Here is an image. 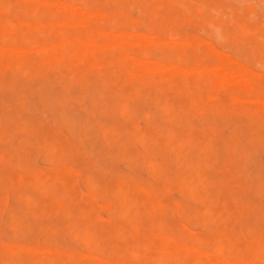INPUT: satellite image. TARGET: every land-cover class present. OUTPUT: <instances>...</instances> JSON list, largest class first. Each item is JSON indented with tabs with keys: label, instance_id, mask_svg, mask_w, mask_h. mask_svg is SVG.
Wrapping results in <instances>:
<instances>
[{
	"label": "rangeland",
	"instance_id": "rangeland-1",
	"mask_svg": "<svg viewBox=\"0 0 264 264\" xmlns=\"http://www.w3.org/2000/svg\"><path fill=\"white\" fill-rule=\"evenodd\" d=\"M3 1V2H2ZM6 1V2H5ZM27 1V0H26ZM28 1H29V3H28ZM26 3H25V0H0V24H2V25H0V26H3L4 27V25H5V28L4 29H2V28H0V48H1V46H4L7 42H9V40L11 41V39H12V37L10 36V35H12L13 33V35H16V34H22V35H24V37H23V45H25L28 49H26V47H24L23 45H22V47L21 48H23V49H25V50H27V52L25 51V54L24 53H22V52H20V51H18L17 49H15L14 51H12L11 52V55L12 56H15V57H17V58H19V59H24L25 57H26V60H28V59H31L34 63H30V64H28V63H26L25 64V66H23V65H21L20 67H21V69L19 68V66H15L14 64H10L9 66L8 65H6V63L3 65L2 64V66H4L3 68L1 67V64H0V78H4V79H1V81H0V92H2V94L1 95H3V97L2 96H0L1 97V99H2V103H1V99H0V115H1V118H3V119H5V116L7 117V113L9 112V116L10 117H8L9 118V120H8V118H6L5 120H1V118H0V124H2V125H0V128H2V126L4 127V128H2L1 130H0V132H2L3 133V135H5L6 136V134H7V136L5 137V136H3L2 135V133H1V135H0V140L3 138V137H5L4 138V140L2 139V141H3V143H1L2 141H0V161H1V163H0V181H2V180H4V182L2 181V183L0 182V209H1V213H0V221H2V222H0V228H1V231H4L3 233H0V236H2L1 234H3V237H1L0 238V263H2V264H12V263H14V262H12L11 263V261H13L12 259H14V257H15V262H17V263H14V264H44V260L48 257V253H49V251L50 250H48L50 247L49 246H57V243H58V246L59 247H61L62 249H64L65 251H69V252H78L79 253V257H76L75 259L76 260H74L75 262V264H91L92 262H93V256L95 257L96 255H99L100 253V251L101 250H103L105 247H103L102 248V246L103 245H101V244H104V246L107 244L108 245V243H106V242H109V245L107 246L108 248H109V250H110V252H109V250L107 249V247H106V249H104L105 250V252L104 253H106L107 252V250H108V254H105V255H101L103 258H108V259H106V260H108V261H111L112 263L113 262H115V261H124V259H125V264H157V262H158V264H159V258H155V257H153V256H155V255H157V253H156V248L154 247V243H153V241H154V239H156L157 240V237H155V235H157V233L158 234H160L161 232L159 231V227H158V224H156V223H158V222H155V221H157V220H159L158 218L160 217V216H163V218L166 216V218H164V219H161V220H163V221H160V222H163V224H166V223H168V224H170V226H166V225H163V227H162V229L164 230V236H168L169 237V241H166V240H168V237H167V239H165V243L166 244H164V247L165 248H168L169 246H171L172 244L171 243H173V244H178L177 242H179L180 244L181 243H183L182 244V248H179L177 251H176V253L174 254V255H172V256H167V255H165V257H162L161 258V261H162V264H165V262L167 261V257H168V261H169V263H167V264H180V262H181V264L183 263V264H193L194 262H193V259L194 258H196V254H198L197 256H198V261L200 260V262L199 263H201V264H203V262H204V264L206 263V264H210V258L212 257V255L214 254H218L219 252H217L216 250H217V247H215V246H212L213 244H212V242H214V244H216V241H217V243L220 241V239H221V241H222V243H221V241L219 242V243H221V244H223V246H224V248H223V252L222 253H219L220 254V257H222L221 258V260L219 261V263L220 264H264V261H262L259 257L261 256V252L259 253V250H257V253H255V250H251V251H249L250 252V254L248 255V242H246L245 243V241H248L249 239H251V238H255L257 241H258V244H259V246L261 245V246H263L264 247V218H263V215L264 214H262V213H264V135H259V134H264V129H262V127H264V123H262V121H263V119H264V106H263V104H264V98H262V97H264V62H263V58H264V35L262 36L261 35V32H264V24H262L263 22H264V17H263V15H264V4H263V2H264V0L262 1V0H260L261 1V3H260V1H258L257 0V4H255L256 3V0H233L234 1V6L233 7H230L231 8V10H230V8L228 7L227 8V6H229V0H192V2L190 3L189 2V0H184V4H190V6L189 7H182V3H183V1L182 0H135L134 2L137 4V6L138 7H135L136 5L135 4H132L131 3V1H133V0H127V2H126V0H117V2L116 1H114V0H81L80 2H78L79 0H75V2H73L74 0H61V1H59V2H64V3H71L72 5L69 7L68 5V8H67V13H68V16L70 17V18H72V19H76V18H78V17H80V15H82V13H81V11H86L87 13H88V10H89V12L90 13H85V15L89 18L90 16L91 17H93V16H97V17H95L93 20L97 23V25H98V27H99V32H98V34H97V36L95 37V39H96V41H99V42H101V43H99V44H97L96 45V50H94V56H97V59H96V61H95V57H94V59L93 60H91L90 61V65H88V62L86 61L87 59L85 58V60L80 64L79 63V61H78V63L77 62H70V63H65V62H60V63H55V64H57L56 66H55V64H49V67L50 68H52L53 70H51V69H49V68H47L48 66V64H45V63H42V62H37V57L39 56V54L37 53V52H39L40 50V48H42L43 46H42V43L43 42H41V40L42 41H50V39L49 38H55V36H56V38L57 37H60V35L62 34V33H58V32H60L59 30H64V33L66 34V35H72L74 32H76V31H82V32H80V35L81 36H84V37H86V36H89V34H88V31H86L87 29H86V27H84L83 26V24L80 22V21H78L77 22V20H74L75 21V24H73V22H72V20L70 21V23L71 24H73V25H71L70 23H68L67 25H65L64 26V24H61L62 22H59L60 20H59V18L57 19V17H54L53 16V20H52V15H51V13H48V14H46V12L47 11H42L43 9H45V8H48L49 7V5H51V4H53L54 2H56L55 0H38V2H37V0H34V2H37V3H35L34 4V2H33V0H28ZM31 1V2H30ZM47 1H48V4H47ZM69 1V2H68ZM96 1V2H95ZM114 1V2H113ZM139 1H142V3H140L139 2V5H138V2ZM146 1V2H145ZM178 1V2H177ZM250 1V3H252V2H254V3H252L253 5H254V8L255 7H258V8H255V11L254 12H252V13H250V12H248L245 8H241L242 6L241 5H244L243 3L245 2V3H247V2H249ZM252 1V2H251ZM9 2V3H8ZM84 2V3H83ZM100 2V3H99ZM103 2V3H102ZM105 2H106V4H105ZM120 2V3H119ZM130 4H129V3ZM147 2H149V5L147 4ZM179 2H181L180 4H182L181 6L179 5ZM197 2H199L198 4H197ZM211 2H214V3H216V4H219L220 6H221V8H222V11L224 12V14H223V12H219V11H217V10H214L213 8H211L210 6H209V3H211ZM222 2V3H221ZM235 2H238L239 4H236ZM13 3V4H12ZM16 3V4H15ZM30 4L31 3V5H33L34 7H40L39 8V11L36 13L37 14V16L35 15V14H33V12H31V9L30 10H28V9H26L25 8V4ZM46 3V4H45ZM50 3V4H49ZM78 5V7L76 8L75 6H76V4ZM88 3L90 4V5H88ZM108 3H110V5L108 4ZM117 4L116 5V7H115V4ZM119 3V4H118ZM123 3H124V7H123V10H122V7H121V4L123 5ZM259 3H260V5H259ZM10 4H12V5H10ZM42 4V5H41ZM83 4H85L86 6L88 5V7H89V9L88 8H86L85 7V5H83ZM101 4H103V6L101 5ZM142 4V5H141ZM146 4L148 5V8L149 9H147V6H146ZM155 4V5H154ZM202 4H204L205 5V7H204V5H201ZM17 5H19V6H17ZM20 5H21V7H20ZM45 5V6H44ZM47 5V6H46ZM75 5V6H74ZM101 5V6H100ZM104 5H105V7H104ZM114 5V6H113ZM143 5H145V8L147 9V11H145V12H147V14H148V16H145L146 15V13H145V15H144V13L141 11L140 12V9H142L144 6ZM2 6V7H1ZM10 6H12L13 7V9H10V8H12V7H10ZM73 6V7H72ZM126 6H128V7H130V8H128V7H126ZM158 6V7H157ZM165 6V7H164ZM168 6V7H167ZM184 6H186V5H184ZM198 6L200 7V10L198 9ZM207 6V7H206ZM240 6V7H239ZM259 6H261L262 7V9H261V7H259ZM16 7H17V9H16ZM33 7V8H34ZM75 7V8H74ZM84 7H85V9H84ZM92 7H94V9L92 8ZM113 7H114V9H113ZM135 7V8H134ZM196 7H197V9H196ZM202 7H204V8H202ZM208 7H210V8H208ZM242 10V12L239 10V8ZM19 8H23L22 10H23V14H21V13H18V12H20L21 11V9L19 10ZM84 10H83V9ZM106 10H105V9ZM125 8H126V10H125ZM145 8H143L142 10H145ZM184 8H188V10L187 9H184ZM16 9V10H15ZM110 9V11L111 12H108V10ZM120 9H121V11H120ZM132 9V10H131ZM134 9V10H133ZM212 11H214V12H212ZM237 9H238V11H237ZM34 10H35V8H34ZM81 10V11H80ZM117 10H119L120 12H118ZM128 10H130L129 12H128ZM187 10V11H186ZM263 10V11H262ZM91 11H93L92 13H91ZM103 13H102V12ZM105 11V12H104ZM116 11L118 12V13H116ZM209 11V12H208ZM216 11V12H215ZM227 11V12H226ZM240 11V12H239ZM2 12H5V14L3 13V14H1ZM10 12V13H9ZM97 12H99V14H97ZM121 12H124V14L123 13H121ZM130 12H133V14H130ZM138 12H140L139 14H141V15H138L137 13ZM176 12V13H175ZM179 12H180V14H181V16H180V14H179ZM191 12H193V13H191ZM7 13H9V14H7ZM15 13V14H14ZM45 13V15H46V17L43 15ZM94 13V15H92ZM142 13H143V17L145 16L146 18H143L142 17ZM195 13V14H194ZM214 13V14H213ZM220 13V14H219ZM230 13V14H229ZM248 13V14H247ZM11 14H12V16H11ZM91 14V15H90ZM116 14H117V17H116ZM123 14V15H122ZM157 14V15H156ZM216 14L218 15V16H216ZM229 14L230 16H228L227 17V15ZM25 16V18H24V16ZM30 15V16H29ZM39 15H42V16H44V18L42 17V19L43 20H41V16L39 17V19H38V16ZM99 15H102V17L101 16H99ZM107 15V16H106ZM122 15V16H121ZM151 15V16H150ZM191 15H192V17L194 18L195 17V19H193L192 17H191ZM222 15H224V16H226V17H223ZM249 15H251V17L249 16ZM6 16V17H5ZM14 16V17H13ZM24 18V19H22V17ZM36 16V18H34V17ZM103 16H105V19H106V25H105V23H104V17ZM110 16V17H109ZM125 16V17H124ZM139 16H141V17H139ZM153 16H156V18H154ZM181 17L180 19L178 18V17ZM215 16H216V18H215ZM263 18H262V17ZM8 17H10V18H8ZM90 17V18H91ZM107 17V18H106ZM115 17V18H114ZM121 19V21H123V26L125 25L126 26V28L124 27V28H122L123 26H121V23L122 22H117V20L119 19V18ZM151 17V18H150ZM163 17V18H162ZM185 17V18H184ZM197 17H198V19H197ZM204 17H205V19H204ZM252 17H254L253 19H255V20H253V19H251ZM256 17V18H255ZM3 18V19H2ZM5 18H8V19H6V22H5ZM14 18V19H13ZM27 18V19H26ZM117 18V19H116ZM127 18V19H126ZM135 18H136V20L138 21H136L135 20ZM139 18H141V19H139ZM156 20H154V19ZM200 18H202V19H200ZM247 18H250V20L249 19H247ZM9 19H11V22L10 21H8L9 23H7V20H9ZM18 19V20H17ZM31 19H34L33 21L31 20ZM36 19V20H35ZM92 19V18H91ZM124 19V20H123ZM136 21H134V20ZM146 19V20H145ZM210 19H211V22L213 23H210V24H212L213 26L210 28V29H212V32H210V29L208 28L209 27V23H208V21H210ZM212 19H214V20H212ZM231 19H233V20H235V21H237V23H243L244 24V28H248V29H251L252 31L250 32V30L248 31V29L246 30V29H244L245 31H242V32H237V31H240V30H238V29H236V26H235V24H234V22H232V20ZM3 20V21H2ZM18 22H17V21ZM100 22V20H101V22L100 23H98V21ZM104 20V21H103ZM133 20V21H132ZM142 20L144 21V22H142ZM149 20V21H148ZM193 20V21H192ZM208 20V21H207ZM26 21H28V22H26ZM38 21V22H37ZM43 21V22H42ZM51 22V21H54V22H56L57 23V25H58V23H60L61 25H59V27H54V26H57L56 25V23H55V25H51V23L49 24V23H46V22ZM109 21H110V23L111 24H109ZM120 21V20H119ZM148 21V22H147ZM153 21L154 22H156V24L155 25H153L154 23H153ZM162 21V22H161ZM214 21V22H213ZM230 21V22H229ZM4 22H5V24H4ZM35 22V23H34ZM40 22V23H39ZM54 22H52V24L54 23ZM193 22V23H192ZM253 22V23H252ZM262 22V23H261ZM17 23V25L16 26H14L15 24ZM20 23H22V24H20ZM27 23V24H26ZM28 23H29V25H28ZM45 24V26H44V24ZM78 23H80V24H78ZM103 23V24H102ZM118 23V24H117ZM129 23V24H128ZM139 23V24H138ZM147 23V24H146ZM152 25H151V24ZM261 23V24H260ZM4 24V25H3ZM7 24H8V26L10 25L11 27H14V28H16V29H11V27L9 28L8 26H7ZM12 24H14V25H12ZM37 26H36V25ZM133 24V25H132ZM136 24H137V26H136ZM145 24V25H144ZM151 26H150V25ZM160 24V25H159ZM161 24L162 25H164L165 27H163V26H161ZM167 24V25H166ZM183 25V27L181 28V26L180 27H174V26H176V25ZM185 24H187V26H189V27H191V28H189V27H185L186 25ZM192 24V25H191ZM203 24V25H202ZM215 24H217V25H215ZM22 25V26H21ZM24 25H26V31L28 32H26V31H24L25 30V27H24ZM34 25V26H33ZM41 25H42V27H41ZM63 25V26H62ZM70 27H69V26ZM108 25H111V26H108ZM117 25V26H116ZM135 25V26H134ZM141 25H144V26H142V27H140ZM157 25V26H156ZM194 25V26H193ZM200 25V26H199ZM219 25V26H218ZM253 25V26H252ZM263 25V26H262ZM20 26H21V28H20ZM33 26V27H32ZM39 26V27H38ZM44 26V27H43ZM49 26L50 27H52V29L51 28H49ZM60 26H62V27H60ZM79 26H80V29H78L79 28ZM82 26V27H81ZM118 26H120V28L118 27ZM138 26L140 27V28H145V29H140V28H138ZM153 26H156L155 28L153 27ZM167 26H168V28H167ZM169 26H173V27H169ZM23 27H24V29H23ZM55 29H54V28ZM77 27V28H76ZM110 27L112 28V27H115V28H113V30L112 29H110ZM146 27H147V29H148V27L150 28V29H152V28H154L155 30V32H153V29H152V31L150 30L149 31V29L148 30H146ZM195 28V30L196 31H194V28ZM198 27V28H197ZM207 27V28H206ZM253 27H256L257 28V30H255ZM22 29V30H18V29ZM36 29V30H39V29H37V28H40V32H38V31H36V30H34V29ZM46 28V29H45ZM49 28V29H48ZM85 28V29H84ZM159 28V30L160 29H162L163 30V28H166L167 30H165V31H161L162 33H164L163 35H162V33L160 32V31H156V29H158ZM171 28H179V29H177V31L175 32L173 29H171ZM181 28V29H180ZM186 28H187V30H186ZM193 28V29H192ZM197 28V29H196ZM214 28V29H213ZM6 29V30H5ZM78 29V30H77ZM106 29V30H105ZM107 29H108V31L110 32V33H115V36L116 37H112L109 41H107V42H102L103 41V37L105 36L104 34H108L109 32L107 31ZM192 29V31L190 32V30ZM221 29V30H220ZM1 30H3V31H1ZM5 30V31H4ZM8 30V31H7ZM102 30V31H101ZM171 30H173V33H174V35L172 34V31ZM178 30H181L180 31V33H179V31ZM186 30V31H185ZM217 31V32H215V31ZM220 30V31H219ZM15 31V32H14ZM20 31V32H19ZM54 31L56 32V33H54ZM105 31V32H104ZM116 31V32H115ZM120 31H122V33H126V34H123V37L121 38V36H122V33H119ZM128 31V32H127ZM136 31H139V33L138 32H136ZM145 31V32H144ZM171 31V32H170ZM184 31H185V33H184ZM247 31H248V33H247ZM2 32L4 33V34H2ZM10 32H13V33H10ZM43 33V35L41 34V35H39V33ZM85 32V33H84ZM106 32H108V33H106ZM160 32V33H159ZM166 32H168V33H166ZM179 33V34H181V32L182 33H184V35L182 34L181 36H182V38H180V37H178V35L175 37V33ZM187 32V33H186ZM195 32H196V34H195ZM201 32V33H200ZM221 34H220V33ZM244 32H246L247 34H245ZM7 33V34H6ZM118 33V34H117ZM146 33H149V34H146ZM177 33V34H178ZM202 36H200L199 34ZM212 33V34H211ZM213 33L216 35H213ZM216 33H218V34H216ZM250 33V34H249ZM34 34V36L36 37V40H38V41H32V35ZM138 34V35H137ZM151 34H153V35H151ZM165 34H167V36L165 35ZM171 34L173 35V37H175V38H173L172 36H171ZM188 34V35H187ZM198 34V35H197ZM204 34V35H203ZM240 34H241V36L242 37H240ZM246 36H245V35ZM12 35V36H13ZM39 35V37L37 38V36ZM86 35V36H85ZM103 35V36H102ZM136 35H137V37H136ZM146 35V36H145ZM192 35H194V36H192ZM210 35H213V36H210ZM258 35H260L259 37H258ZM4 36H6V37H4ZM8 36H10L11 37V39H10V37H8ZM26 36V37H25ZM27 36H30V38L29 37H27ZM118 36V37H117ZM144 36V37H143ZM149 38H148V37ZM162 36V37H161ZM180 36V35H179ZM186 36H188V37H186ZM207 36V37H206ZM209 36V37H208ZM220 36H222V38L223 39H225L226 38V36H227V38L225 39V41L227 40V43L228 44H226L225 43V41L220 37ZM35 37H33V40L35 39ZM47 37V39H45ZM100 37H101V39H100ZM143 37V38H142ZM184 37H186V38H184ZM195 37V38H194ZM211 37H213V38H211ZM252 37V38H251ZM2 38H5V40L7 39V38H9L8 40H6L7 42H5V44H3L4 42H3V39ZM26 40H25V39ZM124 38V39H123ZM138 38V39H137ZM144 38L146 39L145 41L147 42H144V44L145 45H143V44H140V41H144ZM165 38V39H164ZM173 39V41L171 40V39ZM177 38V40H174V39H176ZM189 38V39H188ZM197 38V39H196ZM204 38V39H203ZM216 38H218V41L220 42H218L217 41V39ZM237 38V39H236ZM259 40H258V39ZM2 39V40H1ZM27 39H30L29 41H32L31 42V44H30V42H29V45H28V43H27ZM147 39H150V40H147ZM151 39H153V40H151ZM160 39V40H159ZM163 39V40H162ZM186 39V40H185ZM216 39V40H215ZM222 39V40H221ZM232 39V40H231ZM129 41V42H134V41H136V42H138L140 45H141V47L140 46H136V45H129L130 43H128V45H127V43H126V45L124 46V48H123V50L122 51H113L112 49H113V47L112 46H114V44H118L119 45V43H121V42H123V41ZM139 40V41H138ZM179 40H182V42L181 41H179ZM190 40H192L194 43L197 41V42H199L200 44V46L199 45H195V44H198L197 42L194 44L192 41H190ZM204 40V41H203ZM207 40H211V42L209 41V43H208V41ZM214 40V41H213ZM235 40H236V43H235ZM263 42H262V41ZM3 43H2V42ZM177 41L178 42H180V46L181 47H178V45H179V43H178V45L176 44L177 43ZM190 41V42H189ZM223 43H225L226 44V46L224 45V44H222V42ZM232 41H234V42H232ZM242 41H243V43H242ZM245 41V42H244ZM37 43V44H35V43ZM41 42V43H40ZM174 42V43H173ZM192 42V43H191ZM202 42V43H201ZM216 42H218V44L216 43ZM231 42V43H230ZM188 43V44H187ZM211 43V44H210ZM232 43H234L235 44V46H234V44H233V46L232 47H229V48H231L232 50H235V52L234 53H237L238 55H233L234 53H233V51L230 49L229 50V48H228V50H225V48L229 45V46H231L232 45ZM176 44V45H175ZM188 46H187V45ZM191 44V45H190ZM208 44V45H207ZM210 44V45H209ZM221 44V45H220ZM237 44H238V46L239 47H241V49H242V52L243 51H245L246 50V48L248 47V50H246V54L244 55V53H242V52H240L241 50H240V48H238V46H237ZM241 44H242V46L243 47H245V48H242V46H241ZM36 45H38L39 47H36ZM172 45V46H171ZM173 45H175V46H173ZM193 45L195 46V48H196V46H197V49L200 47V49L201 48H204L205 47V45L207 46V47H205L204 49H201L202 51H199V49H198V51L199 52H203V51H205V52H203V53H198V51H197V49H194L193 48ZM225 47H223V46ZM247 47H246V46ZM31 46V47H30ZM41 46V47H40ZM165 46H167V48L166 49H169L170 47H173V48H175V49H173L174 51H176L177 52V50L176 49H179L178 51H182L183 52V54H182V58L181 59H184L183 61H182V63L180 62V65L181 66H183V68H184V70H185V72H186V74H188V77H186L185 75L186 74H180L181 75V77H180V75H177V76H175V77H173V78H171L170 80H168V82H166V80L164 81V78L163 77H160V76H162L163 74H164V72H166V70L165 69H167V64L169 65V63L171 62H176L177 60H175L174 58H176V56L177 55H175V52L173 51V50H171V49H169V51L165 54L168 58H169V61H167L168 59H166L167 57L164 55V53L163 52H165V51H162L161 49L163 48L164 49V47ZM190 46V47H189ZM192 46V47H191ZM202 46V47H201ZM220 46H222V48L220 47ZM255 47V48H252V47ZM127 47L129 48L128 50H127ZM137 49H136V48ZM178 47V48H177ZM233 47H235V48H233ZM251 47V50H252V52H249V48ZM133 48V49H132ZM213 49V50H209V49ZM237 48H238V51L239 52H237ZM263 48V49H262ZM125 49V50H124ZM135 49V50H134ZM147 49H149L150 51H148ZM186 49V50H185ZM216 49V50H215ZM227 49V48H226ZM254 49H256V50H254ZM39 50V51H38ZM116 50V49H115ZM147 51V53L146 54H149V52H150V54H151V56H150V54H149V56L148 55H145V53H142L141 51ZM152 50H154V53H152L153 51ZM160 50H161V52H162V54H158L157 52H160ZM165 50V49H164ZM172 52H174L173 54L172 53H170L171 51ZM184 50L186 51V52H184ZM188 50V51H187ZM250 50V51H251ZM113 51V52H112ZM128 51L130 52L131 51V53L129 54L128 53ZM143 51V52H144ZM145 51V52H146ZM167 51V50H166ZM214 51H216V52H214ZM222 51H224L223 53H222ZM231 51H232V53H231ZM263 51V52H262ZM107 52V53H106ZM113 53V54H111V53ZM139 52V53H138ZM194 52V53H193ZM209 52V53H208ZM219 52V53H218ZM227 52V53H226ZM33 53H35V54H33ZM108 53H110V54H108ZM135 53H137V54H135ZM189 53H191V54H189ZM205 53V54H204ZM217 53H218V55L219 56H222V57H224V58H226V59H230L229 61H231L232 60V62L231 63H229V64H220L219 62V56L217 57ZM229 53V54H228ZM248 53L250 54V56L251 57H249V59H245L247 56L246 55H248ZM255 53V54H254ZM262 53V54H261ZM104 54H106V55H104ZM155 54H156V56H155ZM172 54V55H171ZM186 54H187V56H186ZM222 54V55H221ZM227 54H228V56H227ZM239 54H241V55H243V56H241V57H239ZM35 55H37L36 57H35ZM99 55V56H98ZM114 57H113V56ZM140 55V56H139ZM143 55H145V56H143ZM164 56V58H162V56ZM188 55H191V57H192V60H191V57L189 56V58H188ZM200 55L201 56H203V55H205L204 57V59L206 60H204L205 62H207V64L205 63V62H203V59L201 60H199V58L198 57H200ZM254 55V56H253ZM103 56H105V57H103ZM108 56H109V58H108ZM142 56V57H141ZM147 56V57H146ZM152 56H154V57H152ZM159 56V58H156V57H158ZM173 56V57H172ZM175 56V57H174ZM208 56H211L213 59H214V57L216 56L217 57V60L219 61H217V60H213L214 61V63H212L211 61V57L210 58H207ZM227 56V57H226ZM238 56V58H234V57H237ZM245 56V57H244ZM101 57H103V58H101ZM118 57V60H116V58ZM120 57V58H119ZM145 59H148V60H150L151 62H150V64H151V66L149 65V63H148V60H145ZM166 57V58H165ZM230 57V58H229ZM254 57V58H253ZM34 58V59H33ZM101 58V59H100ZM112 58H115V59H112ZM187 58L189 59V60H187ZM195 58H198V60H195ZM201 58V57H200ZM243 58V59H242ZM251 58V59H250ZM103 59H105V60H103ZM153 59V60H152ZM162 59H164V61L162 60ZM166 59V60H165ZM175 61H174V60ZM194 59V60H193ZM216 59V58H215ZM244 59H245V61H244ZM259 59V62L257 63L256 61ZM103 60V61H102ZM124 62H123V61ZM142 60H144V61H142ZM154 60H156V61H162V62H160V63H162V64H159V65H156L154 68H153V64H152V62L154 61ZM173 60V61H172ZM191 60V63H193L194 64V61H197V64L199 63V61L201 62V63H199L200 65H197V64H195V65H193V64H190V62L188 63V61H190ZM235 60V61H234ZM237 60V61H236ZM94 61V62H93ZM111 61V63H109ZM120 61V62H119ZM126 61H130V62H126ZM135 61V62H134ZM138 61H142V63L143 64H145L144 62H146V64H145V66L147 67V70H145V71H147V72H145L144 71V73L141 71H139L138 70V72L136 73L135 71H137V67H136V63L138 62ZM166 61V62H165ZM184 61L186 62L187 61V64L189 65L188 67L186 66V64L184 63ZM215 61H217L216 63H215ZM251 61V63L253 64V66H251L252 64H250L249 62ZM96 62V64H94ZM99 62H101V63H99ZM117 62V64L119 65H121V63H122V68H121V66H119L120 68H118V66H117V64H115ZM245 62V63H244ZM254 62H255V64H254ZM84 63H86V64H84ZM131 63V64H130ZM134 63V64H133ZM196 63V62H195ZM203 63V64H202ZM236 63H239L240 65L241 64H243L242 66H246L247 68H248V70L250 71V76H251V78L255 81V84H257V85H259V87H258V90H251V92L249 91H246L247 93H249L248 95H246L245 96V90H243L244 91V93H243V91L242 92H240V91H235V93H231L229 90H227L228 88H224V84H223V81H225L226 82V86H228V87H230V89H235L237 86H238V84H239V77L236 75L237 73H236V71H234L235 69H233V65L232 64H236ZM261 64L260 66L262 67V68H258V64ZM42 64H43V66H42ZM61 65V68H59L60 67V65ZM77 64H78V66H77ZM82 65V67L80 66V65ZM92 64V65H91ZM98 64H100L102 67H101V69L103 70V72H104V70H105V78L108 80V82L107 81H103V79H101V75L99 74V71L100 70H96L97 72H98V74H97V76H95L96 74L95 73H97V72H94L95 71V69H100V65H98ZM105 64H107L108 65V67H105L104 65ZM202 64V65H201ZM217 66H216V65ZM249 64V65H248ZM12 65H14V66H12ZM34 65V66H33ZM62 65H63V67H62ZM74 65V66H73ZM106 65V66H107ZM114 65L115 66H117V68H114ZM161 65H165V68H164V66H162L161 67ZM190 65H193V66H191L190 67ZM215 65V66H214ZM221 65L222 66V68L224 69V71H221V73H220V76H219V80L217 81V82H214V83H216V86L214 85H212L210 82H212L213 83V81H211L212 79H211V77L213 76V74H209L210 76H207L208 75V71L210 70V71H213V72H215L214 70H217L218 68H219V66ZM12 66V67H11ZM52 66V67H51ZM56 68H55V67ZM59 66V67H58ZM95 66V67H94ZM96 66H99V67H96ZM125 66V67H124ZM196 66H197V68H196ZM220 66V67H221ZM13 67H17V68H14V70H13ZM91 67V68H90ZM105 67V69H103ZM112 67V68H111ZM193 67V68H192ZM200 67V68H199ZM214 67V68H213ZM216 67V68H215ZM218 67V68H217ZM253 67V68H252ZM5 68V69H4ZM56 69V71H55V69ZM59 68V69H58ZM124 68V69H123ZM136 68V70H134ZM151 68V69H150ZM153 68V69H152ZM187 68V69H186ZM191 68V69H190ZM232 69V71H231V69ZM255 68V69H254ZM256 68H258V69H256ZM24 69H26L25 71L27 72V70H29V72L28 73H26L25 71H22V70H24ZM89 69H92V70H89ZM122 70V71H119V70ZM214 69V70H213ZM251 69V70H250ZM261 69V70H260ZM263 69V70H262ZM7 71V73H10V74H7V76H6V74L4 73V72H6ZM10 70V71H9ZM75 70V71H74ZM87 70H88V72H87ZM110 70H112V71H110ZM116 70V71H115ZM132 70V71H131ZM134 70V71H133ZM207 70V71H206ZM253 70V71H252ZM257 70V71H256ZM21 71V72H20ZM60 71V72H59ZM115 71V72H114ZM128 71H129V73L130 72H133V74H134V76L132 75L131 76V73L130 74H128ZM149 71V72H148ZM206 71V72H205ZM17 72H20L21 74H23V73H26L25 75L23 74V76L20 74V73H17ZM39 72V73H38ZM43 72V73H42ZM45 72H47V75H46V73ZM50 72V73H49ZM57 72V73H56ZM75 72V73H74ZM94 72V73H93ZM118 74H117V73ZM204 72V73H203ZM212 72V73H213ZM235 72V73H234ZM2 73H3V75H2ZM17 73V74H16ZM30 73V75L28 76V74ZM37 73V74H36ZM43 74V76H44V79H43V76L42 75H40V74ZM45 73V74H44ZM74 73V74H73ZM112 73V74H111ZM122 73V74H121ZM147 73V74H146ZM149 73H151L152 74V76H155L156 78H152V76H151V78L149 77L150 76V74ZM201 73H203V74H201ZM209 73H211V72H209ZM252 73V74H251ZM254 73V74H253ZM15 75V76H13V75ZM19 74H20V76H19ZM50 74V75H49ZM55 74H57V77H56V75ZM60 74L62 75V74H64L65 76H64V80L62 81V77L60 76ZM87 74V75H86ZM89 74V75H88ZM95 74V75H94ZM110 76H109V75ZM136 74V75H135ZM201 75V78H200V76L198 75V77L200 78V81H198V87H200L199 89H201L202 88V90L201 91H199V89H198V87H197V85L195 84V82L194 81H192L193 80V78H195L196 76H194V75ZM45 75H46V78H45ZM91 75V76H90ZM98 75H99V77H98ZM102 75H104V73L102 74ZM118 75V76H117ZM183 75V76H182ZM234 75H236V76H234ZM36 77V79L37 78H39V76H40V78H39V80L37 81V80H35L34 78ZM55 76V77H54ZM83 76H85V77H83ZM87 76V77H86ZM90 78H89V77ZM93 76H95V77H97L95 80H94V78H93ZM125 76V77H124ZM204 78H203V77ZM216 76V75H215ZM25 77V78H24ZM27 77H28V79H27ZM30 77H31V79H30ZM34 77V78H33ZM42 77V78H41ZM49 77L51 78V80H53V81H55L54 83L55 84H53V81L52 82H50L51 80H49ZM54 77V78H53ZM70 77H72V79H69ZM80 77H82L83 79L85 78V80H83L82 78L80 79ZM108 77H109V79H108ZM124 77V78H123ZM127 77V78H126ZM134 77V78H133ZM210 79H209V78ZM16 78H17V80H16ZM86 78L87 79H89L88 81L91 83L90 84V86H89V84L88 85H85V86H83V84H85V83H89L88 81H86ZM102 78H103V76H102ZM114 78V79H113ZM132 78V79H131ZM135 78H137L136 80H134ZM138 78L139 79H141V80H138ZM148 78H150V80H148ZM177 78V79H176ZM186 78H188V80H189V85L188 84H186L185 83V81H186ZM199 78H198V80H199ZM205 78H208L210 81H208V80H206ZM10 79V80H9ZM20 79H22V82H23V85L25 86V87H23L22 86V84H21V81H19ZM42 81H41V80ZM55 79V80H54ZM60 79V80H59ZM94 80L95 81V83H96V85H97V87H101L102 89H103V87L104 86H101V84L102 83H100V82H103V84L105 85V86H107V87H104V89L102 90L103 91V93L101 92V88H98L99 90H100V92H99V90L95 87L96 85L95 84H92V83H94V81L92 82V81H90V80ZM100 79V80H99ZM118 79V80H117ZM130 79V80H129ZM146 80V81H152V82H155V81H157L158 83L160 82V84H159V87L158 88H160L161 86L163 87V85H165L164 86V88H162L161 87V89H163V90H165L166 92H164L163 90H159L158 88H157V86H156V88H155V85H158V84H153L152 83V85L154 86H151V85H148V83L146 82L145 83V81H142V80ZM202 79V80H201ZM30 80H32V81H30ZM47 80V81H46ZM49 80V81H48ZM57 80H58V82H60V83H58L57 82ZM66 80H67V82H69V84L70 85H67L66 86ZM79 80H83L82 81V83H81V86H83L82 88H83V90L81 89V90H79V88H81V86H80V82H79ZM97 80H99L100 82H98ZM102 80V81H101ZM117 80V81H116ZM131 80H133L132 82H131ZM177 80V81H176ZM207 82H206V81ZM223 80V81H222ZM259 80H261V81H259ZM30 81V82H29ZM45 81L47 82V84L45 83ZM72 81H73V84H72ZM74 81H75V83H74ZM111 81L113 82V84H111ZM131 83H129V82ZM136 81H142V82H136ZM176 81V82H175ZM205 83H204V82ZM221 83H220V82ZM11 82L12 83V85H11V83L9 84V83ZM27 82H29L28 83V85L30 86H26L27 85ZM41 82H42V84H41ZM110 82V83H109ZM117 83V85H116V83ZM129 83L128 85H126L125 83ZM145 83V85H147L146 87H145V85H143L142 83ZM174 83L173 85L172 84H170V83ZM194 82V83H193ZM4 83V84H3ZM5 83L6 84H9V85H5ZM16 83H17V85H16ZM33 84V86H31L32 84ZM35 83V84H34ZM37 83V84H36ZM48 83H50V85H48ZM64 83H65V86H64V88H63V85H64ZM134 83V84H133ZM205 85H204V84ZM220 83V84H219ZM5 85V87L6 88H4V86H2V85ZM13 84H14V86H13ZM18 84H20V85H18ZM61 84H63V85H61ZM71 84H72V86H71ZM77 84V85H76ZM108 84V85H107ZM109 84H110V86H109ZM139 84H142V86L141 85H139ZM150 84V83H149ZM186 84V85H185ZM193 84H195L196 85V87L193 85ZM208 84H210V85H208ZM218 84H219V86L220 85H223V86H220V88L218 89L217 87H219L218 86ZM37 85H40V86H38V87H40V88H38L37 87ZM47 85V86H46ZM53 85H54V87H53ZM92 85V86H91ZM93 85H95V86H93ZM167 85L169 86V87H171V89L170 88H168L167 87ZM179 85V86H178ZM200 85V86H199ZM212 85V87L214 88H212V87H210ZM13 86V88L9 91V88H11ZM16 86V87H15ZM19 86L20 87H23L22 89L21 88H19ZM34 86H36L37 88H38V90H35V89H37L36 87H34ZM43 86H45V87H43ZM50 87V88H47V87ZM87 86H89V87H87ZM108 86L110 87V88H108ZM172 86H173V88H172ZM191 87V89H193V91H195V89L198 91V92H200V93H197L196 91H195V93H197L196 95H194V94H191V95H194L195 97H193V98H191L190 96V93H191V91L189 92V88ZM207 86H208V88H207ZM7 87H9L8 88V90H6L7 89ZM18 87V88H17ZM32 87V88H31ZM54 88V89H57L58 88V90L59 89H61L62 88V90H59V92L61 91L62 92V95H63V93L65 94V98H69L68 96L70 95V99L68 100V99H66V101H65V99L63 98V97H61V95L60 94H58V92L56 91V90H52L51 88ZM67 87V88H66ZM73 87V88H72ZM94 87V88H93ZM112 87V88H111ZM134 87H136L135 89H134ZM176 87L177 88H179L180 90H178V89H176ZM4 88V89H3ZM18 90H17V89ZM31 89V90H28V89ZM75 88V89H74ZM86 88L88 89V91H84V90H86ZM95 89V90H93V89ZM114 88V89H113ZM116 88V89H115ZM120 88V89H119ZM141 88H142V90H145V91H142L141 90ZM175 88V89H174ZM184 88H187L186 90H184ZM206 88V89H205ZM223 88V89H222ZM40 89V90H39ZM64 89V90H63ZM66 89V90H65ZM72 89H74V90H72ZM132 89H134V90H132ZM189 89V90H188ZM207 89H213V91L214 92H212L211 94L209 93V91L211 92V90H207ZM222 89V90H221ZM5 90V91H4ZM15 90L16 91H19V92H17V93H20L19 95H21V99L23 100L24 99V97H25V101L23 100H21V102H22V104H24V105H21V103H19L20 101H19V97L18 98H16V96L18 95L17 93H15ZM21 90L23 91V92H21ZM47 90H49L48 92H52V93H48L47 94ZM72 90V91H71ZM116 91V93H118L119 92V94L117 95V96H119L118 98H115V97H113V98H115V99H113L112 98V94H114L115 96H116V94L114 93L115 91ZM124 91L123 93L121 92L120 93V91ZM150 90V91H149ZM173 90V91H172ZM183 90V91H182ZM27 91V92H26ZM66 91H68V92H66ZM80 91V92H79ZM82 91H84V92H82ZM127 91L128 92H130V93H127ZM137 91H138V94L136 95V93H137ZM147 91H149V92H147ZM164 92V94H163V92ZM184 91H186V92H188V93H186V95L183 93V94H181V93H179V92H184ZM192 91V93H194ZM208 91V92H207ZM8 94H7V93ZM9 92H10V94L12 93V95H9ZM32 92L35 94H33L32 95ZM93 92H94V94H93ZM105 92V93H104ZM147 93L146 95L145 94H141V93ZM155 92V93H154ZM161 92V93H160ZM201 92H202V94H201ZM6 93V94H5ZM26 93V95H24V94ZM69 93V94H68ZM71 93V94H70ZM82 94V93H84V94H82V95H80V94ZM96 93V94H95ZM104 94V96H105V94H106V96H105V99L108 101L107 103L109 104H112V106L111 107H113L112 109V111L113 112H110V111H108L109 113H107V110H109L111 107L109 106V105H107L106 104V101L104 100V97L100 94ZM251 93V94H250ZM259 93V94H258ZM38 94V95H37ZM68 96H67V95ZM121 94V95H120ZM122 94H123V96L125 97H123L122 96ZM126 94H129V95H126ZM132 94H134V96H131ZM149 94V96L150 97H147V95ZM165 95V94H167L169 97H168V100H167V98H166V96H164L165 97V100L163 99L164 97H163V95ZM178 94H180V96L178 95ZM210 94V95H209ZM223 94V96H221ZM229 94V95H228ZM241 94V95H240ZM255 94H256V96H255ZM261 94V95H260ZM14 95H15V97H14ZM18 95V96H19ZM22 95H24L23 97H22ZM30 95V96H29ZM32 95V96H31ZM37 95V96H36ZM39 95H41V97L39 96ZM49 95V96H48ZM76 95H78V96H76ZM80 95V96H79ZM86 95V96H85ZM96 95V99H94V96ZM140 95V96H139ZM143 95H145V97H143L145 100H143L142 99V96ZM151 95L153 96V99H154V101L153 100H150V98H151ZM206 95H209V96H206ZM214 95V96H213ZM250 95H252V96H250ZM254 95V96H253ZM26 96H27V98H28V96H29V98H36V100L35 99H30L29 100V98L28 99H26ZM34 96V97H33ZM56 96H57V100L58 101H54V100H56ZM67 96V97H66ZM72 96V97H71ZM74 96V97H73ZM98 96V97H97ZM101 96H102V99H101ZM116 96V97H117ZM120 96H122L121 98H123L124 99V106H125V104H126V102L128 101V99H130L128 102H130V106H127L128 104H126V108L124 107V106H122L121 107V105H119V102L118 101H120V104L122 103V100L120 99ZM128 96H130L128 99H127V97ZM138 97V99H136V97ZM179 98H178V97ZM231 96V98H229ZM232 96H234V97H232ZM240 96H242V97H240ZM248 96V97H247ZM261 96V97H260ZM37 97H38V99H37ZM44 97V98H43ZM59 97H61V98H59ZM83 97H84V99H83ZM88 97V98H87ZM100 97V98H99ZM132 97H134L135 98V102L134 101H132L133 100V98ZM162 98L160 101L159 100H157V98ZM199 97H201L202 99H200ZM207 97H209V98H212V99H209V98H207ZM217 97V99L215 100V98ZM236 97V98H235ZM239 97V98H238ZM5 98H6V100H8V101H6L5 100ZM15 98V99H14ZM43 98V99H42ZM62 98H63V100H62ZM79 98V99H78ZM82 99V101H80L81 99ZM98 98H99V100L101 99L102 101H103V105L101 104V100H100V102H98ZM147 98H148V100H150V101H148L147 100ZM214 98V99H213ZM244 98V99H243ZM246 98H248V100H252L251 102H252V105L250 104L251 102L250 101H248ZM250 98V99H249ZM41 99V100H40ZM60 99V100H59ZM88 99H89V101H88ZM93 99H94V103H93ZM127 99V101H125ZM152 99V98H151ZM183 99H185V100H183ZM192 99H194V100H196L195 102H194V100H192ZM231 99H233V101L231 100ZM237 99H239L238 101H237ZM243 99V100H242ZM5 100V101H4ZM13 100L15 101V102H17V104H18V106H17V104H15V102H14V104H13ZM26 100H28L29 102V106L28 107H30L31 108V103H33L34 102V107H35V109H30V108H28L27 107V101ZM35 100V101H34ZM50 100V101H49ZM77 100H79V101H77ZM92 100V101H91ZM113 100V101H112ZM117 102H115V101ZM118 100V101H117ZM138 100H141L140 102L141 103H139L138 102ZM163 100H164V102H163ZM190 100H191V102L192 103H195V104H192V103H190ZM234 100H236L235 102H237L238 104L236 105L235 104V102H234ZM248 103H246L245 101ZM31 101H33V102H31ZM42 102V103H40V102ZM49 101V102H48ZM95 101H97V102H95ZM144 101V102H143ZM145 101H148L147 103L149 104V103H152L153 104V106H152V104L149 106ZM152 101V102H151ZM155 101H159V102H161V104H162V102H163V104L161 105V106H159V107H161V108H158V109H160V112H163L164 113V110H166L165 111V114L169 111L168 109H170V114L169 113H167V114H169V115H165V117H164V119H163V113H162V115H160V113H159V110H157V108H156V105H158V104H156L155 103ZM5 102L9 105H4L5 104ZM25 102V103H24ZM38 102L40 103V104H38ZM61 103L60 105L58 104V103ZM78 102V103H77ZM88 102V103H87ZM131 102H132V106H131ZM159 102H157V103H159ZM208 104H207V103ZM210 102L212 103L211 105H210ZM232 102V103H231ZM240 102V103H239ZM56 103V104H55ZM72 103V104H71ZM98 103V104H97ZM101 105H100V104ZM133 103H136L137 105H139V106H143L142 105V103L144 104V107H136V104H134V106H133ZM164 103H165V107H167L168 109H166L165 107H164ZM206 103V104H205ZM222 103V104H221ZM224 103H226V105L224 104ZM228 103V104H227ZM26 104V105H25ZM55 104V105H54ZM87 104H88V108H87ZM145 104H147V105H145ZM254 104V105H253ZM259 104V105H258ZM262 104V105H261ZM14 105H16L14 108H16L17 107V111L19 112L18 114H17V111L15 110V112H14V110H13V107L12 106H14ZM42 105H43V110H41L42 109ZM45 105H47V111H44V110H46L45 109ZM50 105H51V107H50ZM58 105V106H57ZM61 105L63 106V107H61ZM73 105V106H72ZM86 105V108L84 107ZM95 105H97L96 106V108L97 109H95ZM160 105V104H159ZM167 105V106H166ZM192 105H195L194 106V108L193 109H191L192 110V112L191 113H194V114H192V116H187L186 117V115L187 114H185V113H183L184 112V110L185 111H187L190 107H192ZM198 105V106H197ZM207 105H210V106H208V108H211V107H214V108H212V109H209V110H207L208 108L206 107L205 108V106H207ZM218 105V106H217ZM247 105V106H246ZM1 106H2V109H3V107L7 110H5V109H3L4 111V113L2 112V109H1ZM24 106H25V108H24ZM48 106L50 107V110L48 109ZM54 106V107H53ZM72 106V107H71ZM81 106V107H80ZM105 106H108V107H105ZM116 106H117V108H116ZM147 106H149L151 109H152V112L154 111V109L156 108V110H155V112H156V115L154 114V113H152L151 111H150V108H148ZM204 106V107H203ZM229 106V107H228ZM7 107V108H6ZM33 107V104H32V108H34ZM39 107H40V109H39ZM58 107V108H57ZM66 107H68L69 108V110L70 111H67V108ZM110 107V108H109ZM127 107H128V109H127ZM132 109V107H133V109L135 110V109H137V111H138V108H139V110L141 109V108H143V110H144V112H145V109H146V112L148 113V111H147V108L149 109V111L151 112V115H149V114H147V113H145L144 114V112H143V110L141 109V111H142V113H139L140 111H138L137 113H139V115L132 109V112L134 111V114L136 113L137 115H135L134 116V114L133 113H131V111H129V109L130 108ZM136 107V108H135ZM146 107V108H145ZM158 107V106H157ZM163 107H164V109H163ZM172 107V108H171ZM231 107L232 108H234V109H231ZM245 107H247V108H250V110L249 109H243V108H245ZM26 108H27V111L30 113H28L27 111H26ZM57 108V109H56ZM60 108H62V109H60ZM71 108V109H70ZM84 108V109H83ZM106 109L107 108V110H104V109ZM121 108V109H120ZM145 108V109H144ZM200 108V109H199ZM18 109H20V110H18ZM57 111H56V110ZM86 109V110H85ZM90 109H92V110H90ZM129 111V113H131V114H133V116L132 115H129V113H127L128 111ZM130 109V110H131ZM181 109H182V112H181ZM214 109V110H213ZM217 109V110H216ZM259 111H257V110ZM23 110H25V111H23ZM59 110H61V111H59ZM63 110V111H62ZM93 110H95L94 111V113H93ZM163 110V111H162ZM190 110V109H189ZM190 110V111H191ZM201 110H202V112H204L205 110L206 111H208V113L206 114H204V113H201ZM204 110V111H203ZM210 110H213L214 111V113H216V115L213 113V112H211ZM220 110H222L224 113H225V115L226 116H228L227 118L226 117H224L225 115H220L221 114V112H220ZM240 110L242 111L241 113H243V114H239L240 113ZM255 110H256V113H255ZM13 111V112H12ZM22 111V112H21ZM56 111V112H55ZM73 111V112H72ZM79 112V113H76V115H74L75 113L74 112ZM90 111H91V113H90ZM158 111V112H157ZM190 111H188V113L190 114ZM199 111H200V113H199ZM218 111V112H217ZM232 111V112H231ZM235 111H237L238 113H236V115H235ZM250 111H251V114L253 115H251L250 114ZM254 111V112H253ZM262 111V112H261ZM7 112V113H6ZM12 112V113H11ZM44 114H43V113ZM51 112V113H50ZM60 112V113H59ZM63 112V113H62ZM70 112V113H69ZM96 112V113H95ZM100 112V113H99ZM114 112H116V113H114ZM209 112H211V113H209ZM223 112H222V114H223ZM244 112H246V115L244 116ZM251 115V117H252V120L254 119V121H251V118H250V116H248L249 114ZM258 112V113H257ZM69 113V114H68ZM74 113V114H73ZM90 113V114H89ZM107 113V114H106ZM111 113V115H109ZM158 113H159V115H158ZM179 113H183L182 114V116L183 117H186L188 120H186V119H184L181 115H180V118L177 116V114H179ZM187 113V112H186ZM198 113H199V115H198ZM220 113V114H219ZM15 114V115H14ZM16 114H17V116H16ZM23 116H22V115ZM60 114H61V116H60ZM66 114V115H65ZM71 114H73V115H71ZM95 114V116H93ZM121 114H124L123 116H125L126 114L127 115H129V116H125V118H126V120H125V118H122L123 116H121ZM141 114H143V116L141 115ZM153 114L155 115L153 118H155V120L156 121H160L159 119H163V121H160V122H158V123H160L159 124V126H153V123L155 122V120L153 121L152 119H150L149 118V116H153ZM185 114V115H184ZM197 114V115H196ZM217 114H219L220 116H221V118H222V120H223V122L225 123L224 125H222L221 126V124H223L222 123V120L220 119V116L219 115H217ZM228 114V115H227ZM248 114V115H247ZM254 114H255V116H254ZM3 115H5V116H3ZM13 115H14V117H13ZM20 117H19V116ZM25 115H27V116H25ZM56 115H58V117L56 116ZM107 115V116H106ZM109 115V116H108ZM143 117V118H145V117H148L149 118V120L147 119V118H145L144 120L145 121H142L143 120V118L141 117V116ZM149 115V116H148ZM195 115H196V117H195ZM201 115H204V116H206L205 118H204V116H201ZM207 115H208V117H207ZM256 115H258V116H256ZM25 116V117H24ZM28 116H31V118L30 117H28ZM49 116V117H48ZM51 116V117H50ZM53 116V117H52ZM75 116L76 117H78L79 116V119H77V118H75ZM86 116H88V117H86ZM90 116H92V118L90 117ZM157 116H159V117H157ZM200 116V117H199ZM20 118L21 119V122H22V119H26V117H28V119H26V121H25V124L26 123H28L30 120H31V122H29L28 124L30 125H27V127H28V129L26 128L25 129V124H24V122H22V123H20L19 124V120H18V118ZM22 117H24V118H22ZM43 117V118H42ZM60 117V118H59ZM72 117V118H71ZM129 117H131L130 119H129ZM133 117V118H132ZM137 117H140L139 118V120H138V118ZM174 117H176V119H177V117L180 119V120H178L177 122L173 119ZM190 117H192L191 119H190ZM223 117L224 118H226V119H223ZM240 117V118H239ZM246 117V118H245ZM257 117H258V119H257ZM262 117H263V119H262ZM16 118H17V120H18V124H16V122H17V120H16ZM69 118V119H68ZM99 118V119H98ZM114 118V119H113ZM136 120H135V119ZM142 118V119H141ZM152 118V117H151ZM159 118V119H158ZM169 120H168V119ZM181 118L183 119V122H182V120H181ZM208 118V121H206L205 119H207ZM214 118V119H213ZM249 118V119H248ZM260 118H261V121H260ZM10 119H11V121L13 120H15V122H13L12 121V123L10 122ZM43 119V120H42ZM45 119V120H44ZM58 119V120H57ZM65 119V120H64ZM72 119H74V120H72ZM87 119V120H86ZM89 119H91V120H89ZM95 119V120H94ZM101 119V121H103V120H106V122L105 121H103V122H101L102 123V126H101V123L99 122H97V120H100ZM128 119V120H127ZM132 119V120H131ZM134 119V120H133ZM203 119V120H202ZM213 119V120H212ZM228 119V121L226 122L225 120H227ZM249 121H251V125H248L249 123H248V120ZM256 119L258 120L257 121V123L258 122H260V126L262 125V127H260L259 126V128H257V130H259V134H257V132L258 131H256L255 130V128L256 127H258V124L255 122L256 121ZM7 120V121H6ZM28 120V121H27ZM89 120V121H88ZM150 120H152V121H150ZM172 120V121H171ZM192 120V121H191ZM205 120V121H204ZM230 120L231 121H233L232 123H235V124H232L231 122H230ZM234 120H236L235 122H234ZM238 120V121H237ZM2 121H3V123H2ZM8 122V123H6V122ZM24 121V120H23ZM46 121V122H45ZM71 121H73L72 123H70ZM86 121H88V122H86ZM94 121V122H93ZM139 121V122H138ZM170 121L172 122V123H170ZM180 121L183 123H180ZM58 122V123H57ZM60 122V123H59ZM64 122V123H63ZM78 122V124H76ZM84 122H86L87 124L85 125V123ZM108 122V123H107ZM144 122V123H143ZM149 123V124H147V123ZM152 122V123H151ZM165 122V123H164ZM168 122L170 123V124H168ZM187 122H190L189 124L187 123ZM208 122H210V123H208ZM229 122V123H228ZM253 122H255V123H253ZM14 123L16 124V126H14ZM66 123H68V125H66ZM91 123V124H90ZM107 124V127L105 128V126H106V124ZM157 123V124H158ZM162 123V124H161ZM174 123V124H173ZM207 124V125H204V124ZM212 123V126L211 125H209V124H211ZM220 123V124H219ZM228 123V124H227ZM237 123V124H236ZM262 123V124H261ZM24 124V126H22ZM34 124V125H33ZM38 124V125H37ZM57 124H59L60 126H56ZM80 124V125H79ZM90 124V125H89ZM103 124L105 125V126H103ZM132 124H136V126L135 125H132ZM147 124V125H146ZM151 124H152V126H151ZM156 124V123H155ZM164 124V125H163ZM165 124H166V127H167V125H168V127H169V129H168V127H167V131L168 130H170L171 129V131L173 132V130H174V132H173V134H176V136L174 137L175 138V140L176 141H174L173 142V140L171 141V143H170V145H169V142L166 140V138L164 139V137H167V133L166 134H164V132H163V129L165 128L164 126H165ZM177 124H179V125H177ZM185 124V125H184ZM203 124V125H202ZM215 124V125H214ZM227 124V125H226ZM230 124L232 125V127L230 126ZM8 125V126H7ZM55 125V126H54ZM64 125V126H63ZM72 126V128H70L71 130H72V133H71V131L70 130H68V128H69V126ZM95 125V126H94ZM97 125V126H96ZM137 125H139V127H137ZM213 125L217 128L218 126L217 125H219V127H220V129H219V127H218V130L217 129H215L214 127H213ZM233 125L234 126H237V127H235V130L233 129L234 127H233ZM19 126V127H18ZM34 126H35V128H34ZM44 126V127H43ZM70 126V127H71ZM74 126H75V128H74ZM76 126H78V127H76ZM80 126V127H79ZM84 126V127H83ZM206 126H210V127H206ZM240 126V128L239 129H243V133H241L240 134V132L241 131H239V129L237 130V128ZM248 126V127H247ZM18 127V128H17ZM24 128V130H23V128ZM68 127V128H67ZM87 127V128H86ZM91 127V128H90ZM93 127V128H92ZM115 128V129H113V128ZM160 127H162L163 129H161ZM206 127V128H205ZM251 127H253L254 128V131H252L253 129H251L250 130V128ZM19 129L20 130V132L22 131V133H20V132H17V129ZM30 128H32L33 130H31ZM54 128H55V130H54ZM62 128V129H61ZM67 128V129H66ZM99 128H101V129H99ZM109 130H108V129ZM173 128V129H172ZM204 128V129H203ZM248 128V129H247ZM8 129V130H7ZM16 129V130H15ZM32 131V132H30V133H33V135H36L37 137H33V135H30V133H29V131L30 130ZM36 129V130H35ZM39 129V130H38ZM43 129V130H42ZM74 129V130H73ZM85 129H87V130H85ZM96 129V130H95ZM99 129V130H98ZM130 129V130H129ZM146 129V130H145ZM153 129H155V130H157L156 132H154L155 130H153ZM186 129H190L191 131H192V134L193 135H196V133H198V137L195 139V140H192V143H190V145L192 144L193 145V147L194 146H197L198 148H199V151H198V148H197V150L196 149H194V151L196 152L195 154H193V153H191L192 152V150H190L191 149V147L189 148V150L191 151H189V150H187V151H189L188 153H189V158H188V154H186L187 153V151H186V149H184L185 151V154H186V158L184 159V161L185 160H187V159H189V161L191 160V162L193 161V163L195 162L194 160H199V154H200V157H201V155H203L204 157H205V152H203V148H204V150H207V149H205V145H207V143H205V142H207L208 141V139H210L211 137V142H212V146L210 145L211 144V142H210V144H209V146H207V148H210V149H208V150H214L215 148H216V150H215V152L217 153V151H218V154L217 155H219L218 157H216L215 155H210V154H212L211 152L213 151H211V152H209L208 153V151H207V153L210 155V157L212 156V159H214L215 157V159H221L223 162L221 163V160L219 161L218 159H217V163H216V161L214 160V161H211V160H209L210 159V157H208L209 159H207V161H206V163L204 162V160H203V158L204 157H202V161H201V163L199 164L198 163V165L199 166H201V170L199 169V167H198V171H203V173H200V172H198L199 173V175H201V176H197L196 174H195V172L197 171V169L195 168H193L192 169V165L190 164H188L189 166H192V167H188L187 168V164L186 163H190V162H183L184 163V165L182 166V167H180V165H176V164H178V163H180L181 162V160H180V162L178 161V162H174V161H172L173 159H174V154L173 153H175V151L177 150V148H176V150H174V148H175V146L177 147L178 145H182V143H183V140L185 139V138H187V139H185L184 141V143H186V147L185 148H188L189 147V143H187V140L188 141H190V133H187V134H185L184 136H179L180 135V133H182L181 131L182 130H186ZM210 129V130H209ZM4 130V131H3ZM8 132H7V131ZM27 130H29V131H27ZM35 130V131H34ZM80 130V131H79ZM85 130V131H84ZM88 130H89V132H88ZM91 130H93V131H91ZM115 131V132H113L112 133V131ZM205 130V131H204ZM230 130H231V132H230ZM232 130H234V131H232ZM261 130H263V131H261ZM5 131H6V133H5ZM46 131V132H45ZM62 133H61V132ZM65 131V132H64ZM68 131H70V133L68 132ZM83 131L84 132H86L87 131V133L89 134L87 137L86 136H83V135H85V134H87V133H83ZM90 131H91V133H90ZM103 131H104V133L105 134H103ZM111 131V132H110ZM129 131V134L127 133ZM149 131V132H148ZM151 131V132H150ZM251 131V133H249ZM14 132H16V133H18V134H16V133H14ZM28 132V134L26 135V133ZM36 132V133H35ZM57 132V133H56ZM75 132H76V134H75ZM136 132H137V134H136ZM139 132V133H138ZM168 132H170V131H168ZM213 132H215V134H213ZM229 132H230V136H229ZM233 132H235V134L239 137V140L237 139V136H234V133ZM255 132V134L256 135H252L253 133ZM261 132V133H260ZM14 133V134H13ZM23 133H24V135H23ZM38 133V134H37ZM44 133H45V135H44ZM70 135H69V134ZM73 133H74V136L72 137L71 135H73ZM93 133V134H92ZM107 133H108V136H107ZM111 133V134H110ZM161 133V134H160ZM204 134L205 135V137H203L201 134ZM16 134V135H15ZM40 134V135H39ZM113 134V135H112ZM143 134V137L142 136H140V135H142ZM171 135H173L172 133H170ZM239 134V135H238ZM243 134V135H242ZM12 135L14 136V137H12ZM25 135H26V138H28V139H25ZM28 135H30V136H28ZM39 135V136H38ZM75 135L77 136L76 137V139L74 138L75 137ZM81 135V136H80ZM103 135H104V137H103ZM112 135V136H111ZM121 135V136H120ZM128 135V136H127ZM138 135V136H137ZM158 135V137L156 138V136ZM159 135H161V136H159ZM248 135H251V137H249L248 138ZM259 135V136H258ZM1 136H3L2 138H1ZM21 136H24V137H21ZM91 136V137H90ZM105 136H107L108 137V139H107V137H105ZM115 136V137H114ZM118 136H120V137H118ZM152 136V137H151ZM187 136V137H186ZM257 137V138H259L260 136H261V138L263 139V141L261 140V139H258L257 140V138H255V137ZM7 137H8V139H7ZM11 137V138H10ZM21 137V138H20ZM31 139H30V138ZM80 137H84V139H83V141H81L80 140ZM95 137H98V141H96V142H90V141H95V139L97 140V138H95ZM111 137V138H110ZM114 137V138H113ZM127 137H129V140L131 141H128V139H127ZM132 137V138H131ZM138 137V138H137ZM142 137V138H141ZM145 137V138H144ZM184 137V138H183ZM214 137H215V139H214ZM233 137H236V138H234V141L237 139V143L238 144H236L237 146L235 147V143H233L234 145H233V147L235 148V149H233L232 148V146H230L229 148H228V143L229 142H231V145H232V142H233V140H231V141H229L230 139L229 138H233ZM243 137V138H242ZM247 139L246 140V142H245V138ZM13 138V139H12ZM18 138V139H17ZM38 140H37V139ZM41 138V139H40ZM43 138V139H42ZM46 138V139H45ZM86 138H88V139H86ZM141 138V140H139ZM218 138V139H217ZM6 139H7V141H6ZM19 139H21V140H19ZM23 139H25V140H23ZM33 139V140H32ZM114 139V140H113ZM117 139H118V141H117ZM133 139V140H132ZM144 139V140H143ZM157 139H159V140H157ZM213 139V140H212ZM220 139V140H219ZM251 139V140H250ZM18 140H19V144H18ZM23 140V141H22ZM32 141V146L33 145H35V142H38L37 144V146H39V148H40V146H41V149H40V151H41V153L39 152V151H36V153H35V149H36V147L37 146H33V147H35V148H33L31 145H29L28 144V142L29 141ZM36 140V141H35ZM51 141V142H47L46 143V141ZM80 140V141H79ZM109 141L108 143H107V141ZM111 140V141H110ZM113 140V141H112ZM135 140V141H134ZM146 140H148V141H150V140H153L154 142L155 141H158V144H157V142H156V144L157 145H155V143L153 144L152 142H150L149 143V145H148V141H146ZM224 140V141H223ZM244 140V142L242 143V141ZM261 140V141H260ZM6 141V142H5ZM27 141V142H26ZM39 141H44V143L42 142V145H41V143L39 142ZM54 141H55V143H54ZM114 141L117 143H115V145H114ZM125 141H128L129 142V144H127ZM135 142V144L137 145H135L134 144V142ZM138 141V142H137ZM139 141H140V143H139ZM196 141V142H195ZM261 143H260V142ZM80 142H83L82 144H83V147H85V148H83V147H81L82 145H81V143ZM91 144H90V143ZM123 142H125V144L123 143ZM182 142V143H181ZM194 142H195V145H194ZM209 142V141H208ZM221 142H226L227 144H224V143H221ZM257 142H259L258 144H257ZM263 142V143H262ZM27 143V144H26ZM54 143V145L56 146V148L57 149H55L54 147H53V150H51L50 151V149L48 148V146L51 144H53ZM80 143V144H79ZM93 143V144H92ZM98 143V144H97ZM110 143H111V145H110ZM113 143V144H112ZM138 143V144H137ZM168 143V144H167ZM197 143V144H196ZM247 143V144H246ZM252 144V146H251V144ZM7 144H9L10 146L8 147V145ZM26 144V145H25ZM47 144H49L48 146H46ZM107 144V145H106ZM126 145L127 144V148L129 147V145H130V148H125L124 147V145ZM154 146H153V145ZM161 144V145H160ZM259 144H260V147H259ZM13 145V146H12ZM90 145L92 146V145H95V146H92V148L90 147ZM110 145V146H109ZM113 145H114V147H113ZM122 145V146H121ZM152 145V146H151ZM180 145V146H181ZM223 145H225V146H227L226 148H227V150L228 151H224V150H226L224 147H222ZM242 145V146H241ZM243 145L245 146L246 145V148L245 147H243ZM9 148H7V147ZM53 146V145H52ZM106 146V149H108L107 151H105L106 149L104 148ZM155 146H158V150H156V152L158 153H156V155H155V149H150V147H155ZM159 146H160V148H159ZM162 146V147H161ZM170 146V147H169ZM180 146H178V148L180 147ZM241 146V147H240ZM7 149H6V148ZM30 147V148H29ZM43 147H44V150H43ZM51 147V146H50ZM99 147V148H98ZM112 147H113V149H112ZM123 147V148H122ZM147 147H149V148H147ZM182 147V146H181ZM192 147V148H193ZM200 147H201V149H200ZM213 147V148H212ZM239 147V148H238ZM242 147L244 148V149H242ZM253 147H255V148H257V149H255V151H256V155L255 154H253L254 153V150L252 151V148ZM28 148H29V150H28ZM48 150H47V149ZM78 148V149H77ZM91 148V149H90ZM122 148V149H121ZM150 149L151 150V152L152 151H154L152 154L150 153V151H147V149ZM157 148V147H156ZM195 148V147H194ZM212 148V149H211ZM222 150H221V149ZM240 148H241V150H244V151H246V154H244V153H242V152H244V151H241L240 150ZM247 148H248V150H250V154H247V153H249L248 151H247ZM3 149H5V152L7 153V155L5 156L4 154H3ZM17 149H19V150H17ZM21 149H24L23 151H21ZM25 149H26V151H25ZM30 149H31V153H30ZM38 149V148H37ZM36 149V150H37ZM57 151L58 149V151L57 152H59L60 154H58V156L59 157H57L56 156V153L57 152H55V150ZM78 150L79 151V153H78V151H75V150ZM83 149H84V152H83ZM88 149V150H87ZM118 149H121V151H118ZM146 149V150H145ZM237 149H238V151H237ZM2 150V151H1ZM8 152H7V151ZM15 150H16V152H15ZM39 150V149H38ZM65 150L67 151V152H65ZM72 150V152L74 151L75 152V154H74V152L72 153V152H70ZM91 150V151H90ZM92 150L94 151V152H92ZM97 150V151H96ZM98 150H99V152H98ZM110 150H113V151H110ZM123 150H125V151H123ZM179 150H182L183 151V148H179ZM179 150H177V151H179ZM201 150V151H200ZM221 150V151H220ZM17 151H18V153L19 154H17ZM29 151V152H28ZM45 152V154H43L44 152ZM48 151H50L51 153H53L52 155L51 154H49L48 153ZM86 151V152H85ZM96 151V152H95ZM101 151V152H100ZM123 151V152H122ZM126 151H128V152H126ZM170 151H174L173 153H171ZM181 151V152H182ZM193 151V152H194ZM237 151V152H236ZM11 152L13 153V156H12V158H9L10 159V162H12V160L11 159H13V157H14V155H15V157H14V159H13V162H12V165L9 163V159H7L8 158V156H10V155H12L11 154ZM21 152H23L22 154H21ZM55 152V153H54ZM65 152V153H64ZM90 152H91V156L92 157H90ZM111 152L114 154V155H112L111 156ZM117 152H120L119 153V155H117V156H119V157H116V154H117ZM131 152V153H130ZM149 152V156H150V154L152 155V156H150V157H148L147 156V158H146V156L144 155V154H147ZM160 152H161V154H160ZM163 152H164V154H163ZM180 152V151H179ZM199 152V153H198ZM202 152V153H201ZM214 152V153H215ZM220 152V153H219ZM225 152V154H226V152H227V154H228V156H227V154L226 155H224L223 153ZM229 152V153H228ZM236 154H235V153ZM31 154V156H34L33 158L32 157H29V155ZM33 153V154H32ZM66 154V155H64V156H61V154ZM80 155H78V154ZM83 153V154H82ZM89 153V154H88ZM93 153V154H92ZM108 153V154H107ZM124 153V154H123ZM125 153H127V155L129 156L128 158H127V155L125 154ZM136 153H141V156H142V158H139L138 156L139 155H137ZM173 155V157L172 156H170L171 154ZM198 153V154H197ZM204 153V154H203ZM215 153V154H216ZM232 153V154H231ZM234 153V154H233ZM10 154V155H9ZM29 154V155H28ZM47 154V155H46ZM49 154V155H48ZM62 154V155H63ZM72 154H74V155H77V156H74V159H71L72 161H73V164H72V161L70 162V156H71V158H73V156H72ZM159 154H160V157H162L161 159H160V157H159ZM191 154H193V155H195V156H193L192 155V158H191ZM242 154H243V157H242ZM18 155H20V156H18ZM28 156V158H27V156ZM54 155H55V157H54ZM68 155V156H67ZM85 155V156H84ZM87 155V156H86ZM94 155V156H93ZM96 155H99V157L98 156H96ZM123 155H125L124 157H123ZM137 155V156H136ZM164 155H166V157L167 158H165V156ZM184 155V154H183ZM207 155V154H206ZM230 155V156H229ZM234 155H236V160H235V158L233 157ZM246 155V156H245ZM250 156V158L252 159V158H256V159H252V161H251V159L249 158L248 159V161L249 162H247V156ZM66 156H67V158H68V162H67V160L65 161V159H67L66 158ZM110 156V157H109ZM134 156V157H133ZM136 156V157H135ZM140 156V157H141ZM143 156H145L144 158H143ZM164 156V157H163ZM198 156V157H197ZM213 156H215L214 158H213ZM221 156V157H220ZM225 156V161H224V159H223V157ZM256 156V157H255ZM18 157V158H17ZM46 157H48V158H46ZM62 157H64L65 159H62ZM77 157V158H76ZM88 157H90V160L88 159ZM98 157V158H97ZM113 157V158H112ZM127 158V159H122V158ZM194 157V158H193ZM207 157V156H206ZM226 157H228V158H226ZM231 157V158H230ZM17 158V159H16ZM20 158H21V160H20ZM31 159L32 161H33V164L31 165V160H28V159ZM101 158L103 159V160H101ZM113 159V161H112V159ZM132 158H133V161L132 162H129L130 160H132ZM148 158H150V159H148ZM184 158V157H183ZM182 157L180 158V159H183ZM198 158V159H197ZM244 158V159H243ZM19 159V160H18ZM62 159V160H61ZM78 159V161H77V164L75 163L76 162V160ZM91 159H93V160H91ZM97 160V161H94V160ZM201 159V158H200ZM235 160V161H232V160ZM241 159H243L242 161H241ZM5 160V161H4ZM28 160V161H27ZM123 160V161H122ZM150 160H153L151 163H152V166H154V167H151V169L152 168H155L154 170H156V168L157 169H159V166L160 165H155V163L157 162V160H159L156 164H161V162H162V164L161 165H163V164H165L166 163V160H167V166H164L163 165V168L161 169V167L162 166H160V169H161V171H159V174H161V176L160 175H158L157 176V174L156 173H158V171L156 172V171H154V173H152V171L153 170H151V172H150V164H149V161ZM171 160V161H170ZM175 160V159H174ZM256 160V161H255ZM2 161H3V163H2ZM7 161V162H6ZM20 162V165H18V167H17V165H16V163L18 164V162ZM22 161V162H21ZM25 161H27L26 162V166H28V167H26V166H23L24 164H25ZM63 163H62V162ZM92 161H93V163L95 164V166L92 164ZM122 161V162H121ZM136 161H138V162H136ZM140 161L142 162V163H140ZM145 161V162H144ZM183 161V160H182ZM200 161V160H199ZM208 161H210V163L209 164H207V162ZM227 161V162H226ZM238 162L237 164L240 166H238V165H236V163L234 164V162ZM246 161V162H245ZM253 161H255L254 163H253ZM6 162V163H5ZM14 162H15V164H14ZM56 162H58V163H56ZM70 162V163H69ZM90 162H91V164H90ZM129 162V163H128ZM136 162V163H135ZM220 162V163H219ZM241 162V163H240ZM98 163H100V165L102 166V170H100V172H99V166L97 165ZM126 163V164H125ZM127 163L128 164H130L131 163V165H127ZM141 165H140V164ZM146 163V164H145ZM176 163V164H175ZM192 163V164H193ZM197 163V162H196ZM254 164V166H253V164ZM4 164V166H2ZM7 164H10L9 166H8V168L10 169H8L7 168ZM35 164V165H34ZM53 166H52V165ZM58 164V165H57ZM61 164V165H60ZM143 164H145V165H143ZM149 164V165H148ZM154 164V165H153ZM181 164V163H180ZM186 164V165H185ZM195 164V163H194ZM193 164V165H194ZM243 164H246V165H242ZM249 164V165H248ZM14 165V166H13ZM36 166V167H34V166ZM55 165V166H54ZM62 165H64L63 167H64V169H63V167H61ZM77 165H79L78 167H80V168H78L77 167ZM111 165H112V167H111ZM135 165V167L136 168H138L139 167V170L137 169L136 171H135V169L133 170V166ZM143 165V166H142ZM208 165H210V166H208ZM213 165V166H212ZM16 166V169H14V167ZM19 166L21 167V169H27V171H29V175L27 174L28 172L26 171V170H21L20 168H19ZM30 166H32L33 167V169L34 168H36V170L34 169V173L33 174H35V175H33L32 174V170H29L30 168H32V167H30ZM65 166H66V168H65ZM70 167V169H71V171L69 170V167ZM72 166V167H71ZM87 166V168H85ZM98 166V167H97ZM101 166H100V169H101ZM129 168H128V167ZM155 166H158V167H155ZM186 166V167H185ZM236 166H238L240 169H238V167H236ZM246 166V167H245ZM41 167H43V168H41ZM47 168V167H49L50 168V170L52 169V172L51 171H49L48 169L49 168H47V170L49 171H46V172H43L42 174H43V176H42V174L40 175V173H41V171H44V168ZM60 167H61V169H60ZM83 167V168H82ZM235 167V169L237 170V172L239 173V174H237V172L235 173V171L233 170V168ZM11 168H13V169H11ZM19 168V169H18ZM54 168H56V169H58V171H59V169H60V175H59V172L58 171H55L54 170ZM68 168V169H67ZM72 168H75V169H73L74 170V172H76V173H73V170H72ZM107 169V170H109L108 172H107V170L105 171V169ZM131 168V169H130ZM180 168V169H179ZM190 168L192 169V171H190ZM263 168V169H262ZM92 169V170H91ZM159 169V170H160ZM185 169V170H184ZM243 169V170H242ZM245 169L247 170V171H245ZM21 170V172H19ZM68 171V173H67V171ZM77 170V171H76ZM91 170V171H90ZM104 170V171H103ZM110 170H111V172H110ZM146 170H147V172H146ZM163 170L166 172V173H163ZM31 171V172H30ZM37 171V172H36ZM119 171L120 172H122L123 171V174H124V172L126 173V175H123V177H121V173H119ZM19 172V173H18ZM23 172V173H22ZM80 172V173H79ZM90 172V174L88 175V173ZM98 172V174H96ZM107 172V173H106ZM115 172V174H113ZM127 172H128V175H130V177L131 178H128V175H127ZM129 172H130V174H129ZM137 172V173H136ZM162 172V173H161ZM183 172H185V175L183 174ZM243 172V173H242ZM244 172L246 173V175L244 174ZM262 172V173H261ZM53 173H55V174H53ZM87 173V174H86ZM121 174V175H119V174ZM149 173H151V174H149ZM242 173V174H241ZM261 173V174H260ZM3 174V175H2ZM19 174H20V176H19ZM25 174V175H24ZM85 174V175H84ZM118 174V175H117ZM134 175V180H133V178H132V176ZM167 176V178L165 177V175ZM181 174H183L186 178H185V182H186V180H189V179H191L192 178V176H193V174L195 175V177H194V179L192 178V180L194 181L193 182V184L195 185H197L196 187L198 188L199 186V188H198V190L196 189V192H190L189 191V188H188V190H186V191H189L190 193L189 194H192V197L194 198H198V199H195L194 198V200H193V198H189V194H188V192H187V194H188V197H185V199L186 198H188V199H190V200H185V199H183L184 198V196L183 195H185V194H182V192L184 191V192H186L185 190H181V188L183 187V186H181L180 184H184V183H179L183 178V176L181 175ZM241 174V175H240ZM257 174V175H256ZM23 175V176H22ZM30 175H31V177L32 176H34V177H30ZM38 175V176H37ZM51 175V176H50ZM58 175V176H57ZM82 175H84L83 177H85L86 176V179L84 178H82ZM132 175V176H131ZM236 175H238V176H236ZM246 176V178H245V176ZM255 175V176H254ZM25 176V177H24ZM35 176H37V177H35ZM87 176H88V178H87ZM90 176V177H89ZM98 176V177H97ZM151 176H152V178H151ZM172 176V177H171ZM180 176V177H179ZM182 176V177H181ZM191 176V177H190ZM241 176H242V178H241ZM48 177V178H47ZM95 177V178H94ZM97 177V178H96ZM106 177V178H105ZM159 177H160V179H159ZM163 177V178H162ZM170 177V178H169ZM180 179H178V178ZM204 177H205V179H204ZM260 177V178H259ZM3 178V179H2ZM22 178V179H21ZM43 178V179H42ZM45 178H46V180H48V181H46L45 182ZM81 178H82V180H84V182L82 181L81 182ZM153 178H155V179H153ZM159 179V180H157V179ZM173 178V179H172ZM203 178V179H202ZM221 178L223 179V182H222V180H221ZM257 178V179H256ZM26 179V180H25ZM36 179V180H35ZM37 179H42V180H37ZM54 179H57V183H55L54 181H56V180H54ZM78 179V180H77ZM119 179H122V180H125V181H127L129 184H128V186L129 187H127V189H129V188H131L130 190L135 194V195H137L136 196V198H134L133 200H130V204H128V202H127V204H128V207H127V210H129L130 208V210H132V211H128L127 212V210H126V208H125V206L127 205V204H125L124 203V201H122V199H120V198H118V196L117 195H115V191H116V189L118 188V187H121V185H120V183H118V182H116V181H118ZM142 179H145V180H142ZM148 179V181H151L150 183L147 181L146 182V180ZM178 179V180H177ZM17 180L19 181V184H18V182H17ZM31 180V181H30ZM54 180V181H53ZM86 180V181H85ZM91 182H89V181ZM136 180V181H135ZM157 180V181H156ZM168 180V181H167ZM169 180H172V181H169ZM199 180H201V182H202V180H204L205 181V183L204 182H202L203 183V185L201 184V182L198 184V182H199ZM262 180V181H261ZM33 181V182H32ZM36 183H39V186H40V184H42L41 185V188L43 187V185L44 186H47V187H43V189L41 190L40 189V187H38V185H36L38 188L36 189L34 186H35V182ZM65 183H64V182ZM77 181H79V182H77ZM120 181V180H119ZM145 181V182H144ZM174 181V182H173ZM179 181V182H178ZM223 183V186L222 187H218L219 185H222V183ZM224 181H226V182H224ZM238 181H239V184H241L239 187L238 186H236L235 184L236 183H238ZM12 182V183H11ZM21 182H22V185H21ZM45 182V183H44ZM55 183L58 187H60V189L56 186H52V183ZM59 182H61V184L59 183ZM71 182V183H70ZM95 182L97 183V184H95ZM124 182V181H123ZM132 182V183H131ZM141 182V183H140ZM171 182H173V183H171ZM220 182V183H219ZM256 182V183H255ZM258 182V183H257ZM262 182V183H261ZM31 183H32V185H34V186H32V187H34V189L33 188H31ZM48 183V184H47ZM53 183V184H54ZM80 183V184H79ZM89 183V184H88ZM92 183L93 184H95L96 186H98L99 188L98 189H96V186L94 187L93 186V188L94 189H96V190H98L97 192H96V190L94 191V190H92ZM117 183V184H116ZM136 183H137V186L138 185H142L141 187L139 186V188H135L134 187V185H136ZM147 183H148V185H147ZM188 183V182H187ZM212 183H215L216 185H217V187L219 188V189H223V191L221 192V190H220V192H221V194L219 195V198H215V199H213V197L217 194V193H220L218 190H216L217 188H216V185L215 186H212V187H210V184H212ZM260 183V184H259ZM7 185L8 184V186L6 187L5 185ZM24 184H26V185H24ZM28 184H29V186H30V188H29V191H28ZM60 184V185H59ZM154 185V187H152L153 185ZM205 184V185H204ZM261 184H263V185H261ZM11 185H12V187H11ZM64 185V186H63ZM151 186V187H146V186ZM186 185V184H185ZM184 185V187H185V189H187V187H188V185L187 186H185ZM228 185V186H227ZM238 185V184H237ZM257 185H259V187H260V185L262 186V191L260 190V188L259 187H257ZM17 186H24V188L23 187H20L22 190H24V189H26V190H24V192H26V191H28V192H26V193H30L31 191H33L34 192V194H32L31 195V193L29 194V196H28V194H24L23 193V191H21V189L19 188V187H17ZM27 186V187H26ZM49 186H51L52 187V189H54L53 191H56V189H57V191L55 192V194L53 193V192H51V189H48V188H50ZM145 187V189L146 190H149V192H147V191H142V189L143 190H145L144 189V187ZM168 187V189H169V191H168V189H166L165 187ZM203 186H206V188L205 187H203ZM256 186V187H255ZM3 187H6V188H3ZM14 187V188H13ZM15 187H16V190H14L15 189ZM55 187V188H54ZM170 187V188H169ZM195 187V188H196ZM202 187L204 188L203 190H202ZM214 187V188H213ZM10 188H12L11 190H10ZM46 188V191L47 190H49L48 192L50 193L49 195H47V193L48 192H46L44 189ZM62 188L64 189V190H62ZM152 188H154V189H152ZM180 188V189H179ZM194 188V189H195ZM214 190H213V189ZM216 188V189H215ZM236 188V189H235ZM254 188H256V190L254 189ZM7 189V190H6ZM33 189V190H32ZM36 189V190H35ZM39 189V190H38ZM59 189V190H58ZM158 189V190H157ZM182 189H184V188H182ZM206 189V190H205ZM212 189V190H211ZM235 189V190H234ZM8 190H10V191H8ZM17 190H19L21 193H19V191H17ZM41 190V191H40ZM44 190V192L42 193V191ZM62 190V192H59V191H61ZM66 190V191H65ZM155 190H157V191H160L159 193L161 194H163L162 196H160V194L158 193V192H156V193H154L155 192ZM179 190V191H178ZM207 190H209L208 191V194L210 195V193H211V199H213L212 200V202L211 203H209L210 202V196L208 195V196H205L204 195V193H207L206 191ZM38 191V192H37ZM66 192V195L64 194L65 192ZM198 191V192H197ZM204 191V192H203ZM217 193H216V192ZM32 192V193H33ZM64 192V193H63ZM68 192V193H67ZM108 193V194H106L105 195V193ZM170 192V193H169ZM183 192V193H184ZM16 195H15V194ZM39 193H40V195H39ZM46 194V196H45V194ZM53 193V194H52ZM63 193V194H62ZM69 193H70V195H69ZM97 193H98V195H97ZM113 193V194H112ZM23 194L26 196V197H29V198H27V199H24V201L21 199V198H23L24 196H23ZM38 194V195H37ZM61 194V197L59 196ZM68 194V195H67ZM102 194H104L103 195V202H102V200L101 199H99L101 196H102ZM155 194V195H154ZM156 194H158L157 196H156ZM196 194V195H195ZM214 194V195H213ZM17 195H19L20 196V198H19V196L17 197ZM23 197H22V196ZM37 195V198L35 197V196ZM99 195H101V196H99ZM111 195L113 196H115L116 198L115 199H113L112 197H111ZM218 195H216V196H218ZM235 195V196H234ZM32 196H34L35 198H33ZM38 196H40V199L38 198ZM96 196V197H95ZM113 196V197H114ZM145 196H150V198H153L154 200H156V199H158V201H146L145 200ZM160 196V197H159ZM191 196V195H190ZM213 196V197H212ZM228 196V197H227ZM232 196V197H231ZM8 197H9V199H8ZM31 197H32V199L34 200V202L36 201H38V203H37V207L35 206H33V205H35L34 203H33V200H31ZM95 197V198H94ZM112 198V199H109V198ZM166 197V198H165ZM209 198V199H207L206 200V198ZM235 197H236V199H239V201H237L236 199H235ZM3 198V199H2ZM16 198H17V200H16ZM245 198H247V199H249V202H247V200L245 199ZM6 199H7V202H4V201H6ZM20 199V200H19ZM117 199V200H116ZM164 199H166V200H164ZM183 199V200H182ZM192 199V200H191ZM220 199V200H219ZM225 199V200H224ZM243 199H245V200H243ZM29 200H31V201H29ZM86 202H85V201ZM110 200V201H109ZM174 200L175 201H177L176 203H174ZM180 200H181V203H182V205L184 206V208H185V204H183V202L182 201H184V203L185 202H187V203H190L189 205L190 206H192V208L190 209V207H189V205L187 204V206H186V208H185V210L183 209L182 211H184V213H182L181 215H178V213L180 212H182L181 211V207H183V206H180ZM209 200V201H208ZM241 200L243 201V203L241 202ZM250 200H252L253 202H251ZM255 200V201H254ZM19 202V205H18V207L20 208H18L17 207V204H18V202ZM25 201H26V203H27V205H29V204H31V202L33 203V204H31V205H29V207L27 208L28 210L30 209L31 211H28L26 208H25V205L24 204H26L25 203ZM70 201H71V203H70ZM73 201V202H72ZM74 201H75V203H76V201H77V204H75L74 203ZM78 201H79V203H78ZM97 201L99 202V203H97ZM112 201V202H111ZM114 201L117 203V204H114ZM121 201V202H120ZM178 201H179V203H178ZM189 201V202H188ZM225 201V202H224ZM235 201V202H234ZM14 202V203H13ZM21 202H23V203H21ZM95 202H96V204H95ZM134 202H136V203H134ZM146 202V203H145ZM156 202H158V203H156ZM207 202V203H206ZM214 202V203H213ZM15 203H17L16 205H15ZM54 203L56 204V205H54ZM64 203V204H63ZM67 203H69L68 205H67ZM109 203H110V205H109ZM124 203V207H122V204ZM132 203H133V205H132ZM145 203V204H144ZM245 203V204H244ZM249 203V204H248ZM254 203H255V206H254ZM8 204H9V206H8ZM11 204V205H10ZM23 204V205H22ZM63 204V205H62ZM71 204H73V205H71ZM75 204V205H74ZM98 204V205H97ZM101 204V205H100ZM119 204H120V206H119ZM165 204V205H164ZM178 204V205H177ZM208 204H210V205H208ZM26 205V206H27ZM44 205H45V207H44ZM59 205V206H58ZM100 205V206H99ZM115 205H116V207H115ZM129 205H132V206H129ZM137 205V207H135ZM158 205H159V207H158ZM160 205H162V206H160ZM248 207H247V206ZM256 205H257V210H256V212H255V208H256ZM8 206V207H7ZM14 208H13V207ZM62 206V207H61ZM68 206L70 207V209H71V207L72 206H74L71 210H75V212H73V211H71V210H69V209H66V207L68 208ZM75 206H77V208L80 206V211L79 210H77L76 211V208H75ZM86 206V207H85ZM99 206V207H98ZM117 206H119V207H117ZM164 206H166L165 208H164ZM178 206V208H179V206H180V210L179 209H177L176 207ZM249 206H250V208H249ZM61 207V208H60ZM83 207H84V209H85V214L83 215V217H82V215H80V214H82L81 213V210H84L83 209ZM111 207V208H110ZM161 208L162 207V209L161 210H159V209H156V208ZM168 207V208H167ZM188 207V208H187ZM207 207H208V209H207ZM40 208H42L41 209V211L43 210L44 211V213H42L41 211H40ZM93 208V209H92ZM120 208H122L123 209V211L124 210H126L125 211V214L126 215H129V216H126L125 217V214L124 213H122L121 214V210L122 209H120ZM136 210H138V211H141V212H138V211H135L137 214L135 215L133 212H134V210L135 209ZM196 208H198V209H196ZM263 208V209H262ZM4 209V210H3ZM14 209V210H13ZM21 209H25V211H22ZM32 209H35V211H33ZM65 209V210H64ZM115 210V211H113V210ZM120 209V210H119ZM146 209H147V211H146ZM168 210V214H164L163 212H162V210H164V212L166 213V211ZM196 209V210H195ZM251 209V210H250ZM259 209V210H258ZM3 210V211H2ZM12 210V211H11ZM20 210V211H19ZM61 210V211H60ZM65 212V214H66V212L68 213L66 216H68L67 217V219L65 220V214L63 215V211ZM69 210V211H68ZM90 210H91V212H90ZM118 210V211H117ZM144 210H145V212H144ZM158 210H159V212H158ZM166 210V211H165ZM179 212H178V211ZM9 211V212H8ZM14 211V212H13ZM15 211H17V214L15 215ZM79 211V212H78ZM119 211H120V213H119ZM152 211V212H151ZM198 211V212H197ZM222 211V212H221ZM259 211V216H258V214H257V212ZM261 211V212H260ZM22 212L24 213V215L26 216V214H27V217H23L22 215ZM30 212V213H29ZM32 212H33V214H32ZM35 212V213H34ZM39 212H40V214H39ZM70 212V213H69ZM77 212V214H76V216L79 218V216L81 217V219L79 218V220H78V218H75L76 219V221L77 222H75V219H74V217H76V216H74V217H72V215H70V214H73L74 215V213H76ZM83 212V211H82ZM154 212H156V215L154 214ZM158 212V213H157ZM162 212V213H161ZM172 212V213H171ZM178 212V213H177ZM253 212H254V214H253ZM12 213V214H11ZM78 213H79V215H78ZM84 213V212H83ZM114 213L116 214V215H114ZM119 213V214H118ZM128 213V214H127ZM133 213V214H132ZM149 214V215H145V214ZM161 214L160 216L158 215V214ZM170 213H171V215H170ZM174 213V214H173ZM177 213V214H176ZM29 214L31 215V216H33L34 215V217H35V215H37V217L36 218H34V217H32V218H30L29 217ZM56 216H55V215ZM121 214V216H124V218H121V216L119 217V219H115V218H118V216ZM140 214V215H139ZM172 214H173V216H172ZM229 216H227V215ZM11 215H13L14 217H19V218H17L18 220H20V222L17 220V222H19V224H23V222H24V224L22 225L23 226V228H22V230H18L19 228H21V226L19 225V227L17 226V227H14V225L13 224H11V225H9L10 223V221H9V219H10V217H11ZM50 215H52L53 217H52V219H51V221H52V223H51V221H50V219H48L49 218V216ZM88 215V216H87ZM151 215V216H150ZM240 215H242V216H240ZM243 215H245V216H249L248 218H246L245 216H243ZM252 215H254V217L252 216ZM10 216V217H9ZM22 216V217H21ZM40 216H42V217H44L43 219L40 217ZM85 216V217H84ZM110 216H113V217H115L114 219H115V222H114V219H113V217H111V219H110ZM132 216H133V218H132ZM138 216V217H137ZM158 216V217H157ZM239 216L240 217H244L245 219H243L242 218V220H241V218L239 219ZM257 217V219H258V224L256 225V221H257V219H256V217ZM38 217H40V218H38ZM137 217V218H136ZM141 217V218H140ZM221 217H222V219H221ZM231 217V218H230ZM9 218V219H8ZM24 218V219H23ZM28 220H27V219ZM30 218V219H29ZM36 219L35 221L34 220H32V219ZM47 218V219H46ZM92 218H93V220H92ZM108 218H109V220H108ZM138 218L141 220L142 219V221H139L138 220ZM157 218V219H156ZM219 218V219H218ZM230 218V219H229ZM235 218V219H234ZM263 218V219H262ZM43 220L42 222L44 223V224H42V225H45V227L43 228V226H42V228H40V229H42L43 231H41V230H39V226H37V224L38 225H40L41 223V220ZM69 219V220H68ZM89 219V220H88ZM107 219V220H106ZM129 219V220H128ZM132 219H134L135 221H136V223L134 222V221H131ZM137 219V220H136ZM198 219V220H197ZM221 219V220H220ZM226 219V220H225ZM26 220H27V223H26ZM40 220V221H39ZM100 220V221H99ZM113 220V221H112ZM167 220V222L165 223V221ZM230 220V221H229ZM232 220H234V221H232ZM240 220V222H238ZM9 221V222H8ZM30 221H33V222H36V226L34 225L35 223H31ZM37 221L39 222V223H37ZM47 221V222H46ZM50 221V222H49ZM54 221H57L56 223H57V228H56V224H54L55 222ZM59 221H61L62 223L63 222H66L65 224L63 223H61V222H59ZM67 221H72L73 222V226L71 225V222H70V224L67 222ZM78 221H80V222H78ZM105 221H107V224H109V225H111L110 223H112V228L114 227V229H112L111 227H110V229L108 228L109 227V225L107 226V224H106V222ZM191 221V222H190ZM197 221V222H196ZM252 221V222H251ZM48 222H49V224H48ZM109 222V223H108ZM121 222V223H120ZM159 222V225H161V223ZM170 222V223H169ZM2 223H3V225H2ZM9 223V224H8ZM27 225H29V230H30V228H32L31 229V231H27V229H25L26 228V224ZM48 224V226L51 228L50 230H46V224ZM58 223H59V225H58ZM77 223V224H76ZM96 223H98V226H97V224ZM118 224V225H116L115 226V224ZM138 223H139V226H138ZM142 223V224H141ZM240 223V225L238 226V224ZM33 224V225H32ZM67 224H69L68 226H71V227H68V226H66ZM94 225V226H92V225ZM104 224H105V226H104ZM128 224V225H127ZM13 225V229H12V226ZM32 225V226H31ZM75 225L77 226V227H79V228H77V229H75ZM86 225V226H85ZM100 225V226H99ZM102 225H103V227L105 228H103L102 227ZM132 225H137L136 227L137 228H132L133 226ZM4 226H5V229H4ZM59 226V227H58ZM97 226V227H96ZM121 226V227H120ZM123 226V227H122ZM129 226H132V227H129ZM144 226V227H143ZM155 226H156V228H155ZM238 226V227H237ZM11 227V228H10ZM68 227V228H67ZM72 227H73V229H72ZM86 227H88V228H86ZM94 227V228H93ZM164 227L166 228L167 227V229H166V231L168 230V228H169V231H170V233H168V232H166V234H165V229H164ZM171 227V228H170ZM177 227H180L181 229H177L178 231H180V233H182L181 231H183V235L181 234V236L183 237H181L180 236V233H178V236L180 237H178L177 235H176V233L178 232L177 230H176V228ZM184 227V228H183ZM224 227V229H223V231H221L222 229L221 228H223ZM231 227H233V228H231ZM235 227V228H234ZM250 227V228H249ZM27 228H28V226H27ZM33 228L35 229L34 231H33ZM59 228V229H58ZM63 228V229H62ZM2 229H4V230H2ZM15 229H17V230H15ZM49 229V228H48ZM72 229V230H71ZM74 229H75V232H74ZM80 229V230H79ZM81 229H82V231H81ZM99 229V230H98ZM102 229H104V230H102ZM107 229V230H106ZM156 229V230H155ZM171 229L172 230H175V231H171ZM28 232L27 234H25V232L26 231ZM71 230V231H70ZM86 230V231H85ZM187 230V231H186ZM215 230V231H214ZM227 230L229 231V233L227 232ZM247 230H248V232H247ZM250 230H251V232H250ZM254 230V231H253ZM14 231L16 232V234H15V236H14ZM25 231V232H24ZM45 231H53V232H57V233H59L60 234V236L62 237V236H66V237H64L65 238V242H66V244H67V248L65 247V248H63L64 246H63V244L65 245V243L63 242L64 241V239H63V237L61 238V237H59L58 236V234L56 233V234H54V235H56V236H54L53 235V237L51 236V234L52 233H48L47 234V232H45ZM60 231V232H59ZM70 231V232H69ZM79 231H80V235H81V237H79ZM84 231L85 232H88L89 231V234H90V236H91V238H92V241L94 242H97L98 240H100L99 241V245H98V249L96 248V250H95V247L92 245V246H89V245H87L86 244V242L82 239V236L84 235ZM118 231H120L122 234H120V233H117V235L119 236L120 235V239L118 238V236H116V232H118ZM220 231H221V234L222 235H220L219 237H217L216 236V234L218 235L219 233H220ZM261 231V232H260ZM69 232V233H68ZM76 233L75 234V236H74V233ZM154 232V234H152V235H154V236H150L149 234L150 233H153ZM175 233V234H173L172 235V233ZM196 232V233H195ZM217 232V233H216ZM72 233H73V235H72ZM82 233V234H81ZM186 233H187V235H186ZM263 234V235H260V234ZM40 234V235H39ZM67 234V235H66ZM72 236H71V235ZM96 234H99V236L101 237H98V235H96ZM108 234H110V236H112L113 238H115V240H116V243H118L120 246L118 247V249H116L115 247H117L116 245H112V243H115L113 240L114 239H112L111 241H109L110 239H111V237L109 236V238H107L108 236ZM114 234V235H113ZM135 234V235H134ZM163 234V233H162ZM185 234V235H184ZM69 235V236H68ZM107 237H106V236ZM127 235V236H126ZM135 236V238H133V236ZM169 235H171V236H169ZM177 237H176V236ZM197 236L198 237V239H196V241H194V243L192 242V240L190 241V239H191V237L190 236ZM248 235V236H247ZM260 235V236H259ZM47 236H49V239H48V237ZM75 238H74V237ZM77 236V237H76ZM102 236H104L105 238H103ZM124 236L126 237V238H124ZM173 236H174V238H173ZM54 237H56L55 239H54ZM72 239H74V240H71L70 238ZM96 237H98V240H97V238ZM142 237H143V239H142ZM185 237V238H184ZM235 237H237V240H238V238H239V240L237 241H235L234 239H235ZM37 238V239H36ZM48 239V241H50V242H48L47 241V243L46 244H48L49 243V245H46L45 243H43V242H46V240L45 239ZM53 240H52V239ZM103 238V239H102ZM164 238V237H163ZM182 238V239H181ZM188 238V239H187ZM196 238V237H195ZM218 238H220L219 240H218ZM229 238H230V242L231 243H228L229 242ZM261 238V239H260ZM107 239V240H106ZM109 239V240H108ZM124 239V241H122ZM153 239V240H152ZM34 240H36L37 242H39V243H37V242H35ZM103 240H105L106 242H104ZM149 240L151 241L152 240V242L151 243H153V245H151L150 246V244H149ZM59 241H61V243H63V244H61ZM84 241V242H83ZM103 241V242H102ZM113 241V242H112ZM164 241V240H163ZM172 241V242H171ZM198 241V242H197ZM42 242V243H41ZM54 242V244H52ZM55 242H57V243H55ZM102 242V243H101ZM122 242H127V244H124V243H122ZM155 242V241H154ZM170 244H169V243ZM207 242H208V245H206L207 244ZM223 242H225V243H223ZM32 243H34V245H32ZM115 243V244H116ZM132 244L131 246L129 245V244ZM143 243L145 244L144 246H146V247H144L143 246ZM4 244V247L6 248V249H4L3 248V246L2 245ZM20 244H22V245H24V247H26L24 250L22 249V251L23 252H21V250L19 251L20 253H22V254H18V256H22L23 257V259H22V263L20 262V260H18V259H20L21 257H16L15 255H16V253H19V252H17V250L15 249L16 248V245H20ZM52 244V245H51ZM60 244V245H59ZM117 244V245H118ZM168 244V245H167ZM197 246H196V245ZM210 244H212V245H210ZM36 245H39V246H36ZM81 245V246H80ZM113 246V250H114V254H112L111 253V250L112 249H110L112 246ZM137 245H138V247H137ZM142 245V246H141ZM194 246V247H197V249H198V253H196L192 248H191V246ZM210 245V246H209ZM31 246H34V247H37L35 250H34V248H33V250L32 249H30L31 248ZM57 246V247H58ZM63 246V247H62ZM86 246V247H85ZM90 247V248H87V247ZM111 246V247H110ZM141 246V247H140ZM148 246L149 247H151L150 249L148 248ZM168 246V247H167ZM75 247V248H74ZM102 249H101V248ZM129 247H131V248H129ZM246 247H247V251H246V253H244L245 252V250H246ZM251 247H254V246H251ZM68 248H70V249H68ZM71 248H73V249H71ZM77 248V249H76ZM92 248H94L93 250H92ZM132 249H134V251L135 252H133V250ZM231 249V250H230ZM242 249H243V251H242ZM256 249H258V247L256 248ZM73 250V251H72ZM92 250V251H91ZM112 250V251H113ZM116 250H117V252H116ZM128 251V252H127ZM131 251V252H130ZM138 253H137V252ZM240 251H242L243 252V254H242V252H240ZM4 252H6V254H3ZM9 254H8V253ZM102 253L101 254H104L103 253V251H101ZM123 252H124V254H125V256L123 255ZM97 253H99V254H97ZM116 253H118V256L119 257H122L123 256V260H122V258H116ZM120 253H121V255H120ZM126 253H128L127 255H126ZM133 253H134V259L132 258V256H130V254L131 255H133ZM136 253V254H135ZM140 253H141V255L143 254V256H145V257H143V256H141L140 258H139V256H138V254L140 255ZM144 253L147 255H144ZM180 253V254H179ZM110 254H112V257L110 256ZM149 254V255H148ZM244 254H246V256L244 255ZM11 257H10V256ZM128 255H129V257H128ZM138 257H137V256ZM178 255V256H177ZM213 255V256H214ZM241 255H243V256H245V257H239V256H241ZM115 256V257H114ZM126 256H127V259H126ZM175 257V258H172V257ZM180 256H181V259L183 260V261H180ZM185 256L187 257L186 259H185ZM8 259H7V258ZM114 257V258H113ZM125 257V258H124ZM148 257V258H147ZM262 257V256H261ZM3 258H5V259H7V260H5V259H3ZM57 259L55 260V261H53V264H62L63 262V260H64V258L63 257H60V256H58V257H56ZM131 260H130V259ZM137 258H138V260H137ZM144 258V259H143ZM151 259V261L153 260V262H151L150 263V259ZM172 260H171V259ZM188 258H191V260H188ZM213 258V257H212ZM3 259V260H2ZM148 259H149V261H148ZM188 260V263H187V261L185 262V260ZM209 259V260H208ZM81 262V263H79V261ZM3 261H5L4 263H3ZM19 261V262H18ZM137 261V262H136ZM163 261H164V263H163ZM111 262H107V263H101V264H112ZM45 264H47L46 262H45ZM93 264H94V262H93Z\"/></svg>",
	"mask_w": 264,
	"mask_h": 264
},
{
	"label": "bare ground",
	"instance_id": "bare-ground-1",
	"mask_svg": "<svg viewBox=\"0 0 264 264\" xmlns=\"http://www.w3.org/2000/svg\"><path fill=\"white\" fill-rule=\"evenodd\" d=\"M8 1H9V0H8ZM27 1H28V0H27ZM27 1L25 0V3H26ZM55 1H56V0H55ZM59 1H61V0H57V1L54 2L53 4L49 5L48 8H45V9H43L42 11H47L46 14L51 13V15H52V16H51V17H52V20H53V16H54V17H57V19L59 18V20H60L59 22H62L61 24H64V26L67 25L68 23H70L71 20H72V22H73L74 20H77V22L80 21V22L83 24V26L86 27V29H87L86 31H88L89 36H86V35H85L86 37L81 36V35H80V32H82L81 30H80L79 32H78V31L74 32V33H73L72 35H70V36H69V35H66V34L64 33V30H62V31L59 30L60 32H58V33H62V34L60 35V37H57V38H56V36H55V38H52V39L49 38L50 41H42V40H41V42H43V43H42V46H43V47L39 49L40 51L38 50L39 52H37V53L39 54V56L37 57V59H38L37 62H42V63L48 64V65H47V66H48L47 68H49V69H51V70H53V69L49 67V64H55V63H60V62L70 63V62H74V61L77 62V63H78V61H79V63L81 64V63L85 60V58L87 59V60H86L87 62L89 61V62H88V65H90V61L93 60L94 57H95V61H96L97 56H94V50H96V45L99 44V43H101V42H99V41H96V39H95V37L97 36L98 32L100 31V30H99V27H98V25H97V23L93 20V19H94L95 17H97V16H93V17L90 16L92 19H91L90 17L88 18V17L85 15V13H87V12H86V11H81V10H80L81 13H82V15H80V17H78V18H76V19H72V18H70V17L68 16V13H67V11H66L67 8H68V6L70 7L72 4H71V3L69 4V3L59 2ZM80 1H81V0H79L78 2H80ZM83 1H84V0H83ZM104 1H105V0H104ZM114 1L117 2V0H114ZM114 1H113V2H114ZM118 1H119V0H118ZM122 1H123V0H122ZM134 1H135V0L131 1V3H132V4H135V5H136L135 7H138L137 4L135 3L136 1H135V2H134ZM182 1H183V3H182L183 5L180 4L181 2H179V5H180V6H181V5H182V7H189V6H190V4H184V0H182ZM226 1H227V0H226ZM229 1H230V2H229V6H227V8H228V7L230 8V7H233V6H234V1H233V0H229ZM258 1H260V0H258ZM262 1H263V0H262ZM2 2H3V1H2ZM5 2H6V1H5ZM30 2H31V1H30ZM33 2H34V0H33ZM37 2H38V0H37ZM37 2H34V4L37 3ZM68 2H69V1H68ZM73 2H75V0H74ZM84 2H85V1H84ZM84 2H83V3H84ZM95 2H96V1H95ZM123 2H124V1H123ZM126 2H127V0H126ZM137 2H138V1H137ZM139 2L142 3V1H139ZM139 2H138V5H139ZM145 2H146V1H145ZM177 2H178V1H177ZM189 2L191 3L192 0H189ZM251 2H252V1H251ZM8 3H9V2H8ZM28 3H29V1H28ZM28 3L25 4V8L28 9V10L31 9V12H33V14H35V15L37 16L36 13L39 11V8H40V7H34L33 5H31V3H30V4H28ZM99 3H100V2H99ZM102 3H103V2H102ZM119 3H120V2H119ZM119 3H118V4H119ZM128 3H129V2H128ZM198 3H199V2H197V4H198ZM221 3H222V2H221ZM235 3H236V4H239L238 2H235ZM252 3H254V2H252ZM252 3H250V1L247 2V3L244 2V3H243L244 5H241V6H242L241 8H245L248 12L252 13V12L255 11V8H258V7H255V8H254V5H253ZM257 3H258V2H257V0H256V3H255V4H257ZM260 3H261V1H260ZM260 3H259V5H260ZM12 4H13V3H12ZM12 4H10V5H12ZM15 4H16V3H15ZM45 4H46V3H45ZM47 4H48V1H47ZM49 4H50V3H49ZM75 4H76V3H75ZM105 4H106V2H105ZM108 4L110 5V3H108ZM114 4H115V3H114ZM129 4H130V3H129ZM147 4L149 5V2H147ZM147 4H146L147 9H149ZM263 4H264V2H263ZM41 5H42V4H41ZM67 5H68V6H67ZM83 5H85V4H83ZM88 5H90V4L88 3ZM88 5H87V6L85 5V7L89 9L90 6L88 7ZM101 5L103 6V4H101ZM101 5H100V6H101ZM116 5H117V4H115V7H116ZM141 5H142V4H141ZM154 5H155V4H154ZM184 5H186V6H184ZM200 5H201V4H200ZM202 5H204V4H202ZM202 5H201V6H202ZM239 5H240V4H239ZM257 5H258V4H257ZM12 6H13V5H12ZM12 6H10V7H12ZM17 6H19V5H17ZM44 6H45V5H44ZM46 6H47V5H46ZM74 6H75V5H74ZM113 6H114V5H113ZM117 6H118V5H117ZM122 6L124 7V3H123V5L121 4V7H122ZM143 6H144L143 8H145V5H143ZM209 6H210L211 8H213L214 10H217V11H219V12H223V11H222V8H221V6H220L219 4H216V3H214V2H211V3H209ZM1 7H2V6H1ZM13 7H14V6H13ZM13 7L10 8V9H13ZM20 7H21V5H20ZM33 7L35 8V10H34ZM72 7H73V6H72ZM75 7L77 8L78 5L76 4ZM75 7H74V8H75ZM79 7H80V6H79ZM79 7H78V8H79ZM85 7H84V9H85ZM104 7H105V5H104ZM123 7H122V10H123ZM126 7H128V6H126ZM130 7H131V6H130ZM130 7H128V8H130ZM135 7H134V8H135ZM157 7H158V6H157ZM164 7H165V6H164ZM167 7H168V6H167ZM204 7H205V5H204ZM204 7H202V8H204ZM206 7H207V6H206ZM210 7H208V8H210ZM239 7H240V6H239ZM239 7H238V8H239ZM259 7H261V6H259ZM92 8L94 9V7H92ZM143 8H142V9H143ZM263 8H264V7H263ZM16 9H17V7H16ZM16 9H15V10H16ZM20 9H21V8H19V10H20ZM22 9H23V8H22ZM22 9H21V11L18 12V13L23 14V10H22ZM82 9H83V8H82ZM84 9H83V10H84ZM104 9H105V8H104ZM113 9H114V7H113ZM142 9H140V12L142 11V12L144 13V15H145V13H146L145 16H148L147 12H145V11H147V9H146V8H145V10H142ZM184 9H187V10H188V8H184ZM196 9H197V7H196ZM198 9L200 10V7H199V6H198ZM198 9H197V10H198ZM261 9H262V7H261ZM85 10H86V9H85ZM89 10H90V9H89ZM89 10H88V13H90ZM105 10H106V9H105ZM125 10H126V8H125ZM131 10H132V9H131ZM133 10H134V9H133ZM187 10H186V11H187ZM210 10H211V9H210ZM230 10H231V8H230ZM239 10L242 12V10H241L240 8H239ZM117 11L120 12L121 9H120V11H119V10H117ZM117 11H116V13H118ZM126 11H127V10H126ZM129 11H130V10H128V12H129ZM211 11H212V10H211ZM231 11H232V10H231ZM237 11H238V9H237ZM240 11H239V12H240ZM262 11H263V10H262ZM92 12H93V11H91V13H92ZM101 12H102V11H101ZM104 12H105V11H104ZM108 12H111L110 9L108 10ZM140 12H138L137 14H138V15H141V14H139ZM208 12H209V11H208ZM212 12H214V11H212ZM215 12H216V11H215ZM226 12H227V11H226ZM3 13L5 14V12H2L1 14H3ZM9 13H10V12H9ZM9 13H7V14H9ZM88 13H87V14H88ZM102 13H103V12H102ZM121 13L124 14V12H121ZM143 13H142V17H143ZM175 13H176V12H175ZM191 13H193V12H191ZM263 13H264V12H263ZM14 14H15V13H14ZM97 14H99V12H97ZM123 14H122V15H123ZM125 14H126V13H125ZM125 14H124V15H125ZM130 14H133V12H130ZM179 14H180V12H179ZM194 14H195V13H194ZM213 14H214V13H213ZM219 14H220V13H219ZM223 14H224V12H223ZM229 14H230V13H229ZM229 14H228V15L226 14L227 17L230 16ZM247 14H248V13H247ZM43 15L46 17L45 13H44ZM90 15H91V14H90ZM92 15H94V13H93ZM122 15H121V16H122ZM126 15H127V14H126ZM133 15H134V14H133ZM156 15H157V14H156ZM11 16H12V14H11ZM23 16H24V15H23ZM29 16H30V15H29ZM36 16H35V17L33 16V17L36 18ZM40 16H41V17H40ZM44 16L39 15V16H38V19H39V17H40L41 20H43L42 17L44 18ZM99 16L102 17V15H99ZM106 16H107V15H106ZM145 16H144L143 18H146ZM150 16H151V15H150ZM180 16H181V14H180ZM216 16H218V15L216 14ZM216 16H215V18H216ZM222 16H223V17H226V16H224V15H222ZM249 16L251 17V15H249ZM5 17H6V16H5ZM13 17H14V16H13ZM21 17H22V16H21ZM103 17H104L103 19L105 20V21H104V20H103V21H104V23H105V25H106V22H107V21H106V19H105V16H103ZM109 17H110V16H109ZM116 17H117V14H116ZM124 17H125V16H124ZM139 17H141V16H139ZM142 17H141V18H142ZM153 17L156 18V16H153ZM177 17H178V16H177ZM191 17H192V15H191ZM261 17H262V16H261ZM263 17H264V15H263ZM263 17H262V18H263ZM8 18H10V17H8ZM8 18H5V22H6V19H8ZM24 18H25V16H24ZM24 18L22 17V19H24ZM106 18H107V17H106ZM114 18H115V17H114ZM118 18H119V17H118ZM141 18H139V19H141ZM150 18H151V17H150ZM154 18H153V19H154ZM162 18H163V17H162ZM178 18L180 19L181 17H178ZM184 18H185V17H184ZM192 18H193V17H192ZM228 18H229V17H228ZM253 18H254V17H252L251 19H253ZM255 18H256V17H255ZM2 19H3V18H2ZM13 19H14V18H13ZM26 19H27V18H26ZM116 19H117V18H116ZM126 19H127V18H126ZM193 19H195V17H194ZM197 19H198V17H197ZM200 19H202V18H200ZM204 19H205V17H204ZM229 19H230V18H229ZM247 19L250 20V18H247ZM17 20H18V19H17ZM17 20H16V21H17ZM31 20L33 21L34 19H31ZM35 20H36V19H35ZM119 20H120V21H119ZM123 20H124V19H123ZM133 20H134V19H133ZM133 20H132V21H133ZM135 20H136V18H135ZM135 20H134V21H135ZM145 20H146V19H145ZM145 20H144V21H145ZM154 20H155V19H154ZM205 20H206V19H205ZM212 20H214V19H212ZM231 20H232V22H234V24H235V26H236V29L240 30V31H237L238 33H239V32H242V31H245L244 29H246V30L248 29L247 27L244 28V27H245L244 24H243L244 22H243V23H237V21H235V20H233V19H231ZM253 20H255V19H253ZM2 21H3V20H2ZM8 21L11 22V19L7 20V23H9ZM97 21H98V20H97ZM136 21H137V20H136ZM136 21H135V22H136ZM144 21L142 20V22H144ZM148 21H149V20H148ZM148 21H147V22H148ZM155 21H156V20H155ZM192 21H193V20H192ZM207 21H208V20H207ZM5 22H4V24H5ZM17 22H18V21H17ZM26 22H28V21H26ZM37 22H38V21H37ZM42 22H43V21H42ZM52 22H54V21H51V22H48V21H47L46 23H49V24L51 23V25H55L56 22H54L53 24H52ZM72 22H71V23H72ZM100 22H101V20H100ZM100 22L98 21V23H100ZM117 22H122V23H121V26H123V24H124L123 21H121L120 18L117 20ZM137 22H138V21H137ZM145 22H146V21H145ZM161 22H162V21H161ZM213 22H214V21H213ZM229 22H230V21H229ZM34 23H35V22H34ZM39 23H40V22H39ZM71 23H70V24H71ZM153 23H154V24H153ZM153 23H152L153 25L156 24V22H154V21H153ZM192 23H193V22H192ZM208 23H209V24L212 23V22H211V19H210V21H208ZM252 23H253V22H252ZM261 23H262V22H261ZM261 23H260V24H261ZM4 24H3V25H4ZM20 24H22V23H20ZM26 24H27V23H26ZM43 24H44V23H43ZM61 24L58 23V25H57V23H56L57 26H54V27H55V28H56V27H59V25H61ZM73 24H75V21L73 22ZM73 24H71V25H73ZM76 24H77V23H76ZM76 24H75V25H76ZM78 24H80V23H78ZM102 24H103V23H102ZM109 24H111L110 21H109ZM117 24H118V23H117ZM128 24H129V23H128ZM138 24H139V23H138ZM146 24H147V23H146ZM150 24H151V23H150ZM150 24H149V25H150ZM152 24H151V25H152ZM212 24H213V23H212ZM212 24L209 25V27H208L209 29L213 26ZM262 24H264V22H263ZM0 25H2V24H0ZM12 25H14V24H12ZM16 25H17V23H16L14 26H16ZM22 25H23V24H22ZM22 25H21V26H22ZM28 25H29V23H28ZM35 25H36V24H35ZM71 25H70V26H71ZM132 25H133V24H132ZM144 25H145V24H144ZM144 25H141L140 27H142V26H144ZM151 25H150V26H151ZM159 25H160V24H159ZM166 25H167V24H166ZM183 25H184V24H183ZM183 25H182V24H181V25H178V24H177V25L174 26V27H180V26H181V28H182ZM185 25H186L185 27H189V26H187V24H185ZM191 25H192V24H191ZM202 25H203V24H202ZM215 25H217V24H215ZM7 26H8V24H7ZM9 26H10V25H9ZM9 26H8V27H9ZM21 26H20V28H21ZM29 26H30V25H29ZM33 26H34V25H33ZM33 26H32V27H33ZM36 26H37V25H36ZM44 26H45V24H44ZM44 26H43V27H44ZM62 26H63V25H62ZM62 26H60V27H62ZM68 26H69V25H68ZM70 26H69V27H70ZM73 26H74V25H73ZM106 26H107V25H106ZM108 26H111V25H108ZM116 26H117V25H116ZM134 26H135V25H134ZM136 26H137V24H136ZM156 26H157V25H156ZM156 26H153V27L155 28ZM161 26L165 27V26L162 25V24H161ZM193 26H194V25H193ZM199 26H200V25H199ZM218 26H219V25H218ZM252 26H253V25H252ZM262 26H263V25H262ZM2 27H3V26H0V28H2ZM10 27H11V26H10ZM10 27H9V28H10ZM24 27H25V30H24V31H26V25H24ZM24 27H23V29H24ZM38 27H39V26H38ZM41 27H42V25H41ZM54 27H53V28H54ZM81 27H82V26H81ZM118 27L120 28V26H118ZM124 27L126 28L125 25H124L122 28H124ZM140 27L138 26V28H140ZM169 27H173V26H169ZM213 27H214V26H213ZM4 28H5V25H4V27H3L2 29H4ZM12 28H13V29H16V28H14V27H11V29H12ZM20 28H19L18 30H22V29H20ZM49 28L52 29V27H50V26H49ZM49 28H48V29H49ZM55 28H54V29H55ZM76 28H77V27H76ZM113 28H115V27H112V28L110 27V29H112V30H113ZM154 28H152V29H153V32H155V31H154V30H155ZM167 28H168V26H167ZM181 28H180V29H181ZM189 28H191V27H189ZM193 28H194V27H193ZM193 28H192V29H193ZM197 28H198V27H197ZM197 28H196V29H197ZM206 28H207V27H206ZM253 28H254L255 30H257L256 27H253ZM33 29H34V28H33ZM37 29H39V30H36V29H34V30L40 32V28H37ZM45 29H46V28H45ZM56 29H57V28H56ZM78 29H80V26H79ZM78 29H77V30H78ZM84 29H85V28H84ZM140 29H145V28H140ZM148 29H149V31H150V30L152 31V29H150L149 27H148ZM148 29H147V27H146V30H148ZM171 29H173V28H171ZM177 29H179V28H176V29L174 28L173 30H174V31H175V30L177 31ZM192 29L190 30V32L192 31ZM213 29H214V28H213ZM251 29H252V28H251ZM251 29H248V31L250 30V32H251V31H252ZM5 30H6V29H5ZM5 30H4V31H5ZM105 30H106V29H105ZM160 30L163 32V31H165V30H167V29H166V28H163V30H162V29H160ZM160 30H159V28L156 29L157 32L160 31ZM173 30H171V31H172V34L174 35ZM186 30H187V28H186ZM186 30H185V31H186ZM220 30H221V29H220ZM220 30H219V31H220ZM1 31H3V30H1ZM7 31H8V30H7ZM101 31H102V30H101ZM107 31H108V29H107ZM161 31H160V32H161ZM171 31H170V32H171ZM176 31H175V32H176ZM178 31H179V33H180L181 30H178ZM185 31H184V33H185ZM194 31H196L195 28H194ZM214 31H215V30H214ZM248 31H247V33H248ZM14 32H15V31H14ZM19 32H20V31H19ZM26 32H27V31H26ZM104 32H105V31H104ZM108 32H109V31H108ZM108 32H106V33H108ZM115 32H116V31H115ZM118 32H119V31H118ZM127 32H128V31H127ZM136 32L139 33V31H136ZM144 32H145V31H144ZM160 32H159V33H160ZM162 32H161V33H162ZM210 32H212V29H210ZM215 32H217V31H215ZM10 33H13V32H10ZM27 33H28V32H27ZM54 33H56V32L54 31ZM84 33H85V32H84ZM119 33H122V31H120ZM155 33H156V32H155ZM166 33H168V32H166ZM177 33H178V32H177ZM177 33H175V34H176L175 37L178 35V37L182 38L181 35H182V34L184 35V33H182V32H181V34H179V33L177 34ZM186 33H187V32H186ZM200 33H201V32H200ZM219 33H220V32H219ZM244 33L247 34L246 32H244ZM0 34H1V33H0ZM2 34H4V33L2 32ZM6 34H7V33H6ZM13 34H14V33H13ZM13 34H12V35H13ZM41 34L43 35L42 32L39 33V35H41ZM117 34H118V33H117ZM123 34H126V33H122L121 38L123 37ZM146 34H149V33H146ZM163 34H164V33H162V35H163ZM172 34H171V36L173 37ZM195 34H196V32H195ZM198 34H199V33H198ZM198 34H197V35H198ZM211 34H212V33H211ZM216 34H218V33H216ZM220 34H221V33H220ZM245 34H244V35H245ZM249 34H250V33H249ZM12 35H10V36L12 37V39H11L10 36H8V37H10V39H11V41L9 40V42L6 41V40H8L9 38H7L6 40H5V38H2L4 43H3L2 41H1V42H2L3 44H5V42H7V43H6L4 46H1V48H0V64H1V67L3 68L4 66H2V64L4 65V64L6 63V65H8V66H9L10 64H14L15 66L17 65V66H19V68L21 69V67H20L21 65L25 66L26 63H28V64H30V63H34L31 59L26 60V57H25L24 59H19V58L15 57V56H12V55H11V52L14 51L15 49H17L18 51H20V52H22V53H24V54H25V51L27 52V50L21 48L22 45L24 44L22 41H23V37H24L25 34H24V35H22V34H16V35H13V36H12ZM39 35L37 36V38L39 37ZM104 35H105V36L102 38V39H103L102 42H107V41H109L112 37H116V36H115V33H110V32H109L108 34H104ZM137 35H138V34H137ZM137 35H136V37H137ZM149 35H150V34H149ZM151 35H153V34H151ZM165 35L167 36V34H165ZM179 35H180V36H179ZM187 35H188V34H187ZM199 35H200V34H199ZM203 35H204V34H203ZM213 35H215V34L213 33ZM213 35H210V36H213ZM261 35L263 36V35H264V32H261ZM43 36H44V35H43ZM102 36H103V35H102ZM145 36H146V35H145ZM153 36H154V35H153ZM192 36H194V35H192ZM200 36H201V35H200ZM215 36H216V35H215ZM245 36H246V35H245ZM259 36H260V35H258V37H259ZM0 37H1V36H0ZM4 37H6V36H4ZM25 37H26V36H25ZM27 37L30 38V36H27ZM33 37H35L34 34L32 35V41H35V42L38 41V40H36V37H35V39L33 40ZM117 37H118V36H117ZM143 37H144V36H143ZM143 37H142V38H143ZM147 37H148V36H147ZM161 37H162V36H161ZM175 37H173V38H175ZM186 37H188V36H186ZM186 37H184V38H186ZM201 37H202V36H201ZM206 37H207V36H206ZM208 37H209V36H208ZM220 37L222 38V36H220ZM240 37H242L241 34H240ZM148 38H149V37H148ZM194 38H195V37H194ZM211 38H213V37H211ZM226 38H227V36H226ZM226 38H225V39H226ZM251 38H252V37H251ZM2 39H1V40H2ZM24 39H25V38H24ZM45 39H47V37H46ZM100 39H101V37H100ZM123 39H124V38H123ZM137 39H138V38H137ZM164 39H165V38H164ZM170 39H171V38H170ZM188 39H189V38H188ZM196 39H197V38H196ZM203 39H204V38H203ZM216 39H217V41H218V38H216ZM216 39H215V40H216ZM222 39H223V38H222ZM222 39H221V40H222ZM225 39H223V40L225 41ZM236 39H237V38H236ZM257 39H258V38H257ZM25 40H26V39H25ZM27 40H28V41H27L28 45H29V42H30V44H31L32 41H29L30 39H27ZM145 40H146V39L144 38V41H140V44L145 45V44L147 43ZM147 40H150V39H147ZM151 40H153V39H151ZM159 40H160V39H159ZM162 40H163V39H162ZM171 40L173 41V39H171ZM174 40H177V38L174 39ZM185 40H186V39H185ZM231 40H232V39H231ZM258 40H259V39H258ZM138 41H139V40H138ZM179 41L182 42V40H179ZM190 41H192V40H190ZM190 41H189V42H190ZM197 41H198V40H197ZM197 41H196V42H197ZM203 41H204V40H203ZM207 41H208V43H209V41L211 42V40H207ZM213 41H214V40H213ZM261 41H262V40H261ZM35 42H34V43H35ZM41 42H40V43H41ZM144 42H146V43L144 44ZM192 42H193V41H192ZM192 42H191V43H192ZM196 42H195V43H196ZM199 42H200V41H199ZM199 42H197L198 44H195L194 42H193V43H194L195 45H199V44H200ZM218 42H219V41H218ZM218 42H216V43L218 44ZM221 42H222V41H221ZM232 42H234V41H232ZM244 42H245V41H244ZM262 42H263V41H262ZM22 43H23V44H22ZM126 43H127V45H128V43H130L129 45H131V46H132V45H136V46L138 45V46L141 47V45H140L138 42H136V41H134V42L132 43V42H129V41L127 42V41L125 40V41L119 43V45H118V44H114V46H112V47H113L112 50H113V51H119V50L122 51L123 48H124V46L126 45ZM173 43H174V42H173ZM178 43H179V45H178ZM201 43H202V42H201ZM219 43H220V42H219ZM225 43L228 44L229 42L227 43V40H226ZM225 43L222 42V44H224V45L226 46ZM230 43H231V42H230ZM235 43H236V40H235ZM242 43H243V41H242ZM35 44H37V43H35ZM176 44L178 45V47H181V46H180V42L177 41ZM176 44H175V45H176ZM187 44H188V43H187ZM187 44H186V45H187ZM210 44H211V43H210ZM210 44H209V45H210ZM233 44H234V43H232L231 46L228 45V46L226 47L227 49H226L223 45H222V46L225 48V50H228V48H229V47H232ZM175 45H173V46H175ZM190 45H191V44H190ZM207 45H208V44H207ZM220 45H221V44H220ZM263 45H264V44H263ZM23 46L26 47L25 45H23ZM171 46H172V45H171ZM187 46H188V45H187ZM199 46H200V45H199ZM222 46H220V47L222 48ZM234 46H235V44H234ZM237 46H238V44H237ZM241 46H242V44H241ZM243 46H244V45H243ZM243 46H242V48H245V47H243ZM245 46H246V45H245ZM30 47H31V46H30ZM36 47H39V46L36 45ZM40 47H41V46H40ZM132 47H133V46H132ZM178 47H177V48H178ZM189 47H190V46H189ZM191 47H192V46H191ZM201 47H202V46H201ZM205 47H207V46L205 45ZM205 47H204V48H205ZM246 47H247V46H246ZM251 47H252V46H251ZM251 47L249 48L250 50H251ZM28 48H29V47H28ZM28 48L26 47V49H28ZM129 48H130V47H129ZM129 48L127 47V50H128ZM133 48H134V47H133ZM133 48H132V49H133ZM135 48H136V47H135ZM166 48H167V46L164 47L165 50H164L163 48L161 49L162 51H165V52H163L164 55L169 51V49H171V50L175 49V48H173V47H170L169 49H166ZM172 48H173V49H172ZM193 48H194V49H197V46H196V48H195V46L193 45ZM204 48H201V49H204ZM233 48H235V47H233ZM238 48H240V50H241L240 52H242L241 47L238 46ZM238 48H237V52H239V51H238ZM252 48H255V47H252ZM115 49H116V50H115ZM136 49H137V48H136ZM198 49H199V51H202V50L200 49V47H199ZM198 49H197V51H198ZM213 49H214V48H213ZM213 49L211 48V49H209V50H213ZM230 49H231V48H229V50H230ZM262 49H263V48H262ZM124 50H125V49H124ZM134 50H135V49H134ZM147 50L150 51L149 49H147ZM161 50H160V52H157L159 55L162 54ZM166 50H167V51H166ZM171 50H170V51H171ZM176 50H177V52L174 51V50H173V51L175 52V55H177L176 58H174V59L177 60V61H176V62H172V63L170 62L169 65L167 64V69H165L166 72H164V74H163L162 76H160V77H163V78H164V81L166 80V82H168V80H170L171 78H173V77H175V76H177V75H180V74H182V73H183V74H186V72H185L183 66L180 65V62L182 63V61L185 59V58H184V59H181V58H182V54H183V52H182V51H178L179 49H176ZM185 50H186V49H185ZM185 50H184V52H186ZM215 50H216V49H215ZM231 50H232V49H231ZM246 50H248V47L246 48ZM246 50L242 52V53H244V55L248 52V51L246 52ZM250 50H249V52H252V50H251V51H250ZM254 50H256V49H254ZM113 51H112V52H113ZM143 51H144V50H143ZM143 51H141V52H142V53H145V55H148V56H149L150 52H149V54H146L147 51H146V50H145L146 52H145V51L143 52ZM152 51H153L152 53H154V50H152ZM187 51H188V50H187ZM199 51H198V53H200V54L203 53V52H205V51H203V52H199ZM232 51H233V53L235 52V50H232ZM232 51H231V53H232ZM174 52L171 51L170 53L173 54ZM214 52H216V51H214ZM223 52H224V51H222V53H223ZM262 52H263V51H262ZM27 53H28V52H27ZM106 53H107V52H106ZM110 53H111V52H110ZM110 53H108V54H110ZM128 53L130 54L131 51H130V52L128 51ZM138 53H139V52H138ZM193 53H194V52H193ZM208 53H209V52H208ZM218 53H219V52H218ZM218 53H217V57L219 56ZM226 53H227V52H226ZM33 54H35V53H33ZM111 54H113V53H111ZM135 54H137V53H135ZM172 54H171V55H172ZM189 54H191V53H189ZM204 54H205V53H204ZM228 54H229V53H228ZM228 54H227V56H228ZM235 54L238 55L237 53H234L233 55H235ZM254 54H255V53H254ZM261 54H262V53H261ZM104 55H106V54H104ZM145 55H143V56H145ZM173 55H174V54H173ZM221 55H222V54H221ZM236 55H235V56H236ZM36 56H37V55H35V57H36ZM98 56H99V55H98ZM112 56H113V55H112ZM139 56H140V55H139ZM150 56H151V54H150ZM155 56H156V54H155ZM161 56H162V55H161ZM165 56H166V55H165ZM186 56H187V54H186ZM189 56L191 57V55H188V58H189ZM204 56H205V55H203V56L200 55L201 58L198 57L199 60H200V59H201V60L203 59V62H205L206 60L204 59V58H205ZM227 56H226V57H227ZM241 56H243V55L239 54V57H241ZM246 56H247V57H246L245 59H249V57H251L249 53H248V55H246ZM248 56H249V57H248ZM253 56H254V55H253ZM103 57H105V56H103ZM103 57H101V58H103ZM113 57H114V56H113ZM141 57H142V56H141ZM146 57H147V56H146ZM152 57H154V56H152ZM166 57H167V56H166ZM166 57H165V58H166ZM172 57H173V56H172ZM174 57H175V56H174ZM210 57H211V56H208L207 58H210ZM217 57L215 56L214 59L211 57V58H212V59H211V60H212L211 62L214 63L213 60H217ZM244 57H245V56H244ZM101 58H100V59H101ZM108 58H109V56H108ZM115 58H116V57H115ZM115 58H112V59H115ZM119 58H120V57H119ZM143 58H144V57H143ZM154 58H155V57H154ZM156 58H159V56L156 57ZM162 58H164V56H162ZM188 58H187V60L190 59V58H189V59H188ZM198 58H195V60H198ZM215 58H216V59H215ZM229 58H230V57H229ZM234 58H238V56H237V57H234ZM253 58H254V57H253ZM33 59H34V58H33ZM144 59H145V58H144ZM166 59H168L167 61H169V58H168V57H167ZM166 59H165V60H166ZM174 59H173V60H174ZM242 59H243V58H242ZM245 59H244V61H245ZM250 59H251V58H250ZM263 59H264V58H263ZM103 60H105V59H103ZM103 60H102V61H103ZM116 60H118V57L116 58ZM145 60H148V59H145ZM152 60H153V59H152ZM162 60L164 61V59H162ZM173 60H172V61H173ZM175 60H174V61H175ZM191 60H192V57H191ZM191 60L188 61V63L190 62V64H193V63H191ZM193 60H194V59H193ZM204 60H205V61H204ZM229 60H230V59H226V58H224V57H222V56H219V61H220V62H219L218 60H217V61H218L220 64H229V63L232 62V60H231V61H229ZM122 61H123V60H122ZM142 61H144V60H142ZM142 61H138V62L136 63V67H137V71H135L136 73L138 72V70H139L140 72L142 71L143 73H144L145 70H147V67H146L147 65L145 66L146 62H144L145 64H143ZM217 61H215V63H216ZM234 61H235V60H234ZM236 61H237V60H236ZM93 62H94V61H93ZM119 62H120V61H119ZM123 62H124V61H123ZM126 62H130V61H126ZM134 62H135V61H134ZM150 62H151V61L148 60V63H149V65L151 66ZM160 62H162V61H156V60H154V61L152 62V64H153V68H154L156 65H159V64H162V63H163V62H162V63H160ZM165 62H166V61H165ZM195 62H196V63H195ZM218 62H217V63H218ZM256 62L258 63V62H259V59H258ZM263 62H264V60H263ZM99 63H101V62H99ZM109 63H111V61H110ZM184 63L186 64L187 67L189 66V65L187 64V61H186V62L184 61ZM199 63H201V62L199 61ZM199 63L197 64V61H194V64H193V65H195V64L200 65ZM205 63L207 64V62H205ZM219 63H218V64H219ZM244 63H245V62H244ZM249 63L252 64L251 61H250ZM80 64H79V65H80ZM84 64H86V63H84ZM94 64H96V62H95ZM111 64H112V63H111ZM115 64H117V62H116ZM130 64H131V63H130ZM133 64H134V63H133ZM202 64H203V63H202ZM202 64H201V65H202ZM254 64H255V62H254ZM14 65H12V66H14ZM56 65H57V64H55V66H56ZM59 65H60V64H59ZM91 65H92V64H91ZM98 65H100V64H98ZM106 65H107V64H105L104 66H105V67H108V65H107V66H106ZM193 65H190V67L193 66ZM215 65H216V64H215ZM215 65H214V66H215ZM232 65H233V69H235L234 71H236V73H237L236 75L239 77V84H238V86H237L235 89H230V87L226 86V82L222 80V81H223V84L225 85L224 88H228L227 90H229L231 93H232V92L235 93V91H240V92H242L243 90H245V92H246V91H248V92L250 91V92H251V90H258L259 85L255 84V81L251 78L252 75L250 76V71L248 70V68H247L246 66L244 67V66H242L243 64L240 65L239 63L232 64ZM248 65H249V64H248ZM260 65H261L260 63L257 65L258 68H259V67L262 68ZM12 66H11V67H12ZM33 66H34V65H33ZM42 66H43V64H42ZM55 66H54V67H55ZM73 66H74V65H73ZM77 66H78V64H77ZM80 66L82 67V65H80ZM117 66H118V68H120L119 66H121V68H122L123 65H122V63H121V65H120V64H119V65L117 64ZM117 66L114 65V68H117ZM162 66H164V68H165V65H161V67H162ZM216 66H217V65H216ZM218 66H219V65H218ZM220 66H221V65H220ZM220 66H219V68L217 67V68H218L217 70H214V69H213L215 72L210 71V70L208 71V75H207V76H210L209 74H213V76L211 77V79H212L211 81H213V83L210 82L213 86H214V85L216 86V83H214V82H217V81L219 80V76H220L221 71H224V69L222 68V66H221V67H220ZM251 66H253V64H252ZM51 67H52V66H51ZM58 67H59V66H58ZM62 67H63V65H62ZM94 67H95V66H94ZM96 67H99V66H96ZM101 67H102V66L100 65V69H99V68H98V69H95L94 72H97L98 70H100V71H99V74L101 75V76H100L101 79H103V81L105 80V81L108 82V80L105 78V77H106V76H105V75H106V74H105V70H104V72H103V70L101 69ZM105 67H104L103 69H105ZM124 67H125V66H124ZM14 68H17V67H13V70H14ZM55 68H56V67H55ZM55 68H54V69H55ZM59 68H61V65H60ZM59 68H58V69H59ZM90 68H91V67H90ZM111 68H112V67H111ZM153 68H152V69H153ZM192 68H193V67H192ZM196 68H197V66H196ZM199 68H200V67H199ZM213 68H214V67H213ZM215 68H216V67H215ZM252 68H253V67H252ZM258 68H256V69H258ZM0 69H1V68H0ZM4 69H5V68H4ZM123 69H124V68H123ZM150 69H151V68H150ZM186 69H187V68H186ZM190 69H191V68H190ZM230 69H231V68H230ZM254 69H255V68H254ZM25 70H26V69H24V70H22V71H25ZM89 70H92V69H89ZM96 70H97V71H96ZM134 70H136V68H135ZM134 70H133V71H134ZM250 70H251V69H250ZM260 70H261V69H260ZM262 70H263V69H262ZM0 71H1V70H0ZM5 71H6V70H5ZM9 71H10V70H9ZM55 71H56V69H55ZM74 71H75V70H74ZM110 71H112V70H110ZM115 71H116V70H115ZM115 71H114V72H115ZM119 71H122V70L120 69ZM131 71H132V70H131ZM206 71H207V70H206ZM206 71H205V72H206ZM231 71H232V69H231ZM252 71H253V70H252ZM256 71H257V70H256ZM20 72H21V71H20ZM20 72H17V73H20ZM25 72H26V71H25ZM28 72H29V70H27L26 73H28ZM59 72H60V71H59ZM87 72H88V70H87ZM94 72H93V73H94ZM145 72H147V71H145ZM148 72H149V71H148ZM209 72H211V73H209ZM212 72H213V73H212ZM4 73L6 74L7 71L4 72ZM10 73H11V72H10ZM10 73H7V74H10ZM17 73H16V74H17ZM26 73H23V74L25 75ZM38 73H39V72H38ZM42 73H43V72H42ZM42 73H41L40 75L43 76ZM45 73H46V75H47V72H45ZM45 73H44V74H45ZM49 73H50V72H49ZM56 73H57V72H56ZM74 73H75V72H74ZM74 73H73V74H74ZM103 73H104V75H102ZM116 73H117V72H116ZM118 73H119V72H118ZM118 73H117V74H118ZM130 73H131V76H132V75L134 76L133 72H130ZM130 73H129V71H128V74H130ZM203 73H204V72H203ZM203 73H201V74H203ZM234 73H235V72H234ZM7 74H6V76H7ZM20 74H21V73H20ZM20 74H19V76H20ZM23 74H21V75L23 76ZM36 74H37V73H36ZM95 74H96V75H95ZM95 74H94V75L97 76L98 72L95 73ZM111 74H112V73H111ZM121 74H122V73H121ZM146 74H147V73H146ZM149 74H150L149 77L151 78L152 74H151V73H149ZM251 74H252V73H251ZM253 74H254V73H253ZM263 74H264V73H263ZM2 75H3V73H2ZM12 75H13V74H12ZM29 75H30V73L28 74V76H29ZM46 75H45V78H46ZM49 75H50V74H49ZM55 75H56V77H57V74H55ZM86 75H87V74H86ZM88 75H89V74H88ZM108 75H109V74H108ZM135 75H136V74H135ZM193 75H194V74H193ZM198 75H199V74H198ZM198 75H194V76H196V77L193 78V80H192V81L195 82V84L197 85V87H198V84H199L198 81H200V78H201V75H199L200 78L198 77ZM215 75H216V76H215ZM236 75H234V76H236ZM13 76H15V75H13ZM60 76H61V77L63 76V77H62V78H63L62 81H63L65 75H64V74H62V75L60 74ZM90 76H91V75H90ZM95 76H93L94 80L97 78V77H95ZM102 76H103V78H102ZM104 76H105V77H104ZM109 76H110V75H109ZM117 76H118V75H117ZM182 76H183V75H182ZM185 76L188 77V74H186ZM34 77H35V76H34ZM34 77H33V78H34ZM36 77H37V76H36ZM36 77H35L34 79L38 81L39 78H40V76H39V78H37V79H36ZM54 77H55V76H54ZM54 77H53V78H54ZM83 77H85V76H83ZM86 77H87V76H86ZM88 77H89V76H88ZM98 77H99V75H98ZM100 77H99V78H100ZM124 77H125V76H124ZM124 77H123V78H124ZM180 77H181V75H180ZM202 77H203V76H202ZM204 77H205V76H204ZM204 77H203V78H204ZM24 78H25V77H24ZM41 78H42V77H41ZM81 78H82V77H80V79H81ZM89 78H90V77H89ZM126 78H127V77H126ZM133 78H134V77H133ZM150 78H148V80H150ZM152 78H156V77H155V76H152ZM198 78H199V80H198ZM208 78H209V77H208ZM208 78H205V79L208 80V81H210V80H209L210 78H209V79H208ZM1 79H4V78H0V81H1ZM27 79H28V77H27ZM30 79H31V77H30ZM43 79H44V76H43ZM69 79H72V77H70ZM82 79H83V78H82ZM108 79H109V77H108ZM113 79H114V78H113ZM131 79H132V78H131ZM136 79H137V78H135L134 80H136ZM176 79H177V78H176ZM9 80H10V79H9ZM16 80H17V78H16ZM40 80H41V79H40ZM44 80H45V79H44ZM49 80H51L50 77H49ZM49 80H48V81H49ZM54 80H55V79H54ZM59 80H60V79H59ZM83 80H85V78H84ZM83 80H82V81H83ZM88 80H89V79L86 78V81H88ZM94 80L91 79L90 81L93 82ZM99 80H100V79H99ZM99 80H97V81L100 82ZM109 80H110V79H109ZM117 80H118V79H117ZM117 80H116V81H117ZM129 80H130V79H129ZM138 80H141V79L138 78ZM201 80H202V79H201ZM206 80H205V81H206ZM19 81H21L22 86L25 87V86L23 85L22 79H20ZM30 81H32V80H30ZM30 81H29V82H30ZM41 81H42V80H41ZM46 81H47V80H46ZM46 81H45V83L47 84ZM52 81H53V80H51L50 82H52ZM55 81H56V80H55ZM55 81H53V84H55V83H54ZM80 81H81V80H79V82H80ZM82 81L80 82V86H81ZM101 81H102V80H101ZM105 81H104V82H105ZM132 81H133V80H131V82H132ZM142 81H145V83L147 82L148 85H151V86H153L152 83H153V84H154V83H155V84H158V85H155V84H154V85H155V88H156V86H157V88H158V87H159V84H160V82H161V81H160L159 83H158L157 81H155V82H152V81L150 82V81H149V82H148V81H146V80H144V79H143ZM142 81H136V82H142ZM176 81H177V80H176ZM176 81H175V82H176ZM222 81H221V82H222ZM259 81H261V80H259ZM1 82H2V81H1ZM29 82H27V85H26V86H29V85H28ZM57 82H58V80H57ZM66 82H67V80H66ZM88 82H89V81H88ZM128 82H129V81H128ZM194 82H193V83H194ZM200 82H201V81H200ZM203 82H204V81H203ZM206 82H207V81H206ZM219 82H220V81H219ZM221 82H220V83H221ZM261 82H262V81H261ZM8 83H9V82H8ZM10 83H11V82H10ZM10 83H9V84H10ZM58 83H60V82H58ZM74 83H75V81H74ZM96 83H97V82H96ZM96 83H95V81H94V83H92V84H95V85H96ZM100 83H102L101 86L107 87V86H105V85L103 84V82H100ZM109 83H110V82H109ZM115 83H116V82H115ZM129 83H130V82H129ZM129 83L126 82L125 84L128 85ZM145 83L143 82L142 84L145 85ZM149 83H150V84H149ZM161 83H162V82H161ZM169 83H170V82H169ZM185 83L188 84V85L190 84L188 78H186ZM197 83H198V84H197ZM204 83H205V82H204ZM204 83H203V84H204ZM217 83H218V82H217ZM220 83H219V84H220ZM3 84H4V83H3ZM9 84H6V83H5V85H9ZM31 84H32V83H31ZM34 84H35V83H34ZM36 84H37V83H36ZM41 84H42V82H41ZM72 84H73V81H72ZM72 84H71V86H72ZM88 84H89V86H90L91 83H90V82H89V83H85V84H83V86L88 85ZM111 84H113L112 81H111ZM130 84H131V83H130ZM133 84H134V83H133ZM142 84H139V85L142 86ZM170 84L173 85L174 83H170ZM186 84H185V85H186ZM195 84H193V85L196 87ZM219 84H218V86H219ZM1 85H2V84H1ZM5 85H2V86H4V88H6ZM11 85H12V83H11ZM16 85H17V83H16ZM18 85H20V84H18ZM48 85H50V83H48ZM61 85H63V84H61ZM67 85H70L69 82L66 83V86H67ZM76 85H77V84H76ZM95 85H93V86H95ZM107 85H108V84H107ZM116 85H117V83H116ZM174 85H175V84H174ZM204 85H205V84H204ZM208 85H210V84H208ZM212 85H211L210 87H212ZM13 86H14V84H13ZM13 86H12L11 88L7 87L6 90H8V88H9V91H10V90L13 88ZM31 86H33V84H32ZM38 86H40V85H37V87H38ZM46 86H47V85H46ZM64 86H65V83H64V85H63V88H64ZM83 86H81V88H79V90H81V89L83 90V88H84ZM89 86H87V87H89ZM91 86H92V85H91ZM109 86H110V84H109ZM109 86H108V88H110ZM146 86H147V85H145V87H146ZM164 86H165V85H163V87H162V86H161V87L164 88ZM178 86H179V85H178ZM199 86H200V85H199ZM220 86H223V85H220ZM220 86L217 87V88L219 89ZM15 87H16V86H15ZM23 87H20V86H19V88H21V89H22ZM29 87H30V86H29ZM34 87H36V86H34ZM37 87H36V88H37ZM43 87H45V86H43ZM53 87H54V85H53ZM53 87L51 88L52 90L55 88V87H54V88H53ZM82 87H83V88H82ZM95 87H96L97 89H98V88H101V87H97V85H96ZM104 87H103V89H104ZM153 87H154V86H153ZM161 87L158 88L160 91L163 90V89H161ZM167 87L171 89V87H169L168 85H167ZM187 87H188V86H187ZM197 87H196V88H197ZM0 88H1V87H0ZM4 88H3V89H4ZM17 88H18V87H17ZM17 88H16V89H17ZM31 88H32V87H31ZM38 88H40V87H38ZM38 88L35 89V90H38ZM47 88H50V87L48 86ZM66 88H67V87H66ZM72 88H73V87H72ZM89 88H90V87H89ZM93 88H94V87H93ZM93 88H92V89H93ZM96 88H95V89H96ZM111 88H112V87H111ZM135 88H136V87H134V89H135ZM157 88H156V89H157ZM172 88H173V86H172ZM188 88H189V87H188ZM199 88H200V87H198V89H199ZM207 88H208V86H207ZM212 88H213V87H212ZM214 88H215V87H214ZM214 88H213V89H214ZM27 89H28V88H27ZM40 89H41V88H40ZM40 89H39V90H40ZM74 89H75V88H74ZM74 89H72V90H74ZM95 89H93V90H95ZM103 89L101 88V92H102V93H103V91H102ZM113 89H114V88H113ZM115 89H116V88H115ZM119 89H120V88H119ZM134 89H132V90H134ZM136 89H137V88H136ZM164 89H165V88H164ZM174 89H175V88H174ZM176 89L180 90V89L177 88V87H176ZM186 89H187V88H184V90H186ZM189 89H190V90H189ZM189 89H188L189 92L191 91L190 95H191V94L196 95L197 93H200V92L197 91L198 89H197V90L195 89V91H196L197 93H195V91H193V89H191V87H190ZM205 89H206V88H205ZM213 89H207V90H211V92L209 91V93L211 94L212 92H214ZM222 89H223V88H222ZM222 89H221V90H222ZM17 90H18V89H17ZM28 90H31V89H28ZM54 90H56V91L58 92V94H60L61 97H63V98L65 99V101H66V99H68V100L70 99V95L68 96V95L66 94L69 98H65V97H64V96H65V94H64L65 92L63 93V95H62V92H61V91L59 92V90H62V88L59 89V90H58V88H57V89H54ZM63 90H64V89H63ZM65 90H66V89H65ZM72 90H71V91H72ZM98 90H99V89H98ZM141 90H142V88H141ZM145 90H146V89H145ZM145 90H142V91H145ZM201 90H202V88L199 89V91H201ZM4 91H5V90H4ZM23 91H24V90H23ZM23 91L21 90V92H23ZM31 91H32V90H31ZM48 91H49V90L46 91L47 94H48V93H52V92H48ZM84 91L86 92V91H88V89L86 88V90H84ZM84 91H82V92H84ZM114 91H115V90H114ZM149 91H150V90H149ZM149 91H147V92H149ZM163 91L166 92L165 90H163ZM163 91H162V92H163ZM172 91H173V90H172ZM182 91H183V90H182ZM192 91H193L194 93H192ZM10 92H11V91H10ZM10 92H9V95H12V93L10 94ZM17 92H19V91H16V90H15V93H17ZM26 92H27V91H26ZM66 92H68V91H66ZM79 92H80V91H79ZM99 92H100V90H99ZM121 92L123 93L124 91L122 90V91H120V93H121ZM164 92H163V94H164ZM185 92H186V91H184V92H179V93H181V94L184 93V94L186 95V93H188V92H186V93H185ZM207 92H208V91H207ZM0 93L2 94V92H0ZM6 93H7V92H6ZM6 93H5V94H6ZM86 93H87V92H86ZM88 93H89V92H88ZM88 93H87V94H88ZM104 93H105V92H104ZM114 93L116 94V96L119 94V92L116 93V91H115ZM127 93H130V92L127 91ZM154 93H155V92H154ZM160 93H161V92H160ZM166 93H167V92H166ZM243 93H244V91H243ZM1 94H0V96L3 97V95H1ZM7 94H8V93H7ZM17 94L19 95L20 93H17ZM23 94H24V93H23ZM33 94H34V93L32 92V95H33ZM68 94H69V93H68ZM70 94H71V93H70ZM79 94H80V93H79ZM82 94H84V93H82ZM82 94H80V95H82ZM93 94H94V92H93ZM95 94H96V93H95ZM98 94H99V93H98ZM100 94H101V93H100ZM100 94H99V95H100ZM130 94H131V93H130ZM137 94H138V91H137L136 95H137ZM141 94H145V95H146L147 93L144 92V93H141ZM163 94H162V95H163ZM188 94H189V93H188ZM201 94H202V92H201ZM210 94H209V95H210ZM248 94H249V93L246 92V93H245V96L248 95ZM250 94H251V93H250ZM258 94H259V93H258ZM18 95L16 96V98L19 97V98H18L19 101H20L19 103H21V105H24V104H22V102H21V100H22V99H21V95H19V96H18ZM24 95H26V93H25ZM24 95H22V97H23ZM32 95H31V96H32ZM34 95H35V94H34ZM37 95H38V94H37ZM37 95H36V96H37ZM80 95H79V96H80ZM101 95L104 97V100L106 101V104L109 105V106L111 107L112 104H110V103L108 104V103H107L108 101L105 99L106 94H105V96H104V94H101ZM120 95H121V94H120ZM126 95H129V94H126ZM145 95L142 96V99H143V100H145V99L143 98V97H145ZM178 95L180 96V94H178ZM194 95H191L190 97L193 98V97H195ZM197 95H198V94H197ZM209 95H206V96H209ZM228 95H229V94H228ZM240 95H241V94H240ZM260 95H261V94H260ZM29 96H30V95H29ZM29 96H28V98H29ZM39 96L41 97V95H39ZM48 96H49V95H48ZM67 96H66V97H67ZM76 96H78V95H76ZM85 96H86V95H85ZM93 96H94V95H93ZM102 96H101V99H102ZM116 96H115L114 94H112V98H113V97H115V98H118V97H119V96H117V97H116ZM122 96H123V94H122ZM122 96H120V99L122 100V103H121V104H120V101L117 100V101L119 102V105H121V107L124 106V104H123V103H124V102H123L124 99L121 98ZM131 96H134V94H132ZM139 96H140V95H139ZM164 96H166V98H167V100H168V97H169V96H168L167 94L163 95V97H164ZM192 96H193V97H192ZM213 96H214V95H213ZM221 96H223V94H222ZM250 96H252V95H250ZM253 96H254V95H253ZM255 96H256V94H255ZM4 97H5V96H4ZM4 97H3V98H4ZM14 97H15V95H14ZM33 97H34V96H33ZM61 97H59V98H61ZM71 97H72V96H71ZM73 97H74V96H73ZM95 97H96V95L94 96V99H96ZM97 97H98V96H97ZM123 97H124V96H123ZM126 97H127V96H126ZM129 97H130V96H128L127 99H128ZM135 97H136V96H135ZM147 97H150L149 94L147 95ZM177 97H178V96H177ZM232 97H234V96H232ZM240 97H242V96H240ZM247 97H248V96H247ZM260 97H261V96H260ZM28 98H27V96H26V99H28ZM43 98H44V97H43ZM43 98H42V99H43ZM63 98H62V100H63ZM87 98H88V97H87ZM99 98H100V97H99ZM99 98H98V102H100V100H101V99L99 100ZM115 98H113V99H115ZM124 98H125V97H124ZM132 98H133L132 101H134L135 98H134V97H132ZM151 98H152V99H151ZM151 98H150V100H153V101H154L155 98L153 99V96H152V95H151ZM178 98H179V97H178ZM199 98L202 99L201 97H199ZM207 98H209V97H207ZM229 98H231V96H230ZM235 98H236V97H235ZM238 98H239V97H238ZM262 98H264V97H262ZM0 99H1V97H0ZM14 99H15V98H14ZM24 99H25V97H24ZM24 99H23V100H24ZM30 99H35V100H36V98H32V97L29 98V100H30ZM37 99H38V97H37ZM78 99H79V98H78ZM80 99H81V98H80ZM83 99H84V97H83ZM85 99H86V98H85ZM85 99H84V100H85ZM94 99H93V103H94ZM127 99H126L125 101H127ZM136 99H138V97H136ZM161 99H162V98H160V97L157 98V100H159V101H160ZM163 99L165 100V97H164ZM209 99H212V98H209ZM213 99H214V98H213ZM216 99H217V97L215 98V100H216ZM243 99H244V98H243ZM243 99H242V100H243ZM246 99L248 100V98H246ZM249 99H250V98H249ZM5 100H6V98H5ZM5 100H4V101H5ZM23 100H22V101H23ZM35 100H34V101H35ZM38 100H39V99H38ZM40 100H41V99H40ZM59 100H60V99H59ZM96 100H97V99H96ZM102 100H103V99H102ZM102 100H101V101H102ZM129 100H130V99H128V101H129ZM147 100H148V98H147ZM150 100H148V101H150ZM164 100H163V102H164ZM183 100H185V99H183ZM192 100H194V99H192ZM202 100H203V99H202ZM231 100L233 101V99H231ZM238 100H239V99H237V101H238ZM6 101H8V100H6ZM15 101H16V100H15ZM15 101L13 100V104H14ZM24 101H25V100H24ZM26 101H27L26 104H27V107H28V106H29V103H28L29 101H28V100H26ZM36 101H37V100H36ZM49 101H50V100H49ZM49 101H48V102H49ZM54 101H58V100H57V96H56V100H54ZM77 101H79V100H77ZM80 101H82V99H81ZM88 101H89V99H88ZM91 101H92V100H91ZM112 101H113V100H112ZM114 101H115V100H114ZM128 101H127V102H128ZM130 101H131V100H130ZM140 101H141V100H138L139 103L142 102V101H141V102H140ZM148 101H145V102L147 103ZM159 101H155V103L158 104V105H156V108H157V110H159L160 115H162L163 112H160V109H158V108H161V107H159V106H161V105L163 104V102H162V104H161V102H159ZM195 101H196V100H194V102H195ZM235 101H236V100H234V102H235ZM244 101H245V100H244ZM248 101H250V100H248ZM251 101H252V100H251ZM251 101H250V102H251ZM31 102H33V101H31ZM39 102H40V101H39ZM39 102H38V104L42 103V102H40V103H39ZM95 102H97V101H95ZM115 102H116V101H115ZM127 102H126V104L129 103L127 106H130V102H128V103H127ZM134 102H135V101H134ZM143 102H144V101H143ZM151 102H152V101H151ZM157 102H159V103H157ZM245 102H246V101H245ZM1 103H2V99H1ZM1 103H0V104H1ZM24 103H25V102H24ZM57 103H58V102H57ZM61 103H62V102H61ZM61 103H58V104L60 105ZM77 103H78V102H77ZM87 103H88V102H87ZM102 103H103V101L101 102V104H102ZM116 103H117V102H116ZM190 103H192L191 100H190ZM195 103H196V102H195ZM195 103H192V104H195ZM206 103H207V102H206ZM206 103H205V104H206ZM231 103H232V102H231ZM239 103H240V102H239ZM246 103H247V102H246ZM6 104H7V103L5 102L4 105H6ZM15 104H17V102H15ZM26 104H25V105H26ZM32 104H33V107H34V102H33V103H31V108H30V107H28V108H30V109H35V107L32 108ZM42 104H43V103H42ZM55 104H56V103H55ZM55 104H54V105H55ZM71 104H72V103H71ZM97 104H98V103H97ZM99 104H100V103H99ZM101 104H100V105H101ZM126 104H125V106H126ZM134 104H136V103H133V106H134ZM147 104H148V103H147ZM147 104H145V105H147ZM151 104H152V103H149L148 105L150 106ZM159 104H160V105H159ZM207 104H208V103H207ZM211 104H212V103L210 102V105H211ZM221 104H222V103H221ZM224 104L226 105V103H224ZM227 104H228V103H227ZM235 104L237 105L238 103L235 102ZM247 104H248V103H247ZM250 104L252 105V102H251ZM7 105H8V104H7ZM9 105H10V104H9ZM9 105H8V106H9ZM102 105H103V104H102ZM142 105H143V106H139V105L136 104V107H137V106H138V107H144V104H143V103H142ZM210 105L205 106V108H206V107L208 108V106H210ZM253 105H254V104H253ZM258 105H259V104H258ZM261 105H262V104H261ZM15 106H16V105L12 106L14 112H15V110L17 111V107L14 108ZM17 106H18V104H17ZM57 106H58V105H57ZM63 106H64V105H63ZM63 106L61 105V107H63ZM72 106H73V105H72ZM72 106H71V107H72ZM96 106H97V105H95V109H97ZM125 106H124V107H125ZM131 106H132V102H131ZM149 106H147V107L150 108ZM152 106H153V104H152ZM157 106H158V107H157ZM166 106H167V105H166ZM194 106H195V105H192V107H190L189 109H190V110L193 109ZM197 106H198V105H197ZM211 106H212V105H211ZM217 106H218V105H217ZM246 106H247V105H246ZM263 106H264V104H263ZM50 107H51V105H50ZM50 107L48 106V109H49V110H50ZM53 107H54V106H53ZM80 107H81V106H80ZM84 107L86 108V105H85ZM105 107H108V106H105ZM110 107H109V108H110ZM136 107H135V108H136ZM164 107H165V103H164ZM164 107H163V109H164ZM203 107H204V106H203ZM228 107H229V106H228ZM6 108H7V107H6ZM24 108H25V106H24ZM46 108H47V105H45V109H46ZM57 108H58V107H57ZM57 108H56V109H57ZM66 108H67V111H70L68 107H66ZM87 108H88V104H87ZM87 108H86V109H87ZM112 108H113V107H111L109 110H107V108H106V109L103 108V109H104V110H107V113H109L108 111L113 112L112 110H113L114 108H113V109H112ZM116 108H117V106H116ZM125 108H126V107H125ZM129 108H130V107H129ZM145 108H146V107H145ZM145 108H144V109H145ZM148 108H147L148 113L146 112V109H145V112H144L143 108H141V109L143 110L144 114H145V113H147V114L150 113L149 115H151L152 109L150 108V111H151V112H150ZM156 108H155L154 111L152 112V113H154L155 115H156V112H155ZM165 108L168 109L167 107H165ZM171 108H172V107H171ZM212 108H214V107L208 108L207 110L212 109ZM1 109H2V106H1ZM3 109H5V108L3 107ZM3 109H2V112L4 111ZM39 109H40V107H39ZM56 109H55V110H56ZM60 109H62V108H60ZM70 109H71V108H70ZM83 109H84V108H83ZM86 109H85V110H86ZM120 109H121V108H120ZM127 109H128V107H127ZM127 109H126V110H127ZM130 109H131V108H130ZM130 109H129V111H131V113H133V114H134V111H135L136 113H137L138 111H140L139 113H142L141 109L139 110V108H138V111H137V109L134 110L133 107H132V109L134 110L133 112H132V109H131V110H130ZM189 109H188L187 111L184 110V112H183V113L187 114L186 117H187L188 115H189V116H192V114H194V113H191L192 110L190 111ZM194 109H195V108H194ZM199 109H200V108H199ZM231 109H234V108L231 107ZM243 109H244V110H245V109H249V110H250V108H247V107H245V108H243ZM5 110H6V109H5ZM18 110H20V109H18ZM41 110H43V105H42V109H41ZM90 110H92V109H90ZM168 110H169V111H168L167 113L170 112V109H168ZM213 110H214V109H213ZM213 110H210V111L214 113ZM216 110H217V109H216ZM256 110H257V109H256ZM256 110H255V113H256ZM6 111H7V110H6ZM23 111H25V110H23ZM26 111H27V108H26ZM44 111H47V109L44 110ZM56 111H57V110H56ZM56 111H55V112H56ZM59 111H61V110H59ZM62 111H63V110H62ZM94 111H95V110H93V113H94ZM127 111H128V110H127ZM129 111H128L127 113H129ZM162 111H163V110H162ZM165 111H166V110H164V113H163V115H164V116H163V119H164L165 115H169V114L171 113V112H170L169 114H167V113L165 114ZM188 111H190V114L188 113ZM203 111H204V110H203ZM257 111H258V110H257ZM4 112H5V111H4ZM4 112H3V113H4ZM12 112H13V111H12ZM12 112H11V113H12ZM21 112H22V111H21ZM27 112H28V111H27ZM72 112H73V111H72ZM157 112H158V111H157ZM181 112H182V109H181ZM186 112H187V113H186ZM211 112H209V113H211ZM217 112H218V111H217ZM220 112H221V114H220V113H219V114H220L221 116H222V115H225V113H224L222 110H220ZM222 112H223V114H222ZM231 112H232V111H231ZM241 112H242V111L240 110V113H239V114H243V113H241ZM253 112H254V111H253ZM258 112H259V111H258ZM258 112H257V113H258ZM261 112H262V111H261ZM6 113H7V112H6ZM18 113H19V112L17 111V114H18ZM28 113H29V112H28ZM42 113H43V112H42ZM50 113H51V112H50ZM59 113H60V112H59ZM62 113H63V112H62ZM69 113H70V112H69ZM69 113H68V114H69ZM74 113H75V114H74ZM74 113H73V114L76 115V113H79V112H78V111H77V112L75 111ZM90 113H91V111H90ZM90 113H89V114H90ZM95 113H96V112H95ZM99 113H100V112H99ZM107 113H106V114H107ZM114 113H116V112H114ZM131 113H129V115H132V116H133V114H131ZM136 113L134 114V116L137 115V114L139 115V113H137V114H136ZM159 113H158V115H159ZM183 113H179V114H177V116L179 115L178 117L180 118V115L182 116ZM199 113H200V111H199ZM199 113H198V115H199ZM201 113H204V114L206 113V114H207L208 111L205 110L204 112H202V110H201ZM236 113H238V112L235 111V115H236ZM244 113H245V114H244V116H245V115H246V112H244ZM247 113H248V112H247ZM0 114H1V113H0ZM8 114H9V112L6 114L7 117H6L5 115H3V116H5V119L8 118V117H10V116H9L10 114H9V115H8ZM17 114H16V116H17ZM29 114H30V113H29ZM43 114H44V113H43ZM73 114H71V115H73ZM91 114H92V113H91ZM154 114H153V116H149V115H148L149 118L152 119V120H153V119L155 120V118H153V117L155 116ZM185 114H184V115H185ZM214 114L216 115V113H214ZM219 114H217V115H219ZM248 114H249V113H248ZM248 114H247V115H248ZM250 114H251V111H250ZM250 114H249L248 116H250L251 121H254V119L252 120V117H251L252 114H251V115H250ZM14 115H15V114H14ZM14 115H13V117H14ZM21 115H22V114H21ZM65 115H66V114H65ZM74 115H73V116H74ZM109 115H111V113H110ZM109 115H108V116H109ZM123 115H124V114H121V116H123ZM126 115H127V114H126ZM126 115H125V116H126ZM129 115H127V116H129ZM138 115H137V116H138ZM141 115L143 116V114H141ZM141 115H140V116H141ZM196 115H197V114H196ZM196 115H195V117H196ZM220 115H219V116H220ZM227 115H228V114H227ZM18 116H19V115H18ZM22 116H23V115H22ZM25 116H27V115H25ZM25 116H24V117H25ZM56 116L58 117V115H56ZM60 116H61V114H60ZM93 116H95V114H94ZM106 116H107V115H106ZM125 116H123L122 118H125ZM142 116H141V117H142ZM201 116H204V115H201ZM221 116H220V119L222 120ZM252 116H253V115H252ZM254 116H255V114H254ZM256 116H258V115H256ZM19 117H20V116H19ZM24 117H22V118H24ZM28 117L31 118V116H28ZM28 117H26V119H28ZM48 117H49V116H48ZM50 117H51V116H50ZM52 117H53V116H52ZM86 117H88V116H86ZM90 117L92 118V116H90ZM143 117H144V116H143ZM143 117H142V118H143ZM151 117H152V118H151ZM157 117H159V116H157ZM178 117H177V119H176V117H174L173 119H174V120L176 119L175 121L177 122L178 120H180ZM182 117H183V116H182ZM186 117H183V118L186 119V120H188L189 118L187 117V118H188V119H187ZM199 117H200V116H199ZM205 117H206V116H204V118H205ZM207 117H208V115H207ZM224 117L227 118L228 116L225 115ZM224 117H223V119H226V118H224ZM258 117H259V116H258ZM258 117H257V119H258ZM0 118H1V115H0ZM3 118H4V117H3ZM3 118H1V120H5V119H3ZM17 118H18V117H17ZM17 118H16V120H17ZM42 118H43V117H42ZM59 118H60V117H59ZM71 118H72V117H71ZM75 118L79 119V116H78V117L75 116ZM130 118H131V117H129V119H130ZM132 118H133V117H132ZM137 118H138V120H139L140 117H137ZM142 118H141V119H142ZM145 118H147V119L149 120L148 117H145ZM145 118H143L142 121H145V120H144ZM191 118H192V117H190V119H191ZM208 118H209V117H208ZM208 118L205 119V120L208 121ZM239 118H240V117H239ZM245 118H246V117H245ZM19 119H20V118H18V120H19ZM26 119H25V118L22 119V122H24V124H25ZM68 119H69V118H68ZM98 119H99V118H98ZM113 119H114V118H113ZM134 119H135V118H134ZM134 119H133V120H134ZM158 119H159V118H158ZM163 119L161 118V119H159V120H160V121H163ZM167 119H168V118H167ZM192 119H193V118H192ZM213 119H214V118H213ZM213 119H212V120H213ZM248 119H249V118H248ZM248 119H247V120H248ZM257 119H256V121H255L256 123H257V121H258ZM262 119H263V117H262ZM8 120H9V118H8ZM18 120H17L16 124H18ZM23 120H24V121H23ZM28 120H29V119H28ZM28 120H27V121H28ZM42 120H43V119H42ZM44 120H45V119H44ZM57 120H58V119H57ZM64 120H65V119H64ZM72 120H74V119H72ZM86 120H87V119H86ZM89 120H91V119H89ZM89 120H88V121H89ZM94 120H95V119H94ZM125 120H126V118H125ZM127 120H128V119H127ZM131 120H132V119H131ZM135 120H136V119H135ZM152 120H150V121H152ZM154 120H153V121H154ZM156 120H157V119H156ZM156 120H155V122L153 123V126H155V125H156V126H159L160 123H158V122H160V121H156ZM168 120H169V119H168ZM181 120H182V122H183V119H182V118H181ZM202 120H203V119H202ZM205 120H204V121H205ZM6 121H7V120H6ZM6 121H5V122H6ZM12 121H13V120H12ZM12 121H11V119H10V122H11V123H12ZM88 121H86V122H88ZM98 121H99L100 123L103 122V121L106 122V120L101 121V119H100V120H97V122H98ZM153 121H152V122H153ZM171 121H172V120H171ZM171 121H170V123H172ZM191 121H192V120H191ZM225 121L227 122L228 119L225 120ZM235 121H236V120H234V122H235ZM237 121H238V120H237ZM251 121L248 120V123L250 122L248 125H251ZM260 121H261V118H260ZM0 122H1V121H0ZM13 122H15V120H14ZM22 122H21V119H20V120H19V124L22 123ZM29 122H31V120H30ZM29 122H28V123H29ZM45 122H46V121H45ZM72 122H73V121H71L70 123H72ZM86 122H84L85 125L87 124ZM93 122H94V121H93ZM99 122H98V123H99ZM138 122H139V121H138ZM152 122H151V123H152ZM182 122L180 121V123H182ZM184 122H185V121H184ZM184 122H183V123H184ZM230 122L232 123L233 121L230 120ZM255 122H253V123H255ZM2 123H3V121H2ZM6 123H8V122H6ZM28 123L25 124V125H26V126H25V129H26V128L28 129V127H27V125H29ZM57 123H58V122H57ZM59 123H60V122H59ZM63 123H64V122H63ZM103 123H104V122H103ZM107 123H108V122H107ZM143 123H144V122H143ZM146 123H147V122H146ZM155 123H156V124H155ZM157 123H158V124H157ZM164 123H165V122H164ZM170 123L168 122V124H170ZM183 123H182V124H183ZM187 123L189 124L190 122H187ZM208 123H210V122H208ZM222 123H223V124H221V126L225 124V123L223 122V120H222ZM228 123H229V122H228ZM228 123H227V124H228ZM262 123H264V119H263ZM262 123H261V124H262ZM3 124H4V123H3ZM12 124H13V123H12ZM16 124L14 123V126H16ZM24 124H23L22 126H24ZM72 124H73V123H72ZM76 124H78V122H77ZM90 124H91V123H90ZM90 124H89V125H90ZM105 124H106V123H105ZM147 124H149V123H147ZM147 124H146V125H147ZM161 124H162V123H161ZM173 124H174V123H173ZM219 124H220V123H219ZM227 124H226V125H227ZM232 124H235V123H232ZM236 124H237V123H236ZM257 124H258V127H256L255 130L258 131L257 134H259V130H257V128H259V126H260V125H259L260 122H258ZM0 125H2V124H0ZM4 125H5V124H4ZM4 125H3V126H4ZM33 125H34V124H33ZM37 125H38V124H37ZM66 125H68V123H66ZM79 125H80V124H79ZM132 125H135V126H136V124H132ZM163 125H164V124H163ZM177 125H179V124H177ZM184 125H185V124H184ZM202 125H203V124H202ZM204 125H207V124L205 123ZM209 125L212 126V123L209 124ZM214 125H215V124H214ZM214 125H213V127H214L215 129L218 130L219 125H217V126H218L217 128H216ZM3 126H2V128H4ZM7 126H8V125H7ZM29 126H30V125H29ZM54 126H55V125H54ZM56 126H60V125L57 124ZM63 126H64V125H63ZM70 126H71V125H70ZM70 126H69V128H68V127H67V128H68V130H70L71 133H72V130L70 129V128H72V126H71V127H70ZM94 126H95V125H94ZM96 126H97V125H96ZM101 126H102V123H101ZM103 126H105V125L103 124ZM151 126H152V124H151ZM230 126L232 127L231 124H230ZM18 127H19V126H18ZM18 127H17V128H18ZM43 127H44V126H43ZM76 127H78V126H76ZM79 127H80V126H79ZM83 127H84V126H83ZM106 127H107V124H106L105 128H106ZM137 127H139V125H137ZM164 127H165L164 129H163L162 127H160V128L163 129V132L165 131L164 134L167 133V137H164V139L166 138V140L169 142V145H170V143H171L172 140H173V142L176 141L175 138H174V137L176 136V134H173L174 130H173V132L171 131V129L168 130V131H170V132H168V131L166 130L167 127H168V125H167V127H166V124H165ZM206 127H210V126H206ZM206 127H205V128H206ZM233 127H234L233 129L235 130V127H237V126H234V125H233ZM247 127H248V126H247ZM260 127H262V125H261ZM2 128H0V130H1ZM17 128H16V129H17ZM22 128H23V127H22ZM34 128H35V126H34ZM67 128H66V129H67ZM74 128H75V126H74ZM86 128H87V127H86ZM90 128H91V127H90ZM92 128H93V127H92ZM112 128H113V127H112ZM239 128H240V126L237 128V130H238ZM16 129H15V130H16ZM19 129H20V128H19ZM19 129H17V132H20ZM30 129L33 130L32 128H30ZM30 129H29V130H30ZM61 129H62V128H61ZM99 129H101V128H99ZM99 129H98V130H99ZM107 129H108V128H107ZM113 129H115V128H113ZM168 129H169V127H168ZM172 129H173V128H172ZM203 129H204V128H203ZM219 129H220V127H219ZM247 129H248V128H247ZM251 129H253L252 131H254V128H253V127H251L250 130H251ZM262 129H264V127H262ZM7 130H8V129H7ZM7 130H6V131H7ZM23 130H24V128H23ZM29 130H27V131H29ZM31 130L29 131V133L32 132ZM35 130H36V129H35ZM35 130H34V131H35ZM38 130H39V129H38ZM42 130H43V129H42ZM54 130H55V128H54ZM73 130H74V129H73ZM85 130H87V129H85ZM85 130H84V131H85ZM95 130H96V129H95ZM108 130H109V129H108ZM129 130H130V129H129ZM145 130H146V129H145ZM153 130H155V129H153ZM209 130H210V129H209ZM234 130H232V131H234ZM1 131H2V130H1ZM3 131H4V130H3ZM6 131H5V133H6ZM70 131H68V132L70 133ZM79 131H80V130H79ZM84 131H83L84 134L87 133V131H86V132H84ZM91 131H93V130H91ZM91 131H90V133H91ZM156 131H157V130H155L154 132H156ZM204 131H205V130H204ZM235 131H236V130H235ZM239 131H241L240 134L243 133V129H239ZM261 131H263V130H261ZM7 132H8V131H7ZM45 132H46V131H45ZM60 132H61V131H60ZM64 132H65V131H64ZM88 132H89V130H88ZM110 132H111V131H110ZM113 132H115V131L113 130L112 133H113ZM148 132H149V131H148ZM150 132H151V131H150ZM181 132H182V133H180L179 136H184V135L187 134V133H190V134H191V135H190V141L187 140V143H189V147H188V148H185V147H186V143H184V142H185L184 140L187 139V138H185V139L183 140V143L181 142L182 145L180 144L182 147H181L180 145H178V146H180V147H179L180 149L183 148V151H182V150H179L178 146H177V147L175 146L174 150H176V148H177V150H179L180 152L177 151V150L175 151V153H173L174 151H170L171 153L174 154V159H175V160L173 159L172 161H174V162H175V161H176V162L179 161V162H180V160H181V162H180L181 164H180V163H178V164L175 163V164H176V165H180V167H182V166L184 165V163L188 160L187 162H190V163H186L187 165H186V164H185V165L187 166V168L193 166V167H192V169H193V168L195 167V168L197 169V171L195 172V174L198 176V175H199L198 172H200V171H198V167H199V169L201 170V166H199L198 163H199V164L201 163V161H202V157H204V156L201 155V157H200V154H199V155H198L199 157H198V156H197V157L199 158L200 161H199V160H194V161H195V162H194L195 164L193 163V161L191 162L192 159H191L190 161H189V159H187V160L184 161V159L186 158V157H185L186 154H188V158H189V153H188V152H189L190 150L193 149L192 152H191V151H190V152L193 153V154L196 153V152L194 151V149L197 150V148H198L197 146H198V145H197V146H194V147H195V148H194L192 144L190 145V143H192V140H195V139L198 137V133H196V135H193V134H192V131H191L190 129L182 130ZM230 132H231V130H230ZM230 132H229V136L231 135ZM1 133H2V132H0V135H1ZM14 133H16V132H14ZM14 133H13V134H14ZM20 133H22V131H21ZM35 133H36V132H35ZM56 133H57V132H56ZM61 133H62V132H61ZM69 133H68V134H69ZM127 133L129 134V131H128ZM138 133H139V132H138ZM156 133H157V132H156ZM170 133H172L173 135H171ZM233 133H234V136H237V135L235 134V132H233ZM249 133H251V131H250ZM260 133H261V132H260ZM16 134H18V133H16ZM16 134H15V135H16ZM27 134H28V132L26 133V135H27ZM37 134H38V133H37ZM75 134H76V132H75ZM92 134H93V133H92ZM103 134H105L104 131H103ZM110 134H111V133H110ZM113 134H114V133H113ZM113 134H112V135H113ZM136 134H137V132H136ZM160 134H161V133H160ZM213 134H215V132H213ZM2 135H3V133H2ZM23 135H24V133H23ZM26 135H25V139H28V138H26ZM30 135H33V133H30ZM30 135H28V136H30ZM39 135H40V134H39ZM39 135H38V136H39ZM44 135H45V133H44ZM69 135H70V134H69ZM86 135L88 136L89 134L87 133V134H85V135H83V136H86ZM112 135H111V136H112ZM201 135H202L203 137H205V135H204L203 133H202ZM238 135H239V134H238ZM242 135H243V134H242ZM252 135H256L255 132H254ZM259 135L262 136V135H264V134H259ZM259 135H258V136H259ZM3 136H5V135H3ZM3 136H1V138H2ZM6 136H7V134H6ZM6 136H5V137H6ZM34 136L37 137L36 135H33V137H34ZM71 136L73 137V136H74V133H73V135H71ZM80 136H81V135H80ZM87 136H86V137H87ZM107 136H108V133H107ZM107 136H105V137H107ZM120 136H121V135H120ZM120 136H118V137H120ZM127 136H128V135H127ZM137 136H138V135H137ZM140 136L143 137V134L140 135ZM155 136H156V135H155ZM159 136H161V135H159ZM261 136H260L259 138L255 137V136H254V137L257 138V140H258V139H261V140L263 141V139L261 138ZM5 137H3L2 139L4 140ZM12 137H14V136L12 135ZM21 137H24V136H21ZM21 137H20V138H21ZM76 137H77V136L75 135L74 138L76 139ZM90 137H91V136H90ZM103 137H104V135H103ZM114 137H115V136H114ZM114 137H113V138H114ZM142 137H141V138H142ZM151 137H152V136H151ZM157 137H158V135L156 136V138H157ZM161 137H162V136H161ZM176 137H177V136H176ZM186 137H187V136H186ZM249 137H251V135H248V138H249ZM10 138H11V137H10ZM29 138H30V137H29ZM82 138L84 139V137H80V140H81V141H83ZM95 138H97V140L95 139V141L93 140V141H90V142H93V143H94V142L98 141V137H95ZM110 138H111V137H110ZM131 138H132V137H131ZM137 138H138V137H137ZM141 138H140L139 140H141ZM144 138H145V137H144ZM183 138H184V137H183ZM211 138H212V137H211ZM211 138L208 139L209 142H208V141L205 142V143H207V145H205L204 147H205V149H207V150H204V148H203V152H205V153L207 154V155L205 154V157L203 158V160H204L205 163H206L207 159H209L208 157H210V155H215L216 157H218V156L220 155V154L217 155V154H218V151H217V153L215 152L216 148L213 150V149H212L213 147H212L211 149H212L213 151H212V150H208V149H210V148H207V146H209V144H210V142H211ZM234 138H236V137H233L232 139L229 138V139H230L229 141L233 140V142H232V145H231V142L228 143V145H229L228 148H229L230 146H232V148L235 149V148L233 147V145H234L233 143H235V147L237 146L236 144L239 143V142L237 143V139L239 140V137L237 136V139H236L235 141H234ZM242 138H243V137H242ZM244 138H245V137H244ZM263 138H264V137H263ZM2 139H1L0 141H2ZM7 139H8V137H7ZM7 139H6V141H7ZM12 139H13V138H12ZM17 139H18V138H17ZM25 139H23V140H25ZM30 139H31V138H30ZM36 139H37V138H36ZM40 139H41V138H40ZM42 139H43V138H42ZM45 139H46V138H45ZM86 139H88V138H86ZM107 139H108V137H107ZM127 139H128V141H130V140H129V137H127ZM214 139H215V137H214ZM217 139H218V138H217ZM19 140H21V139H19ZM19 140H18V144L20 143ZM23 140H22V141H23ZM32 140H33V139H32ZM37 140H38V139H37ZM80 140H79V141H80ZM88 140H89V139H88ZM113 140H114V139H113ZM113 140H112V141H113ZM132 140H133V139H132ZM143 140H144V139H143ZM157 140H159V139H157ZM212 140H213V139H212ZM219 140H220V139H219ZM246 140H247V139L245 138V142H246ZM250 140H251V139H250ZM261 140H260V141H261ZM6 141H5V142H6ZM35 141H36V140H35ZM106 141H107V140H106ZM110 141H111V140H110ZM117 141H118V139H117ZM117 141H116V142H117ZM128 141H125V142H126L127 144H129ZM134 141H135V140H134ZM134 141H133V142H134ZM146 141H148V140H146ZM223 141H224V140H223ZM260 141H259V142H260ZM26 142H27V141H26ZM39 142L41 143V145H42V142L44 143V141H39ZM47 142H51V141L48 140V141H46V143H47ZM90 142H89V143H90ZM108 142H109V141H107V143H108ZM116 142L114 141V145H115ZM125 142H123V143L125 144ZM130 142H131V141H130ZM137 142H138V141H137ZM150 142H152L153 144L155 143V145L158 144V141H155V142H154L153 140H150V141H148V145H149ZM156 142H157V144H156ZM195 142H196V141H195ZM195 142H194V145H195ZM243 142H244V140L242 141V143H243ZM259 142H257V144H258ZM1 143H3V141H2ZM29 143H30V144H29ZM37 143H38V142H35V145H33V146H37V145L39 144V143H38V144H37ZM54 143H55V141H54ZM54 143L52 144L53 146H52L51 144H50V145H49V144H47V145L45 144V145H46V146L49 145L48 148H49L50 151H51V150H53V147L55 146ZM80 143H81V145H82L81 147H83V144H84V143H83V142H80ZM80 143H79V144H80ZM82 143H83V144H82ZM93 143H92V144H93ZM139 143H140V141H139ZM208 143H209V144H208ZM221 143L227 144L226 142H221ZM260 143H261V142H260ZM262 143H263V142H262ZM26 144H27V143H26ZM26 144H25V145H26ZM28 144L31 145V144H32V141L30 140V141L28 142ZM90 144H91V143H90ZM97 144H98V143H97ZM108 144H109V143H108ZM112 144H113V143H112ZM116 144H117V143H116ZM124 144H123V145H124ZM127 144L124 145L125 148H127V147H126ZM134 144H135V142H134ZM137 144H138V143H137ZM153 144H152V145H153ZM167 144H168V143H167ZM196 144H197V143H196ZM246 144H247V143H246ZM250 144H251V143H250ZM7 145H8V147L10 146L9 144H7ZM106 145H107V144H106ZM110 145H111V143H110ZM110 145H109V146H110ZM114 145H113V147H114ZM135 145H136V144H135ZM152 145H151V146H152ZM160 145H161V144H160ZM210 145L212 146V142H211ZM12 146H13V145H12ZM31 146H32V145H31ZM33 146H32V147H33ZM50 146H51V147H50ZM56 146H57V145H56ZM56 146L54 147L55 149L58 148V147L56 148ZM92 146H95V145H92ZM92 146L90 145L91 148H92ZM121 146H122V145H121ZM136 146H137V145H136ZM153 146H154V145H153ZM241 146H242V145H241ZM241 146H240V147H241ZM251 146H252V144H251ZM6 147H7V146H6ZM6 147H5V148H6ZM8 147H7V148H8ZM10 147H11V146H10ZM113 147H112V149H113ZM156 147H157V148H156ZM161 147H162V146H161ZM169 147H170V146H169ZM190 147H191V149L189 150ZM192 147H193V148H192ZM196 147H197V148H196ZM222 147H224V148L226 149V150H224V151H228L227 148H226L227 146L223 145ZM243 147L246 148V145H245V146L243 145ZM243 147H242V149H244ZM259 147H260V144H259ZM7 148H6V149H7ZM29 148H30V147H29ZM29 148H28V150H29ZM33 148H35V147H33ZM37 148H38L39 150H38ZM83 148H85V147H83ZM91 148H90V149H91ZM98 148H99V147H98ZM104 148L106 149V146H105ZM122 148H123V147H122ZM122 148H121V149H122ZM128 148H130V145H129ZM128 148H127V149H128ZM147 148H149V147H147ZM147 148H146V149H147ZM151 148H152V149H155L154 151H155V155H156V153L158 152V151L156 152V150H158V146L150 147V149H151ZM159 148H160V146H159ZM230 148H231V147H230ZM238 148H239V147H238ZM8 149H9V148H8ZM36 149H37V150H36ZM36 149H35V153H36V151H39V152L41 153V151H40L41 146H40V148H39V146H37ZM46 149H47V148H46ZM55 149H54V150H55ZM77 149H78V148H77ZM77 149H76L75 151H78ZM121 149H118V151H121ZM146 149H145V150H146ZM150 149H147V151H150V153L152 154L154 151L151 152ZM184 149H186V151H187V150H189V151H187V153L185 154L186 151H185ZM200 149H201V147H200ZM220 149H221V148H220ZM222 149H223V148H222ZM222 149H221V150H222ZM255 149H257V148H255V147L252 148V151L254 150V153H253V154L256 153ZM3 150H4V151H3V154L5 153L4 155L6 156L7 153L5 152V149H3ZM17 150H19V149H17ZM23 150H24V149H21V151H23ZM43 150H44V147H43ZM47 150H48V149H47ZM58 150H59V149H58ZM58 150H57V151H58ZM87 150H88V149H87ZM107 150H108V149H106L105 151H107ZM221 150H220V151H221ZM240 150H241V148H240ZM1 151H2V150H1ZM6 151H7V150H6ZM25 151H26V149H25ZM50 151H48V153H49ZM57 151L55 150V152H57ZM90 151H91V150H90ZM96 151H97V150H96ZM96 151H95V152H96ZM110 151H113V150H110ZM123 151H125V150H123ZM123 151H122V152H123ZM181 151H182V152H181ZM184 151H185V152H184ZM193 151H194V152H193ZM198 151H199V148H198ZM200 151H201V150H200ZM207 151H208V153L212 151V152H211L212 154L209 153V154H210V155H209V154L207 153ZM237 151H238V149H237ZM237 151H236V152H237ZM241 151H244V150H241ZM247 151L249 152V153H247V154H250V150H248V148H247ZM7 152H8V151H7ZM15 152H16V150H15ZM23 152H24V151H23ZM23 152H21V154H22ZM28 152H29V151H28ZM43 152H44V151H43ZM55 152H54V153H55ZM65 152H67V151L65 150ZM65 152H64V153H65ZM70 152H72V150H71ZM73 152H74V151H73ZM73 152H72V153H73ZM83 152H84V149H83ZM85 152H86V151H85ZM92 152H94V151L92 150ZM98 152H99V150H98ZM100 152H101V151H100ZM107 152H108V151H107ZM126 152H128V151H126ZM214 152H215L216 154H215ZM238 152H239V151H238ZM30 153H31V149H30ZM30 153H29V154H30ZM78 153H79V151H78ZM78 153H77V154H78ZM119 153H120V152H117L116 157H119V156L121 155V154L119 155ZM130 153H131V152H130ZM171 153H170V154H171ZM198 153H199V152H198ZM198 153H197V154H198ZM201 153H202V152H201ZM219 153H220V152H219ZM228 153H229V152H228ZM234 153H235V152H234ZM234 153H233V154H234ZM242 153L246 154V151H244V152H242ZM11 154H12V155L9 154L10 156H8L7 159L12 158L13 153L11 152ZM17 154H19L18 151H17ZM29 154H28V155H29ZM32 154H33V153H32ZM43 154H45V152H44ZM49 154L52 155L53 153L50 152ZM49 154H48V155H49ZM58 154H60V153H59V152L56 153V156H57V157H59ZM62 154H63V153H62ZM62 154H61V156H64V155H66L67 153H66V154H63V155H62ZM74 154H75V152H74ZM74 154H72L73 158H71V156H70V162L72 161L71 159H74V156H77V155H74ZM82 154H83V153H82ZM88 154H89V153H88ZM92 154H93V153H92ZM107 154H108V153H107ZM123 154H124V153H123ZM125 154L127 155V153H125ZM136 154L139 155V156H138L139 158H142L141 153H140V154H139V153H136ZM151 154H150V156L153 155V154H152V155H151ZM157 154H158V153H157ZM160 154H161V152H160ZM160 154H159V157H160ZM163 154H164V152H163ZM183 154H184V155H183ZM193 154H191V158H192V155H193ZM203 154H204V153H203ZM223 154L226 155L227 152H226V154H225V152H224ZM231 154H232V153H231ZM235 154H236V153H235ZM22 155H23V154H22ZM46 155H47V154H46ZM78 155H79V154H78ZM112 155H114V154L111 152V156H112ZM117 155H119V156H117ZM128 155H129V154H128ZM128 155H127V158L129 157ZM137 155H136V156H137ZM144 155L146 156V158H147V156L150 157V156H149V152H148L147 154H144ZM255 155H256V154H255ZM18 156H20V155H18ZM26 156H27V155H26ZM67 156H68V155H67ZM67 156H66V158H67ZM79 156H80V155H79ZM84 156H85V155H84ZM86 156H87V155H86ZM93 156H94V155H93ZM96 156L99 157V155H96ZM124 156H125V155H123V157H124ZM136 156H135V157H136ZM140 156H141V157H140ZM145 156H143V158H144ZM164 156H165V158H167L166 155H164ZM164 156H163V157H164ZM170 156L173 157L172 154H171ZM193 156H195V155H193ZM206 156H207V157H206ZM215 156H213V158H214ZM227 156H228V154H227ZM229 156H230V155H229ZM232 156H233V155H232ZM245 156H246V155H245ZM14 157H15V155H14ZM14 157H13V159H14ZM29 157H32V158H33L34 156H31V154H30ZM54 157H55V155H54ZM90 157H92V156H91V152H90ZM90 157H88L89 160H90ZM98 157H97V158H98ZM109 157H110V156H109ZM133 157H134V156H133ZM181 157H182V158L184 157V158H183V159H180ZM195 157H196V156H195ZM216 157H215V158H216ZM220 157H221V156H220ZM233 157H234L235 160H236V155H234ZM242 157H243V154H242ZM248 157L250 158V156L248 155V156L246 157V158H247V162H249V161H248V159H249ZM255 157H256V156H255ZM17 158H18V157H17ZM17 158H16V159H17ZM27 158H28V156H27ZM32 158H31V159H32ZM46 158H48V157H46ZM76 158H77V157H76ZM112 158H113V157H112ZM112 158H111V159H112ZM127 158L125 157V158H122V159H127ZM161 158H162V157H160V159H161ZM193 158H194V157H193ZM198 158H197V159H198ZM200 158H201V159H200ZM215 158L212 159V156H211L209 160H211V159H212L211 161H214V160H215L216 163H217V159H218L219 157H218L217 159H215ZM224 158H225V156L223 157V159H224ZM226 158H228V157H226ZM230 158H231V157H230ZM13 159H11L12 162H13ZM31 159L29 158L28 160H31ZM62 159H65V158L62 157ZM62 159H61V160H62ZM148 159H150V158H148ZM162 159H163V158H162ZM243 159H244V158H243ZM243 159H241V161H242ZM250 159H251V158H250ZM252 159H256V158H252ZM252 159H251V161H252ZM18 160H19V159H18ZM20 160H21V158H20ZM28 160H27V161H28ZM66 160H67V162H68V158L65 159V161H66ZM74 160H75V159H74ZM91 160H93V159H91ZM101 160H103V159L101 158ZM182 160H183V161H182ZM218 160L220 161L221 159H218ZM235 160L233 159L232 161H235ZM4 161H5V160H4ZM27 161H25V164H24L23 166H26V165H27V164H26ZM77 161H78V159H77L76 162H75L76 164H77ZM94 161H97V160L95 159ZM112 161H113V159H112ZM122 161H123V160H122ZM122 161H121V162H122ZM132 161H133V158H132V160H130L129 162H132ZM152 161H153V160H150V161H149V164L151 165V166H150V172H151V170H153L152 173H154V171H156V172L158 171V173H156L157 176H158V175L161 176V174H159V171H161V169L163 168V165H164V166H167V164H168L169 162L167 163V160H166V163H167V164L165 163V164L161 165L162 162H161V164H156V163L159 161V160H157V162L155 163V165H160V166H162V167H161V169H160V166H159V169H160V170L157 169V168H156V170H154L155 168H152V169H151V167H154V166H152V163H151ZM170 161H171V160H170ZM224 161H225V159H224ZM255 161H256V160H255ZM255 161H253V163H254ZM6 162H7V161H6ZM6 162H5V163H6ZM12 162H10V159H9V163H10L11 165H12ZM17 162H18V161H17ZM21 162H22V161H21ZM61 162H62V161H61ZM70 162H69V163H70ZM129 162H128V163H129ZM136 162H138V161H136ZM136 162H135V163H136ZM144 162H145V161H144ZM153 162H154V161H153ZM159 162H160V161H159ZM183 162H184V163H183ZM196 162H197V163H196ZM222 162H223V161L221 160V163H222ZM226 162H227V161H226ZM245 162H246V161H245ZM0 163H1V161H0ZM2 163H3V161H2ZM56 163H58V162H56ZM62 163H63V162H62ZM128 163H127V165H131V163H130V164H128ZM140 163H142V162L140 161ZM140 163H139V164H140ZM192 163H193L194 165H193ZM209 163H210V161L207 162V164H209ZM219 163H220V162H219ZM235 163H236V165H238V164H237V163H238L237 161L234 162V164H235ZM240 163H241V162H240ZM253 163H252V164H253ZM10 164H7V168H8V166H9ZM14 164H15V162H14ZM32 164H33V161L31 160V165H32ZM58 164H59V163H58ZM58 164H57V165H58ZM72 164H73V161H72ZM90 164H91V162H90ZM92 164L95 166V164L93 163V161H92ZM92 164H91V165H92ZM125 164H126V163H125ZM145 164H146V163H145ZM145 164H143V165H145ZM149 164H148V165H149ZM188 164H189V165L191 164L192 166H189ZM11 165H10V166H11ZM16 165H17V167H18V165H20V162H18V164L16 163ZM34 165H35V164H34ZM34 165H33V166H34ZM51 165H52V164H51ZM60 165H61V164H60ZM97 165L99 166L98 169H99V172H100V170H102V166L100 165V163H98ZM140 165H141V164H140ZM143 165H142V166H143ZM153 165H154V164H153ZM181 165H182V166H181ZM241 165H242V164H241ZM243 165H246V164H243ZM243 165H242V166H243ZM248 165H249V164H248ZM2 166H4V164H3ZM10 166H9V167H10ZM13 166H14V165H13ZM28 166H29V165H28ZM28 166H26V167H28ZM52 166H53V165H52ZM54 166H55V165H54ZM63 166H64V165H62L61 167H63ZM78 166H79V165H77V167H78ZM98 166H97V167H98ZM100 166H101V169H100ZM186 166H185V167H186ZM208 166H210V165H208ZM212 166H213V165H212ZM238 166H239V165H238ZM238 166H236V167H238ZM253 166H254V164H253ZM30 167H32V166H30ZM34 167H36V166H34ZM61 167H60V169H61ZM68 167H69V166H68ZM71 167H72V166H71ZM111 167H112V165H111ZM127 167H128V166H127ZM136 167H137V166H136ZM136 167H135V165H134V166H133V170H134ZM155 167H158V166H155ZM239 167H240V166H239ZM239 167H238V169H240ZM245 167H246V166H245ZM19 168L21 169L20 166H19ZM19 168H18V169H19ZM41 168H43V167H41ZM47 168H49V167H47ZM47 168L45 167V168H44V171H41L40 175H41L43 172H46V171H48V170L52 172V169L50 170V168H49V169L47 170ZM65 168H66V166H65ZM78 168H80V167H78ZM82 168H83V167H82ZM85 168H87V166H86ZM128 168H129V167H128ZM195 168H194V169H195ZM8 169H9V168H8ZM11 169H13V168H11ZM14 169H16V166L14 167ZM34 169L36 170V168H34ZM34 169H33V167L29 169V170H32V171H33L32 174L34 173ZM60 169H59V171H60ZM63 169H64V167H63ZM67 169H68V168H67ZM73 169H75V168H72V170H73ZM104 169H105V168H104ZM107 169H108V168H107ZM107 169H105V171H106ZM130 169H131V168H130ZM137 169L139 170V167L136 168L135 171H136ZM179 169H180V168H179ZM192 169L190 168V171H192ZM236 169H237V168H236ZM236 169H235V167L233 168L234 171H235ZM238 169H237V170H238ZM262 169H263V168H262ZM9 170H10V169H9ZM21 170H23V171L26 170V171H27V169H25V168H24V169H21ZM21 170H20L19 172H21ZM45 170H46V171H45ZM54 170H55V171H58V169H56V168H54ZM69 170L71 171L70 167H69ZM69 170H68V171H69ZM91 170H92V169H91ZM91 170H90V171H91ZM184 170H185V169H184ZM237 170L235 171V173L237 172ZM240 170H241V169H240ZM242 170H243V169H242ZM49 171H48V172H49ZM59 171H58V172H59ZM66 171H67V170H66ZM68 171H67V173H68ZM76 171H77V170H76ZM103 171H104V170H103ZM108 171H109V170H107V172H108ZM245 171H247V170L245 169ZM19 172H18V173H19ZM27 172H28L27 174L29 175V171H27ZM30 172H31V171H30ZM36 172H37V171H36ZM107 172H106V173H107ZM110 172H111V170H110ZM146 172H147V170H146ZM238 172H239V171H238ZM238 172H237V174L240 173V172H239V173H238ZM22 173H23V172H22ZM46 173H47V172H46ZM73 173H76V172H74V170H73ZM79 173H80V172H79ZM87 173H88V172H87ZM87 173H86V174H87ZM119 173H121L122 175L119 174ZM119 173H118V174L121 175V177H123V175H126L125 172H124V174H123V171H122V172L119 171ZM136 173H137V172H136ZM161 173H162V172H161ZM163 173H166V172L163 170ZM200 173H203V171H201ZM242 173H243V172H242ZM242 173H241V174H242ZM261 173H262V172H261ZM261 173H260V174H261ZM35 174H36V173H35ZM35 174H33V175H35ZM53 174H55V173H53ZM89 174H90V172L88 173V175H89ZM96 174H98V172H97ZM113 174H115V172H114ZM118 174H117V175H118ZM129 174H130V172H129ZM149 174H151V173H149ZM154 174H155V173H154ZM183 174L185 175V172H183ZM183 174H181V175L183 176V177L181 176L183 179H182L180 182L178 181L179 183H181V182L184 183V184H180L181 186H183L182 188H184V189L181 188V190H182V191H183V190L186 191V190H188V188H189V191H190V192H196V189L198 190V188H199L200 186L197 188V187H196L197 185H196V184H195V185L193 184L194 181L192 180V178L194 179L195 175L193 174L192 178L189 179V180H186V182H185V178H186L187 176L185 177ZM241 174H240V175H241ZM244 174L246 175L245 172H244ZM2 175H3V174H2ZM24 175H25V174H24ZM59 175H60V172H59ZM84 175H85V174H84ZM84 175H82V178H83V179H84V178L86 179V176L83 177ZM127 175H128V172H127ZM132 175H133V174H132ZM132 175H131V176H132ZM164 175H165V174H164ZM201 175H202V174H201ZM201 175H199V176H201ZM245 175H244V176H245ZM256 175H257V174H256ZM19 176H20V174H19ZM22 176H23V175H22ZM37 176H38V175H37ZM37 176H35V177H37ZM42 176H43V174H42ZM50 176H51V175H50ZM57 176H58V175H57ZM199 176H198V177H199ZM236 176H238V175H236ZM254 176H255V175H254ZM20 177H21V176H20ZM24 177H25V176H24ZM30 177H31V175H30ZM32 177H34V176H32ZM32 177H31V178H32ZM89 177H90V176H89ZM97 177H98V176H97ZM97 177H96V178H97ZM165 177L167 178L166 175H165ZM171 177H172V176H171ZM179 177H180V176H179ZM190 177H191V176H190ZM238 177H239V176H238ZM37 178H38V177H37ZM47 178H48V177H47ZM82 178H81V182H82V181L84 182V180H82ZM87 178H88V176H87ZM94 178H95V177H94ZM105 178H106V177H105ZM128 178H131L130 175H128ZM132 178H133V180L135 179V178H134V175L132 176ZM151 178H152V176H151ZM162 178H163V177H162ZM169 178H170V177H169ZM177 178H178V177H177ZM241 178H242V176H241ZM245 178H246V176H245ZM259 178H260V177H259ZM2 179H3V178H2ZM21 179H22V178H21ZM42 179H43V178H42ZM42 179H37V180H42ZM88 179H89V178H88ZM153 179H155V178H153ZM156 179H157V178H156ZM159 179H160V177H159ZM159 179H157V180H159ZM167 179H168V178H167ZM172 179H173V178H172ZM178 179H179V178H178ZM178 179H177V180H178ZM180 179H181V178H180ZM180 179H179V180H180ZM202 179H203V178H202ZM204 179H205V177H204ZM256 179H257V178H256ZM25 180H26V179H25ZM35 180H36V179H35ZM54 180H56V181H54ZM54 180H53V181H54L55 183L58 182L57 179H54ZM77 180H78V179H77ZM86 180H87V179H86ZM86 180H85V181H86ZM119 180H120V181H119ZM119 180L116 181V182L120 183L121 187H118V188L116 189V191H115V195H117L118 198L122 199V201H124V203L127 204L128 201L130 202V200H133L134 198H136L137 195H135V194L130 190L131 188L127 189V187H129V186H128L129 183H128L127 181L122 180V179H119ZM142 180H145V179H142ZM157 180H156V181H157ZM221 180H222V182H223V179H222V178H221ZM2 181L4 182V180H2ZM2 181H0V182L2 183ZM19 181H20V180H19ZM19 181L17 180L18 184H19ZM30 181H31V180H30ZM46 181H48V180H46V178H45V182H46ZM88 181H89V180H88ZM123 181H124V182H123ZM135 181H136V180H135ZM147 181H148V179L146 180V182H147ZM151 181H152V180H151ZM151 181H148V182L150 183ZM167 181H168V180H167ZM169 181H172V180H169ZM261 181H262V180H261ZM32 182H33V181H32ZM34 182H35V181H34ZM45 182H44V183H45ZM54 182H53V183H54ZM63 182H64V181H63ZM77 182H79V181H77ZM89 182H90V181H89ZM144 182H145V181H144ZM173 182H174V181H173ZM173 182H171V183H173ZM187 182H188V183H187ZM200 182H201V180H199L198 184H199ZM202 182L205 183L204 180H202ZM202 182H201V184L203 185ZM220 182H221V181H220ZM220 182H219V183H220ZM222 182H221V183H222ZM224 182H226V181H224ZM11 183H12V182H11ZM53 183H52V186L54 185V186L56 187L57 185H56L55 183H54V184H53ZM59 183L61 184V182H59ZM64 183H65V182H64ZM70 183H71V182H70ZM90 183H91V182H90ZM131 183H132V182H131ZM140 183H141V182H140ZM255 183H256V182H255ZM257 183H258V182H257ZM261 183H262V182H261ZM47 184H48V183H47ZM57 184H58V183H57ZM60 184H59V185H60ZM79 184H80V183H79ZM88 184H89V183H88ZM95 184H97V183L95 182ZM95 184L92 183V187H91L92 190H94V191H95L96 189L99 188V187L96 186ZM116 184H117V183H116ZM185 184H186V185H185ZM237 184H238V185H237ZM259 184H260V183H259ZM4 185H5V184H4ZM21 185H22V182H21ZM24 185H26V184H24ZM36 185H38V187H40L41 190L43 189V187H47V186H44V185H43V187L41 188V185H42V184H40V186H39V183H36V182H35V186L32 185V183H31V188L34 189V187H35V188L37 189L38 187H37ZM61 185H62V184H61ZM147 185H148V183H147ZM152 185H153V184H152ZM152 185H151V186H152ZM184 185H185V186L188 185L187 189H185ZM204 185H205V184H204ZM215 185H216L215 183H212V184H210V187L215 186ZM235 185L239 187L241 184H239V181H238V183H236ZM261 185H263V184H261ZM261 185H260V187H259V185H257V187H259L260 190L262 191L263 188H262ZM5 186L7 187L8 184L5 185ZM32 186H34V187H32ZM63 186H64V185H63ZM93 186H94V187L96 186V189H94ZM139 186L141 187L142 185H138V186H137V183H136V185H134L135 188H139ZM145 186H146V185H145ZM151 186H149V187H151ZM222 186H223V183H222V185H219L218 187H222ZM227 186H228V185H227ZM6 187H3V188H6ZM11 187H12V185H11ZM17 187H19V186H17ZM20 187H23V188H24V186H20ZM20 187H19V188H20ZM26 187H27V186H26ZM49 187H50V188H48V189H51V192H53V193L55 194V192L57 191V189H56V191H53L54 189H52L51 186H49ZM55 187H54V188H55ZM57 187H58V186H57ZM143 187H144V186H143ZM146 187H148V186H146ZM149 187H148V188H149ZM152 187H154V185H153ZM195 187H196V188H195ZM203 187L206 188V186H203ZM203 187H202V190L204 189ZM218 187H217V185H216V188H217V189H216V188H215V189L218 190V189H219ZM240 187H241V186H240ZM240 187H239V188H240ZM255 187H256V186H255ZM0 188H1V187H0ZM13 188H14V187H13ZM23 188H22V189H23ZM29 188H30V186H29V184H28V191H29ZM58 188L60 189V187H58ZM165 188L168 189L167 186H166ZM169 188H170V187H169ZM194 188H195V189H194ZM213 188H214V187H213ZM213 188H212V189H213ZM261 188H262V189H261ZM11 189H12V188H10V190H11ZM20 189H21V188H20ZM22 189H21V191H23L24 194H25L26 192H28V191L24 192V190H26L27 188L24 189V190H22ZM33 189H32V190H33ZM36 189H35V190H36ZM59 189H58V190H59ZM144 189H145V187H144ZM152 189H154V188H152ZM179 189H180V188H179ZM212 189H211V190H212ZM235 189H236V188H235ZM235 189H234V190H235ZM254 189L256 190V188H254ZM6 190H7V189H6ZM10 190H8V191H10ZM14 190H16V187H15ZM38 190H39V189H38ZM41 190H40V191H41ZM44 190L46 191V188H45ZM44 190L42 191V193L44 192ZM62 190H64V189L62 188ZM62 190L59 191V192H62ZM157 190H158V189H157ZM157 190H155L154 193H156V192L159 193V192H160V191H157ZM205 190H206V189H205ZM213 190H214V189H213ZM220 190H221V192L223 191L222 188L219 189L218 191L220 192ZM17 191H19V190H17ZM48 191H49V190H47L46 192H48ZM65 191H66V190H65ZM65 191H64V192H65ZM97 191H98V190H96V192H97ZM142 191H147V192H149V190H146V189H145V190L142 189ZM168 191H169V189H168ZM178 191H179V190H178ZM189 191H186V192L183 191L184 193L182 192V194H185V195H183V196H184L183 199H185V197H188V194L190 193ZM208 191H209V190L206 191L207 193H204L205 196H208V195H209V194H208ZM256 191H257V190H256ZM32 192H33V191L30 192L31 195L34 194V192H33V193H32ZM37 192H38V191H37ZM64 192H63V193H64ZM98 192H99V191H98ZM187 192H188V194H187ZM197 192H198V191H197ZM203 192H204V191H203ZM209 192H210V191H209ZM215 192H216V191H215ZM221 192H220V193H217V192H216V193H217L216 195H218V194L220 195ZM19 193H21V192L19 191ZM30 193H29V194H30ZM53 193H52V194H53ZM63 193H62V194H63ZM67 193H68V192H67ZM169 193H170V192H169ZM14 194H15V193H14ZM24 194H23L24 197L21 195V196L23 197V198H21L23 201H24V199L29 198V197H26V196H25V195L28 194V193H26L25 195H24ZM29 194H28V196H29ZM44 194H45V193H44ZM49 194H50V193L48 192L47 195H49ZM64 194L66 195V192H65ZM106 194H108V193L106 192L105 195H106ZM112 194H113V193H112ZM159 194H160V193H159ZM207 194H208V195H207ZM15 195H16V194H15ZM37 195H38V194H37ZM37 195H36V196L34 195V196L37 198ZM39 195H40V193H39ZM67 195H68V194H67ZM69 195H70V193H69ZM97 195H98V193H97ZM103 195H104V194H102V196L99 195V196H101L99 199L102 200V199H103V198H102ZM154 195H155V194H154ZM157 195H158V194H156V196H157ZM162 195H163V194L161 193L160 196H162ZM190 195H191V196H190ZM195 195H196V194H195ZM210 195H211V193H210ZM210 195H209V196H210ZM213 195H214V194H213ZM216 195H215L214 197L212 196L213 199H215L216 197L219 198V195H218V196H216ZM18 196H19V195H17V197H18ZM34 196H32V197L35 198ZM45 196H46V194H45ZM59 196L61 197V194H60ZM113 196H114V195H113ZM113 196L111 195V197H112L113 199H115L116 197H115V196L113 197ZM160 196H159V197H160ZM234 196H235V195H234ZM32 197H31V200H33ZM95 197H96V196H95ZM95 197H94V198H95ZM111 197H110L109 199H112ZM145 197H146V198H145L146 201H151V200H152V201H158V199L154 200L153 198H150V196H145ZM227 197H228V196H227ZM231 197H232V196H231ZM19 198H20V196H19ZM38 198L40 199V196H38ZM165 198H166V197H165ZM189 198H193V197H192V194H189ZM194 198H195V197H194ZM194 198H193V200H194ZM205 198H206V197H205ZM2 199H3V198H2ZM8 199H9V197H8ZM183 199H182V200H183ZM186 199H187V200H190V199H188V198H186ZM186 199H185V200H186ZM195 199H198V198H195ZM207 199H209V198H206V200H207ZM213 199H211V196H210V202H209V203H211ZM235 199H236V197H235ZM239 199H240V198H239ZM239 199H236V200L239 201ZM245 199L247 200V202H249V199H247V198H245ZM245 199H243V200H245ZM16 200H17V198H16ZM19 200H20V199H19ZM31 200H29V201H31ZM116 200H117V199H116ZM164 200H166V199H164ZM185 200H184V201H185ZM191 200H192V199H191ZM219 200H220V199H219ZM224 200H225V199H224ZM84 201H85V200H84ZM109 201H110V200H109ZM184 201H182V202H183V204H185L186 206H187V204H188V205L190 204V203H187V202L184 203ZM208 201H209V200H208ZM250 201L253 202L252 200H250ZM254 201H255V200H254ZM4 202H7V199H6V201H4ZM17 202H18V201H17ZM72 202H73V201H72ZM85 202H86V201H85ZM102 202H103V200H102ZM111 202H112V201H111ZM120 202H121V201H120ZM129 202H128V204H130ZM176 202H177V201L174 200V203H176ZM188 202H189V201H188ZM224 202H225V201H224ZM234 202H235V201H234ZM241 202L243 203L242 200H241ZM13 203H14V202H13ZM21 203H23V202H21ZM25 203H26V201H25ZM33 203H34V204L36 203L35 205H33L34 207H35V206H36V207L38 206V205H37L38 201H37V202H36V201L34 202V200H33ZM33 203L31 202V204H33ZM70 203H71V201H70ZM74 203H75V201H74ZM78 203H79V201H78ZM97 203H99V202L97 201ZM124 203L122 204V207L125 206ZM134 203H136V202H134ZM145 203H146V202H145ZM145 203H144V204H145ZM156 203H158V202H156ZM178 203H179V201H178ZM206 203H207V202H206ZM213 203H214V202H213ZM249 203H250V202H249ZM249 203H248V204H249ZM16 204H17V203H15V205H16ZM31 204H29V205H31ZM63 204H64V203H63ZM63 204H62V205H63ZM68 204H69V203H67V205H68ZM75 204H77V201H76ZM75 204H74V205H75ZM95 204H96V202H95ZM114 204H117V203L114 201ZM128 204L125 206L126 210H127ZM244 204H245V203H244ZM10 205H11V204H10ZM18 205H19V202H18V204H17V207H18ZM22 205H23V204H22ZM24 205H25V208H26V207H27V208L29 207V205H27V203L24 204ZM26 205H27V206H26ZM54 205H56V204L54 203ZM71 205H73V204H71ZM97 205H98V204H97ZM100 205H101V204H100ZM100 205H99V206H100ZM109 205H110V203H109ZM123 205H124V206H123ZM132 205H133V203H132ZM132 205H129V206H132ZM164 205H165V204H164ZM177 205H178V204H177ZM208 205H210V204H208ZM8 206H9V204H8ZM8 206H7V207H8ZM58 206H59V205H58ZM99 206H98V207H99ZM119 206H120V204H119ZM119 206H117V207H119ZM160 206H162V205H160ZM180 206H183L182 203H181V200H180ZM180 206H179V208H178V206H177L176 208L179 209V210L182 208L181 211H182L183 209L185 210L186 206H185V208H184V206L180 208ZM246 206H247V205H246ZM254 206H255V203H254ZM12 207H13V206H12ZM44 207H45V205H44ZM61 207H62V206H61ZM61 207H60V208H61ZM73 207H74V206H72L71 209H72ZM85 207H86V206H85ZM115 207H116V205H115ZM135 207H137V205H136ZM158 207H159V205H158ZM158 207H157L156 209H159ZM165 207H166V206H164V208H165ZM189 207H190V209L192 208V206H190V205H189ZM247 207H248V206H247ZM13 208H14V207H13ZM18 208H19V207H18ZM27 208H26V209H27ZM75 208H76V211H77V210L80 211V206H79L78 208H77V206H75ZM110 208H111V207H110ZM167 208H168V207H167ZM187 208H188V207H187ZM249 208H250V206H249ZM257 208H258V207H257V205H256L255 212H256ZM19 209H20V208H19ZM41 209H42V208H40V211H41ZM66 209L71 210L69 206H68V208L66 207ZM83 209H84V207H83ZM92 209H93V208H92ZM120 209H122V208H120ZM120 209H119V210H120ZM130 209H131V208H130ZM130 209L127 210V212H128V211H132V210H130ZM134 209H135V208H134ZM161 209H162V207H161L159 210H161ZM196 209H198V208H196ZM196 209H195V210H196ZM207 209H208V207H207ZM262 209H263V208H262ZM3 210H4V209H3ZM3 210H2V211H3ZM13 210H14V209H13ZM21 210H22V211H25V209H24V210L21 209ZM27 210H28V209H27ZM32 210L35 211V209H32ZM64 210H65V209H64ZM69 210H68V211H69ZM112 210H113V209H112ZM126 210L123 211V209H122V210H121V214H122V213L125 214V211H126ZM159 210H158V212H159ZM166 210H167V209H166ZM166 210H165V211H166ZM186 210H187V209H186ZM186 210H185V211H186ZM250 210H251V209H250ZM258 210H259V209H258ZM11 211H12V210H11ZM19 211H20V210H19ZM28 211H31V210L29 209ZM60 211H61V210H60ZM62 211H63V210H62ZM71 211H73V210H71ZM79 211H78V212H79ZM82 211H83L84 213H83ZM113 211H115V210H113ZM117 211H118V210H117ZM135 211H138V210L135 209L134 212H133V213L136 215L137 213H136ZM146 211H147V209H146ZM177 211H178V210H177ZM8 212H9V211H8ZM13 212H14V211H13ZM15 212H16V213H15V215H16V214H17V211H15ZM25 212H26V211H25ZM25 212H24V213H25ZM35 212H36V211H35ZM35 212H34V213H35ZM41 212L44 213L43 210H42ZM73 212H75V210H74ZM86 212H87V211H86ZM86 212H85V209H84V210H81V213H82V214H80V215H82V217H83V215H84ZM90 212H91V210H90ZM138 212H141V211H138ZM144 212H145V210H144ZM147 212H148V211H147ZM151 212H152V211H151ZM158 212H157V213H158ZM162 212H163L164 214H168V210L166 211V213L164 212V210H162ZM162 212H161V213H162ZM178 212H179V211H178ZM178 212H177V213H178ZM197 212H198V211H197ZM221 212H222V211H221ZM260 212H261V211H260ZM0 213H1V209H0ZM24 213L22 212V214H23L22 216H23V217H27V214H26V216H25ZM29 213H30V212H29ZM69 213H70V212H69ZM119 213H120V211H119ZM119 213H118V214H119ZM128 213H129V212H128ZM128 213H127V214H128ZM133 213H132V214H133ZM171 213H172V212H171ZM171 213H170V215H171ZM177 213H176V214H177ZM182 213H184V211H182L181 213L179 212L178 215H181ZM261 213H262V212H261ZM261 213H260V214H261ZM11 214H12V213H11ZM32 214H33V212H32ZM39 214H40V212H39ZM64 214H65V212L63 211V215H64ZM67 214H68V213L66 212V214H65V217H66L65 220H66L67 217H68V216H66ZM76 214H77V212L74 213V215H73V214H70V215H72V217H74V216H76ZM121 214L118 216V218H115V217H113V216H110V219H111V217H113V219H114V218H115V219H119V217L121 216ZM154 214L156 215V212H154ZM173 214H174V213H173ZM173 214H172V216H173ZM253 214H254V212H253ZM257 214H258V216L260 215V214H259V211L257 212ZM262 214H264V213H262ZM54 215H55V214H54ZM78 215H79V213H78ZM85 215H86V214H85ZM114 215H116V214L114 213ZM137 215H138V214H137ZM139 215H140V214H139ZM145 215L147 216V215H149V214L146 213ZM158 215L160 216L161 214L159 213ZM226 215H227V214H226ZM0 216H1V215H0ZM22 216H21V217H22ZM55 216H56V215H55ZM87 216H88V215H87ZM126 216H129V215H126V214H125V217H126ZM150 216H151V215H150ZM227 216H228V215H227ZM240 216H242V215H240ZM240 216H239V219H240V218H241V220H242V218L245 219L244 217H240ZM243 216H245V215H243ZM252 216L254 217V215H252ZM258 216H257V217H258ZM9 217H10V216H9ZM29 217L32 218V217H34V215L31 216V215L29 214ZM36 217H37V215H35L34 218H36ZM40 217H41L42 219L44 218V217H42V216H40ZM40 217H38V218H40ZM52 217H53V216L50 215L48 219H50V218L52 219ZM84 217H85V216H84ZM137 217H138V216H137ZM137 217H136V218H137ZM157 217H158V216H157ZM161 217H162V218H161ZM228 217H229V216H228ZM245 217L248 218L249 216H245ZM255 217H256V216H255ZM257 217H256V219H257ZM17 218H19V217H14L13 215H11L10 219L8 218L9 221H10V222L8 221V222L10 223V224H9V223H8V224H9V225L13 224L14 227H17V226L19 227V225H20L21 228H19L18 230H22V228H23L22 225L24 224V222H23V224H19V222H20L21 219L18 220ZM30 218H29V219H30ZM34 218H33L32 220L35 221L36 219H34ZM75 218H78V217L76 216V217H74V219H75ZM79 218L81 219L80 216H79ZM79 218H78V220H79ZM121 218H124V216H121ZM132 218H133V216H132ZM140 218H141V217H140ZM160 218H161V219H164V218H166V216H165L164 218H163V216H160V217L158 218L159 220L155 221V222H158V223H156V224H158V227L160 228L159 231H160L161 233H160V234L157 233V235H155L156 233L154 234V232H153V233H150L149 235L151 236L152 234H154L155 237L158 236V237H157V240L154 239L155 242L153 241V243H154V247L156 248V253H157V255H155V256H153V257H155V258H156V257L159 258V264H162L161 258H162V257H165V255H167V256H172V255H174V254L176 253V251H177L179 248H182V244H183V243H181V244H180L179 242H177L178 244H173V243H171L172 245L169 246V247L167 246L168 248H165V247H164V244H166V243H165V239H167L168 236H167V237L164 236V230L162 229V227H163V225H166V226L168 227V226H170V224L166 223L167 220L165 221L166 224H163V222H160V221H163V220H161ZM230 218H231V217H230ZM230 218H229V219H230ZM263 218H264V215H263ZM263 218H262V219H263ZM23 219H24V218H23ZM26 219H27V218H26ZM46 219H47V218H46ZM51 219H50V221H51ZM115 219H114V222H115ZM156 219H157V218H156ZM218 219H219V218H218ZM221 219H222V217H221ZM221 219H220V220H221ZM234 219H235V218H234ZM258 219H259V218H258ZM258 219H257V221H256V222H257L256 225L258 224ZM0 220H1V219H0ZM17 220H18L19 222H17ZM27 220H28V219H27ZM27 220H26V223H27ZM40 220H41V219H40ZM40 220H39V221H40ZM68 220H69V219H68ZM88 220H89V219H88ZM92 220H93V218H92ZM106 220H107V219H106ZM108 220H109V218H108ZM128 220H129V219H128ZM136 220H137V219H136ZM138 220H139V221H142V219L140 220L139 218H138ZM164 220H165V219H164ZM197 220H198V219H197ZM225 220H226V219H225ZM259 220H260V219H259ZM42 221H43V220H41V222H40L41 224H40V225L37 224V226H39V230H41V231H43V230L40 229V228H42V226H43V228L45 227V225H42V224H44ZM50 221H49V222H50ZM99 221H100V220H99ZM109 221H110V220H109ZM112 221H113V220H112ZM131 221H134V222L136 223V221H135L134 219H132ZM229 221H230V220H229ZM232 221H234V220H232ZM0 222H2V221H0ZM30 222L32 223L33 221H30ZM46 222H47V221H46ZM49 222H48V224H49ZM54 222H55L54 224H56V228H57V223H56L57 221H54ZM59 222H61V221H59ZM67 222H68L69 224H70V222H71V225L73 224L72 221H67ZM75 222H77L76 219H75ZM78 222H80V221H78ZM105 222H106V224H107V221H105ZM159 222L161 223V225H159ZM190 222H191V221H190ZM196 222H197V221H196ZM238 222H240V220H239ZM251 222H252V221H251ZM20 223H21V222H20ZM26 223H25V224H26ZM33 223H35L34 225L36 226V222H33ZM37 223H39V222L37 221ZM51 223H52V221H51ZM61 223H62V222H61ZM63 223L65 224L66 222H63ZM63 223H62V224H63ZM108 223H109V222H108ZM120 223H121V222H120ZM169 223H170V222H169ZM27 224H28V223H27ZM27 224H26V228H25V229H27V231H28V230H29V225H27ZM45 224H46V223H45ZM48 224H46V225H47V226H46V230H50V229H51V228L48 226ZM52 224H53V223H52ZM69 224H67L66 226H68ZM76 224H77V223H76ZM96 224H97V226H98V223H96ZM110 224H111V225L107 224V226L109 225V227H108L109 229H110V227L112 228V226H113L112 223H110ZM114 224H115V223H114ZM136 224H137V223H136ZM141 224H142V223H141ZM2 225H3V223H2ZM13 225L11 226L12 229L14 228ZM32 225H33V224H32ZM32 225H31V226H32ZM41 225H42V226H41ZM58 225H59V223H58ZM91 225H92V224H91ZM116 225H118V224H115V226H116ZM127 225H128V224H127ZM239 225H240V223L238 224V226H239ZM27 226H28V228H27ZM72 226H73V225H72ZM85 226H86V225H85ZM92 226H94V225H92ZM97 226H96V227H97ZM99 226H100V225H99ZM104 226H105V224H104ZM132 226H133V227H132ZM132 226H129V227H132L133 229H134V228H137V227H136L137 225H136V226H135V225H132ZM138 226H139V223H138ZM161 226H162V227H161ZM238 226H237V227H238ZM11 227H10V228H11ZM58 227H59V226H58ZM68 227H71V226H68ZM68 227H67V228H68ZM73 227H74V226H73ZM73 227H72V229H73ZM76 227H77V226L75 225V229L79 228V227H77V228H76ZM102 227H103V225H102ZM120 227H121V226H120ZM122 227H123V226H122ZM143 227H144V226H143ZM167 227H166V228L164 227V229H165V234H166V232L170 233L169 228H168V230L166 231ZM48 228H49V229H48ZM86 228H88V227H86ZM93 228H94V227H93ZM103 228H104V227H103ZM155 228H156V226H155ZM170 228H171V227H170ZM183 228H184V227H183ZM231 228H233V227H231ZM234 228H235V227H234ZM249 228H250V227H249ZM4 229H5V226H4ZM4 229H2V230H4ZM31 229H32V228H30L29 231H31ZM58 229H59V228H58ZM62 229H63V228H62ZM72 229H71V230H72ZM75 229H74V232H75ZM104 229H105V228H104ZM104 229H102V230H104ZM112 229H114V227H113ZM177 229H181V228H180V227H177L176 230H177ZM221 229H222L221 231H223L224 227L221 228ZM15 230H17V229H15ZM34 230H35V229L33 228V231H34ZM71 230H70V231H71ZM77 230H78V229H77ZM79 230H80V229H79ZM98 230H99V229H98ZM106 230H107V229H106ZM155 230H156V229H155ZM25 231H26V230H25ZM25 231H24V232H25ZM27 231L25 232V234L28 233ZM70 231H69V232H70ZM81 231H82V229H81ZM85 231H86V230H85ZM85 231H84V235L82 236V239L86 242L87 245H89V246H92V245H93V246L95 247V250H96V248L98 249V245H99V241H100V240H98V237H100L99 234H96V235H98V237H96L98 241H97V242H95V241L93 242V241H92V238H91V236H90V234H89V231H88V232H85ZM171 231H175V230H172V229H171ZM177 231H178V230H177ZM186 231H187V230H186ZM214 231H215V230H214ZM221 231H220V233H219L218 235L216 234L217 237H219L220 235L223 234V233L221 234ZM253 231H254V230H253ZM3 232H4V231H1V228H0V233H3ZM31 232H32V231H31ZM45 232H47V231H45ZM59 232H60V231H59ZM69 232H68V233H69ZM74 232H73V233H74ZM175 232H176V231H175ZM181 232L183 233V231H181ZM227 232L229 233L228 230H227ZM247 232H248V230H247ZM250 232H251V230H250ZM260 232H261V231H260ZM48 233H52L51 236L53 237V235L56 234L57 232H53V231H50V232H49V231H48L47 234H48ZM73 233H72V235H73ZM117 233L122 234L120 231H118V232H116V236H118ZM162 233H163V234H162ZM171 233H172V232H171ZM178 233H180V231H178V232L176 233L177 236H178ZM182 233H180V236H181ZM195 233H196V232H195ZM216 233H217V232H216ZM3 234H4V233H3ZM3 234H1L2 236H0V238L3 237ZM15 234H16V232L14 231V236H15ZM57 234H58L59 237H61L59 233H57ZM75 234H76V233H74V236H75ZM81 234H82V233H81ZM173 234H175V233H172V235H173ZM39 235H40V234H39ZM66 235H67V234H66ZM70 235H71V234H70ZM72 235H71V236H72ZM113 235H114V234H113ZM134 235H135V234H134ZM154 235H152V236H154ZM166 235H167V234H166ZM176 235H175V236H176ZM182 235H183V234H182ZM184 235H185V234H184ZM186 235H187V233H186ZM260 235H263V234L261 233ZM260 235H259V236H260ZM54 236H56V235H54ZM68 236H69V235H68ZM74 236H73V237H74ZM105 236H106V235H105ZM107 236H108V237H107ZM107 236H106V237L109 238L110 234H108ZM126 236H127V235H126ZM132 236H133V235H132ZM169 236H171V235H169ZM177 236H176V237H177ZM197 236H198V235H197ZM197 236H195L196 238H195L193 235L190 236V237H191L190 241L192 240V242L194 243V241H196V239H198ZM247 236H248V235H247ZM47 237H48V239H49V236H47ZM62 237H63V239H64L63 242L65 243V245H64L63 243H61V241H59V242H60L61 244H63L64 247H63V246H62V247L65 248V247L67 246V244H66L67 241L65 242V238H64V237H66V236H62ZM62 237H61V238H62ZM76 237H77V236H76ZM79 237H81V235H80V231H79ZM102 237L105 238L104 236H102ZM110 237H111V239L109 238L110 240H109V239H108V240L111 241L112 239H114L113 241L116 243V240H115L116 237H115V238H113L112 236H110ZM163 237H164V238H163ZM178 237H179V236H178ZM181 237H182V236H181ZM55 238H56V237H54V239H55ZM69 238H70V237H69ZM74 238H75V237H74ZM100 238H101V237H100ZM103 238H102V239H103ZM118 238L120 239V235L118 236ZM124 238H126V237L124 236ZM133 238H135V236H133ZM173 238H174V236H173ZM179 238H180V237H179ZM182 238H183V237H182ZM182 238H181V239H182ZM184 238H185V237H184ZM36 239H37V238H36ZM48 239L46 238V239H45L46 242H43V243L46 244L47 241H48ZM51 239H52V238H51ZM56 239H57V238H56ZM70 239H71V238H70ZM142 239H143V237H142ZM187 239H188V238H187ZM219 239H220V238H218V240H219ZM260 239H261V238H260ZM52 240H53V239H52ZM71 240H74V239L72 238ZM106 240H107V239H106ZM152 240H153V239H152ZM152 240H151V241L149 240V244H150V246L153 245V243H151ZM163 240H164V241H163ZM234 240L236 241V240H237V237H235ZM238 240H239V238H238ZM238 240H237V241H238ZM257 240H258V239H257ZM257 240H256L255 238H251V239H249L248 241H245V243L248 242V246H249V247H248V252L251 251V250H255V253H257V250H259V253L261 252V256H262V257L260 256L259 258H260L262 261H264V247L261 246V245L259 246ZM34 241L37 242L36 240H34ZM84 241H83V242H84ZM103 241L106 242L105 240H103ZM103 241H102V242H103ZM113 241H112V242H113ZM122 241H124V239H123ZM166 241H169V237H168V240H166ZM220 241H221V239H220ZM220 241H219V242H220ZM48 242H50V241H48ZM102 242H101V243H102ZM171 242H172V241H171ZM197 242H198V241H197ZM219 242L217 243V241H216V244H214V242H212L213 245H212V244H210V245H212V246H215V245H216V246H215V247H217V250H216V251L219 252V253H222V252H223V248H224V246H223V244H221L222 241H221V243H219ZM37 243H39V242H37ZM41 243H42V242H41ZM55 243H57V242H55ZM106 243H108V245H109V242H106ZM115 243H112V245H113V246L116 245L117 247H115V248L118 249V247H119L120 245H119L118 243H116V244H115ZM122 243H124V242H122ZM168 243H169V242H168ZM223 243H225V242H223ZM228 243H231V242H230V238H229V242H228ZM52 244H54V242H53ZM52 244H51V245H52ZM117 244H118V245H117ZM124 244H127V242H125ZM169 244H170V243H169ZM1 245H2V244H1ZM32 245H34V243H32ZM46 245H49V243L46 244ZM59 245H60V244H59ZM101 245H103L102 248L105 247L104 249H106V247L108 246L107 244H106L105 246H104V244H101ZM112 245H111V246H112ZM129 245L131 246L132 244L130 243ZM144 245H145V244L143 243V246H144ZM167 245H168V244H167ZM195 245H196V244H195ZM206 245H208V242H207ZM210 245H209V246H210ZM2 246H3L4 249H6V248L4 247V244H3ZM36 246H39V245H36ZM57 246H58V243H57ZM57 246H49V247H50V248L48 249V250H50L49 253H48L49 255H48V257L44 260V264H45V262H46L47 264H53V261H55V260L57 259L56 257H58V256L64 258V260L62 261V262H63L62 264H75V263H74V262H75L74 260H76V259H75L76 257H79V253H78V252L76 253V252L65 251V250L62 249L61 247H59V246L57 247ZM80 246H81V245H80ZM89 246H88L87 248H90ZM111 246H110V247H111ZM113 246H112L110 249L113 250ZM141 246H142V245H141ZM141 246H140V247H141ZM196 246H197V245H196ZM251 246H254V247H251ZM85 247H86V246H85ZM131 247H132V246H131ZM131 247H129V248H131ZM137 247H138V245H137ZM144 247H146V246H144ZM257 247H258V249H256ZM25 248H26V247H24V245L20 244V245H16V248H15V249L17 250V252H19L20 250H21V252H23L22 249L24 250ZM33 248H34V250H35L37 247L31 246L30 249L33 250ZM66 248H67V247H66ZM74 248H75V247H74ZM100 248H101V247H100ZM102 248H101V249H102ZM148 248L150 249L151 247L148 246ZM191 248H192L196 253H198V249H197V247H194V246L192 245ZM68 249H70V248H68ZM71 249H73V248H71ZM76 249H77V248H76ZM90 249H91V248H90ZM93 249H94V248H92V250H93ZM104 249L101 250V251H103V253L105 252ZM107 249L109 250L108 247H107ZM92 250H91V251H92ZM108 250H107V252H108ZM112 250H111V253L114 254V250H113V251H112ZM132 250H133V252H135L134 249H132ZM230 250H231V249H230ZM72 251H73V250H72ZM96 251H97V250H96ZM101 251L99 252L100 254L97 253V254H99V255H96L95 257L93 256V259H94L93 262H94V264H101V263L111 262V261L106 260V259H108V258L105 259V258H103V257L101 256V255L108 254V253L110 252V250H109L108 253L106 252V253H104V254H101V253H102ZM242 251H243V249H242ZM242 251H240V252H242ZM246 251H247V247H246V250H245L244 253H246ZM116 252H117V250H116ZM127 252H128V251H127ZM130 252H131V251H130ZM136 252H137V251H136ZM7 253H8V252H7ZM137 253H138V252H137ZM219 253H218V254H215V255L213 254L214 256L212 255L213 258H212V257L210 258V264H220L219 261L221 260L222 257H220V254H219ZM3 254H6V252H4ZM8 254H9V253H8ZM18 254L20 255V254H22V253L19 252V253H16V255H15V256L18 257V258L21 257V258L18 259V260H20V262L22 263V259H23V257H22V256H18ZM112 254H110L111 257H112ZM116 254H117V255H116V258H122V260H123V256H122V257H119V256H118V253H116ZM127 254H128V253H126V255H127ZM135 254H136V253H135ZM179 254H180V253H179ZM242 254H243V252H242ZM249 254H250V252L248 253V255H249ZM22 255H23V254H22ZM114 255H115V254H114ZM120 255H121V253H120ZM123 255L125 256L124 252H123ZM144 255H146V254L144 253ZM148 255H149V254H148ZM197 255H198V254H196V258L193 259V262H194L193 264H201V263H199L200 260L198 261V256H197ZM244 255L246 256V254H244ZM250 255H251V254H250ZM9 256H10V255H9ZM130 256H132V258L134 259V253H133V255L130 254ZM136 256H137V255H136ZM138 256H139V258H140L141 256H143V254L141 255V253H140V255L138 254ZM138 256H137V257H138ZM146 256H147V255H146ZM174 256H175V255H174ZM174 256H173L172 258H175ZM177 256H178V255H177ZM242 256H243V255H241V256H239V257H242ZM245 256H243V257H245ZM10 257H11V256H10ZM114 257H115V256H114ZM114 257H113V258H114ZM128 257H129V255H128ZM143 257H145V256H143ZM6 258H7V257H6ZM124 258H125V257H124ZM147 258H148V257H147ZM155 258H154V259H155ZM186 258H187V257L185 256V259H186ZM3 259H5V258H3ZM3 259H2V260H3ZM7 259H8V258H7ZM7 259H5V260H7ZM14 259H15V257H14ZM14 259H12L13 261H11V263H12V262L17 263V262H15L16 259H15V260H14ZM126 259H127V256H126ZM129 259H130V258H129ZM143 259H144V258H143ZM149 259H150V258H149ZM149 259H148V261H149ZM151 259H152V258H151ZM151 259H150V263L153 262V260H154V259H153V260L151 261ZM162 259H163V258H162ZM170 259H171V258H170ZM185 259H184V260H185ZM130 260H131V259H130ZM137 260H138V258H137ZM168 260H169V259H168V257H167V261H166L167 263H169ZM171 260H172V259H171ZM188 260H191V258H188ZM188 260H185V262L187 261V263H188ZM208 260H209V259H208ZM78 261H79V260H78ZM138 261H139V260H138ZM180 261H183V260L181 259V256H180ZM4 262H5V261H3V263H4ZM18 262H19V261H18ZM93 262H92L91 264H93ZM136 262H137V261H136ZM166 262H165V264H167ZM14 263H12V264H14ZM79 263H81V262L79 261ZM111 263H112V262H111ZM163 263H164V261H163ZM0 264H2V263H0ZM5 264H6V263H5ZM112 264H125V259H124V261H115V262H113ZM157 264H158V262H157ZM180 264H181V262H180ZM182 264H183V263H182ZM185 264H186V263H185ZM203 264H204V262H203ZM205 264H206V263H205Z\"/></svg>",
	"mask_w": 264,
	"mask_h": 264
}]
</instances>
